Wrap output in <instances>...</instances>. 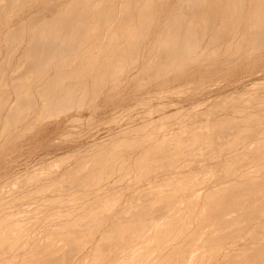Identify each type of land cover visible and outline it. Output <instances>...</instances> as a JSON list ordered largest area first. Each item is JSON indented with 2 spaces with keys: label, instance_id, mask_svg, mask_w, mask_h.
I'll use <instances>...</instances> for the list:
<instances>
[{
  "label": "rangeland",
  "instance_id": "obj_1",
  "mask_svg": "<svg viewBox=\"0 0 264 264\" xmlns=\"http://www.w3.org/2000/svg\"><path fill=\"white\" fill-rule=\"evenodd\" d=\"M83 1V2H82ZM106 1V2H105ZM146 1V3L144 2ZM153 1V2H152ZM0 0V264H45V261L47 260H44L42 263L39 262V260H42L46 255L48 254H51L52 252L54 253V255L57 253L59 255L57 256H60L62 254V256H64L65 258L69 257L68 260H71L72 261H68L67 264H70L71 262L73 264H76L79 260V262L77 264H111V261H112V264H115L116 262V254L114 257H112L114 255V252L116 250V252L121 248L120 244H123L127 239H131L134 240L135 242H133V246H131V248H137L136 249V256L138 255V257L140 256L141 258H145L149 256V259L146 260V258L144 260L146 261H142L140 264H145V262H147L148 260L151 262V261H154V263L152 264H160V263H163L165 264L164 262H166L167 260H169L170 256H165L163 253L164 252H167L169 250L170 247H173L172 249H180L181 247L179 246L180 244L183 245L185 244V240H187L185 246L182 247V249H187L185 247H188L189 250H191L192 248L194 249L195 248V252H193L194 258H196L194 260L193 258V261L190 263L192 264L193 262L198 263L197 264H205L209 263L211 264L213 262V264H216L215 261H219L221 260L220 257L221 255L224 253V255H222V257L226 258L227 255L228 256V260L227 258L224 260L222 257V260L219 261L221 263H217V264H224V263H227V261H229L227 264H263L264 263V249H262V247L264 246V241L262 239H260L261 237H264V236H260V235H264V205L263 204V201H264V196H262L264 194V186L263 184L261 183H264L263 181H261L260 183V180L262 178V176L264 177V169H263V165H264V123L262 124V122H264V0H237V2H239V4H241L243 2V4H241L240 6H238L237 4L234 6H237L236 8L240 9L238 11H236L237 9L232 6L233 4L230 5V2L231 3H236L232 0H208L206 1V5H204L205 3V0ZM155 1V2H154ZM165 1V2H164ZM191 1H192V4H191ZM201 2L203 4H197V2ZM215 1V2H213ZM217 1V2H216ZM263 1V2H262ZM87 2V3H86ZM104 2V3H103ZM127 2V3H126ZM138 2V3H137ZM140 2V3H139ZM143 2V3H142ZM190 2V3H189ZM212 2V3H211ZM227 2V3H226ZM257 2V3H256ZM132 3V4H131ZM134 3V5H133ZM145 3V5H144ZM159 3V4H158ZM189 3V5H188ZM194 3V4H193ZM210 3V5L212 4V7L210 6V10L211 8H214V10L212 9V11L209 10V6L208 4ZM229 3V4H228ZM126 4V6H125ZM128 4V5H127ZM131 4V5H130ZM154 4L156 6H154ZM197 4V6H195ZM220 4V5H218ZM229 7H227V5ZM259 4H262V5H259ZM87 7H86V6ZM137 5V6H136ZM188 5V6H187ZM201 5V6H200ZM244 5V6H243ZM102 8H101V7ZM107 6V8H106ZM133 7V8H130ZM135 6V7H134ZM141 6V7H140ZM192 7H195V8H191ZM200 6V7H199ZM206 6V9H204ZM217 6V7H215ZM226 6V7H225ZM231 6L234 8V10L231 8ZM243 6V7H242ZM255 6V7H254ZM86 7V8H85ZM90 7V8H89ZM100 7V8H99ZM115 7V8H114ZM123 7V8H122ZM154 7V9H153ZM196 7L198 9H196ZM204 7V8H203ZM257 7V8H256ZM259 7V8H258ZM262 7V9H261ZM81 8H84V9H81ZM105 8V9H104ZM178 10H177V9ZM182 8V9H181ZM191 8V9H190ZM225 8V11L228 13V17H227V14H225V11H223ZM229 8H231L232 10H230L231 12H233L234 15H237L236 17H234L233 15V18L232 20L234 19V21H232L231 19H229L230 17H232V13L230 12L229 13ZM87 9V10H86ZM129 9V10H128ZM138 9V10H137ZM153 9V11H152ZM190 9V10H188ZM216 9V10H215ZM218 9V10H217ZM223 9V10H222ZM259 9V10H258ZM261 9V10H260ZM83 10V11H82ZM98 11V13H96ZM101 10V11H100ZM146 10V11H145ZM188 10V11H187ZM195 10V11H194ZM199 10V12H198ZM242 10V12H241ZM90 11V12H89ZM103 11V12H102ZM114 11V12H113ZM117 11V12H116ZM122 11V12H121ZM150 11V12H148ZM173 11V12H172ZM177 11V12H176ZM183 11V12H182ZM204 11V12H203ZM208 11V12H207ZM216 11V12H215ZM234 11H236L234 13ZM253 11H256V12H253ZM101 12V13H100ZM146 12V13H145ZM152 12V13H151ZM155 12V14H153ZM183 14H182V13ZM192 12V13H190ZM215 12V14L213 15V13ZM223 12V13H222ZM85 13V14H84ZM88 13V15H87ZM94 13V14H93ZM103 13V14H102ZM110 13V14H109ZM116 13V14H114ZM181 13V14H180ZM188 13V14H187ZM197 15H196V14ZM199 13V14H198ZM242 13V14H241ZM259 13V14H258ZM261 13V15H260ZM70 14V15H69ZM78 14V15H77ZM97 14V16H96ZM114 14V15H113ZM126 14V17H124ZM146 14V15H145ZM152 14V15H151ZM194 16H193V15ZM201 14V15H200ZM209 17H208V15ZM251 14V15H250ZM82 15V16H81ZM94 15V16H93ZM107 15V16H106ZM130 15V16H129ZM133 15V16H132ZM148 15H149V19H148ZM175 15V16H174ZM186 15V17H185ZM188 15V16H187ZM192 15V16H190ZM223 15H226V18L224 19L225 16ZM253 15V16H252ZM68 16V17H66ZM101 16V17H100ZM115 16V17H114ZM128 16V18H127ZM142 16V17H141ZM146 16V17H144ZM181 16V17H179ZM208 18V22H207V19L204 20V18ZM239 16V17H238ZM77 17V18H76ZM80 17V18H79ZM89 17V18H88ZM100 17V19H99ZM144 17V18H143ZM177 17V20H176V25L174 27V24H172L173 22L172 21H175V18ZM201 17V18H200ZM214 17V18H213ZM254 17V18H253ZM256 17H259V18H256ZM262 19H261V18ZM66 18V19H65ZM68 18V19H67ZM71 18V19H70ZM86 18V20H85ZM88 18V19H87ZM109 18V19H108ZM131 18V19H130ZM151 18V19H150ZM154 18V19H153ZM159 18V19H158ZM180 18V19H179ZM200 18V19H199ZM217 18V19H215ZM221 18V19H220ZM239 20L237 23L235 21H237V19ZM40 19V20H39ZM66 21H65V20ZM78 19V21H77ZM90 19V20H89ZM128 19V20H127ZM179 19V20H178ZM184 19V20H183ZM188 19V20H187ZM199 19V21H198ZM212 19L213 22H212ZM236 19V20H235ZM253 19V20H252ZM43 20V22H42ZM72 20V21H71ZM81 20V21H80ZM97 20V21H95ZM132 20V21H131ZM144 20V21H143ZM181 20V22H180ZM187 20V21H186ZM226 20H228V24H226ZM241 20V21H240ZM53 21V22H52ZM55 21V22H54ZM58 21V22H57ZM88 21V22H86ZM94 21V22H93ZM113 21V22H112ZM151 21V22H150ZM168 21V23H166ZM193 21V22H192ZM211 21V22H210ZM223 21V22H222ZM231 21V22H230ZM252 21V22H251ZM253 21L257 22L258 26L256 25V23H254ZM62 22L64 24H62ZM67 22V23H66ZM74 24H72V23ZM85 22V23H84ZM102 22V23H101ZM106 22V23H104ZM110 22V23H109ZM146 24H144V23ZM172 22V23H171ZM180 22V23H179ZM186 22V23H185ZM205 22H207V25L208 27L205 25ZM233 24L231 25L230 23ZM235 22V23H234ZM240 22V23H239ZM261 22V23H260ZM76 23V24H75ZM80 25H79V24ZM88 23V24H87ZM96 23V24H95ZM109 23V24H108ZM130 23V24H129ZM189 23H190V27H189ZM193 25H192V24ZM203 23V24H202ZM212 23H216V24H212ZM55 24V26H54ZM62 24V25H61ZM67 24V25H66ZM71 24V25H70ZM123 24V25H122ZM132 24V25H131ZM143 24V25H142ZM148 24V25H147ZM154 26H152V25ZM165 24V25H164ZM173 27H172V25ZM178 24V26H177ZM195 24V26H194ZM202 24V25H200ZM210 24V26H209ZM230 24V26H234V30L232 28H229L228 29V25ZM254 24V25H253ZM262 26H261V25ZM41 25V26H40ZM52 25V27H50ZM59 25V26H58ZM66 25V26H65ZM92 27H91V26ZM107 25V26H106ZM141 27H140V26ZM185 25V26H184ZM200 25V27H199ZM227 25V26H226ZM256 25V26H255ZM40 26V27H39ZM72 26V28H70ZM112 26V27H111ZM124 26V27H123ZM138 26L140 28H138ZM143 26L145 28H143ZM149 26V27H148ZM167 26V27H166ZM171 26V27H170ZM205 26H206V29H205ZM238 26V27H237ZM56 27V29H55ZM62 27V28H61ZM64 27V28H63ZM171 28V31L169 30ZM176 31H180L179 34L178 31L176 32L174 29L177 28ZM187 27V28H186ZM218 27V28H217ZM245 27V28H244ZM254 27V29H253ZM257 27L256 31L255 28ZM261 27V28H259ZM10 28V30H9ZM40 28H43V29H40ZM50 31V29H52ZM62 31H60V29ZM77 28V29H76ZM113 28V29H112ZM147 28V29H146ZM151 28V29H150ZM172 28L174 30V33H176L175 35L173 34L172 35ZM190 28V29H189ZM202 28V29H201ZM211 28L212 31H211ZM8 32H7V30ZM41 31H40V30ZM58 29V31H57ZM65 29V30H64ZM79 29V30H78ZM189 31H188V30ZM228 30L225 32V30ZM232 29V31H231ZM260 29V30H259ZM39 30V31H38ZM42 30L44 31V35ZM71 32L70 30H72V34H70L69 32ZM112 30V31H111ZM115 30V31H114ZM121 30V31H120ZM139 30V31H138ZM149 30V31H148ZM187 30V31H186ZM190 30L192 31V33L190 32ZM194 30V31H193ZM198 30V31H197ZM217 30H221L220 32L223 33V34H220L218 36V33H215L217 34V36L212 33L214 31H217ZM255 30V31H254ZM145 31V32H144ZM168 31L170 33H168ZM206 31V32H205ZM49 32V33H48ZM53 32V33H52ZM116 34H115V33ZM122 32V33H121ZM126 32V34H125ZM132 32V33H131ZM172 32V33H171ZM183 32H190L188 34L191 35H187L186 33H183ZM203 32V34H202ZM260 32V33H259ZM48 33V34H47ZM56 33V34H55ZM68 33V34H67ZM75 33V34H74ZM80 33V34H79ZM110 33V35L108 34ZM135 33V35H134ZM137 33V34H136ZM193 33H198L200 35L201 38H197V36L199 35H194ZM238 33V34H237ZM245 33V34H244ZM10 34V35H9ZM50 34V35H49ZM53 34V36L51 37V35ZM74 34V35H73ZM134 36H133V35ZM146 34V35H145ZM165 34V35H164ZM167 34H170L171 37H176L178 39V44L176 45H179L180 49L178 48V46H175V47H172V44H173V41L177 40H173V38H171L170 36H168L169 38H171V42L170 43V39L167 38ZM187 36H186V35ZM214 34V35H213ZM226 34H229L227 35L226 37ZM237 34V35H236ZM260 34V38L257 37L258 35ZM263 34L262 38H261V35ZM40 36V40L43 42L44 45H42V42L39 40V36ZM55 35V36H54ZM57 35V36H56ZM68 35V37H67ZM78 35V38L75 37ZM88 35V36H87ZM95 35V36H94ZM114 35V37L112 36ZM122 35V36H121ZM127 35H130V36H127ZM179 35V36H178ZM183 35V36H182ZM193 37L196 36V37ZM203 35V36H202ZM215 37L216 38H211V36ZM38 36V37H37ZM43 36V37H42ZM60 36V37H59ZM70 36V37H69ZM73 36V37H71ZM82 36V37H81ZM109 36V37H108ZM136 36H140V37H136ZM146 36V37H145ZM156 36V37H155ZM166 36V37H165ZM189 36V37H188ZM256 36V38H255ZM12 37V38H10ZM50 37V39H49ZM54 37L56 39H54ZM59 37V38H58ZM64 37H66L64 39ZM84 37V38H83ZM86 37V38H85ZM133 37V39H132ZM204 37V38H203ZM229 37V38H228ZM10 38V39H9ZM33 38H35L36 40H34ZM45 38V39H44ZM52 38V39H51ZM74 38V39H73ZM107 38V39H106ZM109 38V40H108ZM115 38V39H114ZM135 38V39H134ZM166 39L167 42L163 39ZM184 38V39H183ZM188 38V39H187ZM189 38H193L194 41H192V39L189 40ZM196 38V39H195ZM209 38V40H208ZM220 38V39H219ZM239 38V39H238ZM258 38V39H257ZM76 39L79 41H76ZM81 39V40H80ZM112 39V40H111ZM139 39V40H138ZM169 39V40H168ZM183 41H182V40ZM203 39V40H202ZM233 41H232V40ZM238 39V40H237ZM252 39V41H251ZM67 41V47H66V41ZM214 40V41H213ZM44 41H47V42H44ZM50 41V42H49ZM153 41V42H152ZM196 41V42H195ZM202 41V42H201ZM231 41V42H230ZM38 42V43H37ZM76 42V43H74ZM108 42V43H106ZM132 42V43H131ZM137 42V43H136ZM156 42V43H155ZM162 42V43H161ZM164 42V43H163ZM166 42V43H165ZM182 42V43H181ZM185 42V43H184ZM190 42L192 44H194V49L191 47L193 46L192 44H190ZM217 42V43H216ZM257 42V43H256ZM40 43V45H39ZM46 43V44H45ZM52 43V44H51ZM58 46H56L55 45ZM65 43V44H64ZM71 43V45H70ZM160 43V44H159ZM169 43V44H167ZM176 43V42H175ZM175 43L173 44V46L175 45ZM181 43V44H180ZM184 43V45H183ZM190 45H188V44ZM231 43V44H230ZM240 43V45H239ZM259 43V44H258ZM261 43V45H260ZM49 44V45H48ZM74 46H73V45ZM103 44V45H102ZM128 44V45H126ZM132 44L135 46L133 47ZM141 44V45H140ZM161 44H163V46H160ZM168 45L166 47V49L171 45V49L172 50L171 52L174 53L173 55L178 54L177 56V59L175 60L176 56H173V55H170L169 54V51L168 49L166 50L164 47L166 45ZM221 44V45H220ZM236 44V45H235ZM256 44V45H255ZM42 47L38 49V46ZM48 45V46H47ZM51 45V46H50ZM191 48L190 51H193L197 48V51H193V53H188L186 52L187 50H189L188 46ZM199 47H198V46ZM226 45V46H225ZM37 46V47H36ZM62 46V47H61ZM84 46V47H83ZM86 46V47H85ZM139 46V47H138ZM152 46V47H151ZM160 46V48H159ZM197 46V47H196ZM216 46V47H215ZM221 46H222V49H221ZM229 48H228V47ZM255 46V47H254ZM261 48H260V47ZM46 47V49H44ZM49 47V48H48ZM57 47V49H56ZM71 47V48H70ZM98 47V48H97ZM162 47V48H161ZM184 47V48H183ZM239 47V48H238ZM62 48V49H61ZM86 48V49H85ZM129 48H130V51H129ZM134 48V49H133ZM173 48L177 49L175 50V52H173ZM183 48V49H182ZM185 48H187V50H185ZM225 48L227 50H225ZM255 48V50H254ZM36 49V50H35ZM38 49V51H37ZM41 49V50H40ZM56 51H54V50ZM64 49V50H63ZM67 49V50H66ZM69 49V50H68ZM71 49V50H70ZM82 49V50H81ZM103 49V50H102ZM137 49V50H136ZM149 49V51H148ZM164 49L167 51V55H164L166 54L164 51ZM221 49V50H219ZM251 49V50H250ZM258 49V50H256ZM35 50V51H34ZM40 50V51H39ZM46 50H48V52H45ZM59 50V51H58ZM67 52H66V51ZM79 50V51H78ZM105 50V51H104ZM110 50V52H108ZM112 50V51H111ZM128 50V51H127ZM135 50V51H133ZM154 50V52H153ZM158 50H161L158 52L157 54V51ZM163 50V51H162ZM205 50V51H204ZM218 50V51H217ZM225 50V51H224ZM253 50V51H252ZM260 50V51H259ZM52 51V53L50 52ZM54 51V52H53ZM83 51V52H82ZM189 51V52H190ZM203 51V52H202ZM236 51V52H235ZM240 51V52H239ZM247 51V53H246ZM250 51V52H249ZM41 52L40 54H37V53ZM61 52V53H60ZM76 54H75V53ZM121 52V53H120ZM126 54H125V53ZM161 52V53H160ZM239 52V53H238ZM34 53V55L32 54ZM56 53V54H55ZM59 56H58V54ZM129 53V54H128ZM131 53V54H130ZM133 53V55H132ZM143 53V54H142ZM160 53V54H159ZM183 53H186L187 55H189V61H187V63L185 62V60H188L187 56L185 57L186 54H184L183 56ZM203 53V54H202ZM236 53V54H235ZM246 53V54H245ZM13 54V55H12ZM37 54V55H36ZM48 54V55H47ZM51 54V56H49ZM74 54V55H73ZM125 54V55H124ZM135 54V55H134ZM155 54V56H154ZM191 54V56H190ZM249 54V55H248ZM32 55V56H31ZM39 55V56H38ZM47 55V56H46ZM87 55V56H86ZM96 55V56H95ZM99 55V56H98ZM145 55V56H144ZM148 55V56H147ZM150 55V56H149ZM163 55V56H162ZM169 55L172 56L171 60H175L174 62L169 60ZM205 55H207V57H205ZM234 55V56H233ZM70 58H69V57ZM83 56V57H82ZM86 56V57H85ZM115 56V57H114ZM120 56V58H119ZM132 56V57H131ZM160 56V57H159ZM168 57L167 58H164V57ZM200 56V57H199ZM221 56V57H218ZM44 57V59H43ZM51 57V58H50ZM64 57V58H63ZM99 57V58H98ZM117 57V58H116ZM145 57V58H144ZM153 57V58H152ZM185 57V58H183ZM192 57V58H191ZM194 57V58H193ZM4 58H7V59H4ZM42 58V59H40ZM47 58V60H46ZM53 58V59H52ZM112 58V59H110ZM115 58V59H114ZM127 58V59H125ZM138 58V59H137ZM208 58V59H207ZM11 59V60H9ZM39 59V60H38ZM66 59V60H65ZM87 59V60H86ZM122 59V60H121ZM158 59V60H157ZM194 59V60H193ZM240 59V60H238ZM3 60H6V62H4ZM38 62H37V61ZM42 60H45L47 62H43ZM50 60V62L48 61ZM96 60V61H94ZM108 60V61H107ZM121 60V61H120ZM134 60H136L134 62ZM167 60V62L165 61ZM236 60V62H235ZM78 61V62H77ZM91 61V62H90ZM105 61V62H104ZM138 61V62H137ZM152 61V62H151ZM172 63H170V62ZM190 61H193V63H191ZM204 61V62H203ZM233 61V62H232ZM3 62V63H2ZM93 62V63H92ZM94 62H95V65H94ZM116 62V63H115ZM123 62V63H122ZM125 62V64H124ZM134 62V63H133ZM157 62V63H156ZM183 64H181V63ZM188 62L189 64L191 65H188ZM196 62V63H195ZM222 62V63H221ZM42 63V65H41ZM46 63H50L49 66L48 64ZM64 63V65H63ZM105 63V64H104ZM118 63V65H117ZM163 63V65H162ZM39 64V66H38ZM45 66H44V65ZM80 67H79V65ZM83 64V66H82ZM89 66H88V65ZM123 64V65H122ZM132 64V65H131ZM157 64V65H156ZM186 64V65H185ZM37 65V66H36ZM48 65V67H47ZM61 65V66H60ZM86 65V66H85ZM107 65V66H106ZM117 65V66H115ZM150 65V66H149ZM156 65V66H155ZM182 65V66H180ZM209 65V67H208ZM58 66V67H57ZM64 66V67H63ZM74 66V68H73ZM77 66V67H76ZM119 66V68H118ZM137 66V67H136ZM162 66V67H161ZM170 68H169V67ZM176 66V67H175ZM214 66V67H213ZM48 68V69H45V68ZM63 69H62V68ZM110 67V68H109ZM114 67V68H113ZM116 67V68H115ZM145 67V68H144ZM161 67V68H160ZM167 69H164L166 68ZM175 67V68H174ZM181 67V68H179ZM184 67V68H183ZM39 68V69H38ZM41 68V69H40ZM52 68V69H50ZM77 68V69H76ZM93 68V69H92ZM101 68V71L103 73V75L101 76L100 74V69ZM148 68V69H146ZM173 68V69H172ZM178 70H177V69ZM38 69V71H37ZM43 69V70H42ZM65 69V70H64ZM76 69V70H75ZM115 69V70H114ZM147 71H146V70ZM55 70V71H54ZM58 70V71H57ZM99 70V71H98ZM105 70V71H104ZM111 70V71H110ZM118 70V71H117ZM122 73H121V71ZM175 70V71H174ZM245 70V71H244ZM247 70V71H246ZM27 71V73H26ZM29 71V72H28ZM32 71V73H31ZM37 73H35V72ZM43 71V73H42ZM63 73H62V72ZM114 71V72H113ZM167 73H165V72ZM177 71V72H176ZM241 71V72H240ZM251 71V73H250ZM5 72V73H4ZM48 72V74H46ZM50 72V73H49ZM65 72V73H64ZM75 72V73H74ZM86 72V73H85ZM95 72V73H93ZM98 74H97V73ZM138 72V73H137ZM4 75H3V74ZM45 73V74H44ZM58 73V74H57ZM63 75H62V74ZM70 73V74H69ZM85 73V74H84ZM143 73V74H142ZM169 73V74H168ZM257 73V74H256ZM11 76H10V75ZM39 76H38V75ZM61 74V75H60ZM67 74V75H66ZM69 74V76H68ZM73 74V75H72ZM80 74V75H79ZM100 74V75H99ZM115 74V75H114ZM238 74V75H237ZM6 75V76H5ZM34 75V76H33ZM65 75V77H64ZM108 75V76H107ZM158 76V79H157V76ZM232 75V76H231ZM243 75V76H242ZM253 75V76H252ZM14 76V78H13ZM28 76V77H27ZM36 76V79H33L35 81L32 80V78L34 77L35 78ZM41 76V77H40ZM43 76V77H42ZM46 76V77H45ZM55 76V77H54ZM61 76V77H60ZM69 78H68V77ZM92 76V77H91ZM108 78H107V77ZM152 76V77H151ZM156 76V77H155ZM52 77V78H51ZM94 77V79H93ZM100 77V78H99ZM104 77V78H103ZM106 77V78H105ZM110 77V78H109ZM155 77V78H154ZM161 77V78H160ZM200 77V78H199ZM261 77V78H260ZM4 78V79H3ZM9 78V79H7ZM31 78V79H30ZM41 78V80H39ZM53 80L52 84H51V79ZM74 78V80H73ZM77 78V79H76ZM113 78V79H112ZM134 78V79H133ZM153 78V79H152ZM204 78V79H203ZM26 79V80H25ZM28 79V80H27ZM79 79V81H78ZM83 79V80H82ZM97 81H96V80ZM99 79V80H98ZM102 79V80H101ZM157 79V80H156ZM12 80V81H11ZM32 80V81H30ZM49 80V81H48ZM55 80L57 82H55ZM58 80H61L58 82ZM115 80V81H114ZM131 80V81H129ZM146 80V81H145ZM150 80V81H148ZM199 80V81H198ZM202 80V81H201ZM8 83V84H6ZM64 81V82H62ZM83 81V82H82ZM106 81V83H104ZM209 81V82H208ZM238 81V82H237ZM29 82V83H28ZM37 82V84H36ZM43 82H44V86H43ZM48 84H47V83ZM69 82V83H68ZM76 82V83H75ZM80 82V84H79ZM94 82V83H93ZM102 82V83H101ZM128 82V83H127ZM198 84H197V83ZM206 83V84H201V83ZM56 83V84H55ZM100 83V84H99ZM149 83V84H148ZM193 83V84H191ZM195 83V85H194ZM244 83V84H243ZM252 83V84H251ZM34 84L36 86H34ZM39 84V85H38ZM47 86H46V85ZM50 84L52 86H50ZM54 84V85H53ZM61 86H60V85ZM69 84V85H68ZM71 84V85H70ZM97 86H96V85ZM103 84V85H102ZM112 84V85H111ZM120 84V85H119ZM141 84V86H140ZM148 84V85H146ZM160 84V85H159ZM250 84V85H249ZM42 85V86H40ZM63 85V86H62ZM76 85V86H75ZM79 85V86H78ZM107 85V86H106ZM116 85V87H115ZM183 85V86H182ZM192 85V86H190ZM8 86V87H7ZM13 86V87H12ZM72 86V87H71ZM84 86V88H83ZM109 86V87H108ZM112 86V87H111ZM249 86V87H248ZM17 88V90H14V88ZM48 87V88H47ZM56 87V88H55ZM75 87V88H74ZM77 87V88H76ZM96 87V88H95ZM125 87V88H124ZM140 87V88H138ZM180 87V88H179ZM185 87H186V90H185ZM198 87V88H197ZM226 87V89H225ZM236 87V88H235ZM251 87V88H250ZM6 88V89H5ZM15 88V89H16ZM37 88V89H36ZM46 88V89H45ZM58 88V89H57ZM61 88V89H60ZM64 88V89H63ZM102 88V89H101ZM117 88V89H116ZM10 89V90H9ZM12 89V90H11ZM39 89V90H38ZM43 89V90H41ZM51 89V91H50ZM54 89V90H53ZM67 89V90H66ZM72 89V90H71ZM96 89H99V90H96ZM110 89V90H108ZM168 89V90H167ZM173 89V90H172ZM175 89V90H174ZM199 89V90H198ZM224 89V90H223ZM48 90H49V93H48ZM63 90V91H62ZM70 90V91H69ZM95 90V91H94ZM114 90V91H113ZM172 90V91H171ZM180 90V91H179ZM223 90V91H222ZM230 90V91H229ZM237 90V91H235ZM9 91V92H8ZM15 91V93H14ZM17 91V92H16ZM52 91L53 94H52ZM59 91V92H58ZM100 91V92H99ZM154 91H155V94H154ZM159 91V92H158ZM166 91V92H165ZM188 91V92H187ZM13 92V93H12ZM22 92V93H21ZM37 92V93H36ZM42 92V93H41ZM45 92V93H44ZM57 94H56V93ZM61 92V93H60ZM71 92H72V95H71ZM81 92V93H80ZM151 92V93H149ZM165 94H164V93ZM225 92V93H224ZM230 92V93H229ZM11 95H10V94ZM24 93V94H23ZM26 93V94H25ZM41 93V94H40ZM55 93V94H54ZM85 96L83 95V94ZM96 93V94H95ZM148 93V95L146 94ZM157 93V94H156ZM160 93V94H158ZM162 93V94H161ZM174 93V94H173ZM5 97H4V95ZM14 94H15V97L17 98V100H15L16 98L14 97ZM19 94V95H18ZM31 94V95H30ZM43 94V97H41ZM54 95L53 97L51 95ZM77 94L79 96H77ZM82 94V95H81ZM98 94V95H97ZM154 94V95H153ZM183 94V95H182ZM196 94V95H195ZM9 95V96H8ZM60 97H59V96ZM64 95V97H63ZM67 95V96H66ZM193 95V96H192ZM195 95V97H194ZM219 95V96H218ZM31 96V98H30ZM62 96V97H61ZM154 96V97H153ZM217 96V97H216ZM40 97H41V100H40ZM72 98L74 99V101L72 99H69ZM75 97V98H74ZM97 97V98H96ZM134 97V98H133ZM157 97V98H156ZM214 97V98H213ZM23 98V100H22ZM46 98V100H45ZM86 98V99H85ZM95 98V99H94ZM187 98V99H186ZM20 99V101L18 100ZM25 99V100H24ZM44 99V100H43ZM49 99V100H48ZM58 99V100H57ZM68 99V100H67ZM80 99V100H79ZM134 99V100H133ZM142 99V100H141ZM146 99V100H145ZM164 99V100H163ZM172 99V100H171ZM215 99V100H214ZM15 100V101H14ZM29 102H28V101ZM62 100H65L63 103ZM69 100L70 102L73 101L72 103H69ZM79 100V101H78ZM86 100V102H85ZM150 100V101H149ZM159 100V101H157ZM203 100V102H202ZM19 101V102H17ZM28 103H26V102ZM59 101V102H58ZM77 101V102H76ZM93 101V102H92ZM96 101V102H95ZM133 101V102H132ZM146 101V102H145ZM152 101V102H151ZM157 101V102H155ZM161 101V102H160ZM207 101V102H206ZM213 101V102H212ZM257 101V102H256ZM58 102V103H56ZM79 102V103H78ZM140 104H139V103ZM201 102V103H200ZM13 103V104H11ZM18 105H17V104ZM25 103L27 105H25ZM33 103V104H32ZM75 103V104H74ZM82 103V104H81ZM173 103V104H172ZM175 103V104H174ZM197 103V104H196ZM200 103V104H199ZM255 103V104H254ZM262 103V104H261ZM53 104V105H52ZM55 104V105H54ZM66 104V105H65ZM126 104V105H125ZM199 104V105H198ZM203 104V105H202ZM209 104V106H207ZM251 104H253L251 106ZM259 106H258V105ZM17 105V106H16ZM24 105V106H23ZM30 105V106H29ZM32 105V106H31ZM65 105V106H63ZM144 105V106H143ZM16 106V107H14ZM49 106V107H48ZM70 106V107H69ZM73 106V107H72ZM75 106V107H74ZM132 106V107H131ZM136 106V107H135ZM138 106V107H137ZM140 106V107H139ZM146 106V107H145ZM169 106V107H168ZM171 106V107H170ZM175 106V107H174ZM186 106V107H185ZM191 106V107H190ZM201 106V107H200ZM205 106V107H204ZM255 106V107H254ZM53 109H52V108ZM55 107H58L56 109H54ZM135 107V108H134ZM156 107V108H155ZM163 109H162V108ZM15 108V110H14ZM17 108V109H16ZM20 108V109H19ZM27 111H26V109ZM39 108H40V111H39ZM42 108V109H41ZM72 108V109H71ZM81 108V109H80ZM134 108V109H133ZM154 108V109H152ZM186 108L187 112L190 110V113L191 114H188L186 112V110L184 109ZM198 108V109H197ZM8 109H11V110H8ZM70 109V110H69ZM76 109V110H75ZM126 109V110H125ZM128 109V110H127ZM141 109V110H140ZM179 109V110H177ZM206 109V110H205ZM2 110V111H1ZM19 110V111H18ZM24 110V112L22 111ZM44 110V111H43ZM54 110V111H53ZM58 110V111H57ZM132 110V112H130ZM183 113H182V111ZM185 110V111H184ZM202 112H200V111ZM33 113H32V112ZM61 111V112H60ZM162 111L164 113H162ZM165 111L166 114H165ZM181 111V113L179 112ZM210 111V112H209ZM214 111V112H213ZM244 111V112H243ZM11 112V113H10ZM44 112V114H43ZM49 112V113H48ZM58 112H60L58 114ZM113 112V113H112ZM119 112V113H118ZM123 114H122V113ZM158 112V113H157ZM195 112V113H194ZM206 112V113H205ZM241 112V113H240ZM25 113V114H24ZM47 113V114H46ZM53 113V115H52ZM62 113V114H61ZM64 113V114H63ZM121 113V114H120ZM126 113V114H125ZM135 113V114H134ZM151 113V114H150ZM171 113V114H170ZM187 113V114H186ZM212 113V114H211ZM249 113V114H248ZM9 114V116H8ZM24 114V115H22ZM43 114V115H41ZM49 114V115H48ZM57 114V115H56ZM120 114V115H119ZM133 114V115H132ZM165 116H163V115ZM176 114V117H174ZM183 114V116H182ZM193 114V115H192ZM242 114V115H241ZM248 116H247V115ZM15 116V119H14V116ZM22 115L23 116V119H22ZM51 115V116H50ZM117 115V116H116ZM161 115V116H160ZM172 115V116H171ZM207 115V116H205ZM13 116V117H12ZM20 119H19V117ZM41 116V117H40ZM49 118H47V117ZM122 116V117H120ZM154 116V121L151 120ZM160 116V117H159ZM169 116H171L169 118ZM188 116V117H187ZM194 118H193V117ZM213 116V117H212ZM217 116V117H215ZM223 116V117H222ZM257 116V117H256ZM26 117V118H25ZM51 117V118H50ZM77 117V118H75ZM112 117V118H111ZM134 117V118H133ZM174 117V118H173ZM199 117V118H198ZM207 117V118H206ZM209 117V118H208ZM243 117V118H242ZM248 117V118H247ZM263 117V118H262ZM35 118V119H34ZM38 118V119H37ZM70 118V119H69ZM73 118V119H72ZM76 120H75V119ZM145 118V119H144ZM157 118V119H156ZM168 118V119H167ZM201 118V119H200ZM261 118V119H259ZM13 119V120H12ZM28 119V120H27ZM42 119V120H41ZM72 119V120H71ZM78 119V120H77ZM124 119V120H123ZM150 119V120H148ZM164 119V120H163ZM175 119V120H174ZM194 119V120H193ZM236 119V120H235ZM247 119V120H246ZM249 119H252V120H249ZM7 120V121H6ZM12 120V121H11ZM18 120V121H17ZM31 120V122L29 121ZM39 120V121H38ZM104 120V121H102ZM145 120H147L146 122H144ZM170 120V121H168ZM174 120V121H173ZM186 120V121H185ZM193 120V121H192ZM198 120V121H197ZM200 120V121H199ZM22 121V122H21ZM29 121V122H28ZM68 121V122H67ZM75 121V122H74ZM79 121V122H77ZM99 121V122H98ZM125 121V122H124ZM150 121V122H148ZM168 121V122H167ZM214 121V123H213ZM259 121V122H257ZM261 121V122H260ZM8 122V123H7ZM19 122V123H18ZM110 122V123H108ZM137 122V123H136ZM163 122V123H162ZM165 122V123H164ZM193 122V123H192ZM240 122V123H239ZM248 122V123H247ZM257 122V123H256ZM2 123V124H1ZM18 123V125H16ZM27 123V124H26ZM30 123V124H28ZM100 123V124H99ZM103 123V124H102ZM159 123V124H158ZM168 123V124H167ZM191 123V124H190ZM252 123V124H251ZM13 124V125H12ZM40 124V125H39ZM107 124H110V125H107ZM122 124V125H121ZM128 124V125H127ZM176 124V125H175ZM183 124V125H182ZM193 124V125H192ZM203 124V125H202ZM228 124V125H227ZM5 125V126H4ZM10 125V127H9ZM34 125V126H33ZM82 125V126H81ZM132 126H136L135 128L134 127H131ZM174 125H175V128H174ZM218 125V126H217ZM262 125V126H261ZM3 126V127H2ZM94 126V127H93ZM124 126V127H123ZM201 128H200V127ZM225 126V127H224ZM235 126V127H234ZM261 126V127H260ZM12 127V128H11ZM21 127V128H20ZM147 127V128H146ZM179 127V128H178ZM189 127V128H188ZM210 127V128H209ZM233 127V128H232ZM246 127V128H245ZM9 128V129H8ZM31 130H29V129ZM97 128V129H96ZM116 128V129H115ZM125 128V130H124ZM137 128V129H136ZM142 131H141V129ZM155 128V129H153ZM156 128H158L156 130ZM195 128V129H194ZM244 128V129H243ZM97 131H96V130ZM130 129V130H128ZM134 129V130H133ZM167 129V130H166ZM188 129V131H187ZM190 129V130H189ZM200 129V130H199ZM212 129H213V132H212ZM216 129V130H215ZM219 129V130H218ZM237 129V130H236ZM28 130V131H27ZM144 130V132H143ZM155 130V131H153ZM177 130V131H176ZM203 130V131H202ZM80 131V132H79ZM90 131V132H89ZM100 131V132H99ZM110 131V132H109ZM124 131V132H123ZM128 131V132H127ZM130 131V132H129ZM137 131V132H136ZM159 131V132H158ZM175 131V132H174ZM180 131V133H179ZM207 131V132H206ZM210 131V132H209ZM238 131V132H237ZM1 132H5L4 134H2ZM25 132V133H24ZM65 132L67 134H65ZM121 132V133H120ZM140 132V134H139ZM166 132V134H165ZM188 132V133H187ZM193 132V133H192ZM230 132V133H229ZM250 132V133H249ZM64 133V134H63ZM79 133V134H78ZM90 133V134H89ZM95 133V134H94ZM98 133V134H97ZM109 133V134H108ZM127 133V134H126ZM129 133V134H128ZM134 135H133V134ZM160 133V134H159ZM168 133V134H167ZM206 133V134H205ZM240 133V134H239ZM122 134V135H121ZM126 134V135H125ZM130 134H132L131 136L133 138H131ZM137 134V135H136ZM153 134V135H151ZM159 136H156L158 135ZM214 134V135H213ZM62 135H64L62 137ZM78 135V136H77ZM90 135V136H89ZM139 135H140V138H139ZM165 135V136H164ZM191 135V136H190ZM198 135V136H196ZM208 135V136H207ZM216 135V136H215ZM256 135V136H255ZM262 135V136H261ZM72 136V137H71ZM82 136V137H81ZM86 136V137H85ZM101 136V137H100ZM154 136V137H153ZM180 136V137H178ZM189 136V137H188ZM240 136V137H239ZM22 137V138H21ZM71 137V138H70ZM81 137V138H80ZM144 137V138H143ZM205 137V138H204ZM262 137V138H261ZM137 138H139L137 140ZM146 138V139H145ZM181 138V139H180ZM201 138V139H200ZM225 138V139H224ZM228 138V139H227ZM232 138V139H231ZM61 139V140H60ZM83 139V140H82ZM101 139V140H100ZM174 139V140H173ZM206 139H208L206 141ZM214 139V140H213ZM234 139V140H233ZM88 140V141H87ZM99 140V141H98ZM150 140V141H149ZM168 140V141H167ZM179 140V141H178ZM223 140V141H222ZM255 140V141H254ZM86 141V142H85ZM94 141V142H92ZM127 141V142H126ZM130 141V142H129ZM134 141V142H133ZM138 141V142H137ZM152 141V142H151ZM172 141V142H171ZM204 141V142H203ZM229 141V143H228ZM234 141V142H233ZM252 143H251V142ZM129 142V143H128ZM148 142V143H147ZM192 142V143H191ZM197 142V143H196ZM215 142V143H214ZM218 142V143H217ZM263 142V143H262ZM61 143V144H60ZM80 143V144H79ZM94 143V144H93ZM166 143V145H165ZM180 143V145H179ZM182 143H185V144H182ZM205 143V144H203ZM210 143V145H209ZM232 143V144H231ZM247 143L249 145H247ZM258 145H257V144ZM92 144V145H91ZM138 144V145H137ZM169 144V145H168ZM187 144V145H186ZM190 144V145H188ZM195 144V145H194ZM199 144V145H198ZM224 144V145H223ZM10 145V146H9ZM83 145V147H82ZM85 145V146H84ZM91 145V146H90ZM128 148V149H126ZM134 145V147H133ZM140 145V146H139ZM163 145V146H162ZM193 145V146H192ZM215 145V146H214ZM223 146V149H222V146L219 147V146ZM229 145V146H228ZM231 145V146H230ZM244 145V146H243ZM254 145V146H253ZM257 145V146H256ZM129 146V147H128ZM136 146H139L136 147ZM155 146V147H154ZM173 146V147H171ZM179 146V147H178ZM261 146V147H260ZM80 147V148H79ZM133 147V149L131 148ZM141 147V148H140ZM170 147V148H168ZM187 147V148H186ZM206 147V148H205ZM231 147V148H230ZM237 147V148H235ZM245 147V148H244ZM8 148V149H7ZM83 148V149H82ZM131 148V149H130ZM164 148V149H163ZM179 148V149H178ZM193 148V149H192ZM204 148V149H203ZM253 148H255L253 150ZM263 148V149H262ZM66 149V150H65ZM137 149V150H136ZM141 149V150H140ZM151 149V150H149ZM181 149V150H180ZM222 149V150H221ZM234 149V150H233ZM63 150V151H62ZM74 150V151H73ZM78 150V151H77ZM81 150V151H80ZM131 152V153H129ZM156 150V151H155ZM174 150V152H173ZM180 150V151H179ZM188 150H191L188 151ZM203 150H206V151H203ZM229 150V151H228ZM232 150V151H231ZM238 150V151H237ZM86 151V152H85ZM89 151V152H88ZM154 151V152H153ZM194 154H193V152ZM198 153H197V152ZM203 151V152H202ZM216 151V152H215ZM144 152V153H143ZM161 154H160V153ZM163 152V153H162ZM172 152V153H171ZM177 154H176V153ZM190 152V153H189ZM200 152V153H199ZM211 152V153H210ZM215 152V153H214ZM233 153L231 155V153ZM254 152V153H253ZM136 153V154H135ZM150 153V154H149ZM155 153V154H154ZM167 153V154H165ZM174 153V154H173ZM179 153V154H178ZM186 153V154H185ZM192 153V154H191ZM198 156H196V154ZM206 153V154H204ZM230 153V154H229ZM253 153V154H252ZM263 153V155H262ZM39 154V155H38ZM158 154V155H156ZM160 154V155H159ZM165 154V155H164ZM182 154V156H181ZM184 154V155H183ZM191 154V155H190ZM202 154V155H201ZM226 154V155H225ZM250 154V155H249ZM30 155V156H29ZM83 155V156H82ZM133 155V156H132ZM137 155V156H136ZM143 155V157H142ZM149 155V156H148ZM153 155V156H152ZM175 155V156H174ZM200 155V156H199ZM248 155V156H247ZM257 155H258V158H257ZM81 156V157H80ZM157 158H156V157ZM207 156V157H205ZM225 156V157H224ZM233 156V157H232ZM238 156V157H237ZM245 156V157H244ZM131 157V158H129ZM147 157V158H146ZM149 157H150V160L153 159L154 161V166L152 165V160L150 161L149 160ZM153 157V158H152ZM165 157V158H163ZM174 159H173V158ZM181 157V159H180ZM185 157V158H184ZM198 157V158H197ZM228 157V159H227ZM236 157V158H235ZM241 157V158H240ZM76 158V159H75ZM78 158V159H77ZM136 158V159H134ZM143 158V159H142ZM158 161H156L155 159ZM160 158V160H159ZM162 158V159H161ZM171 158L172 160L174 161H171ZM139 159V160H138ZM183 159V160H182ZM194 159V161H193ZM197 159V160H196ZM211 159V160H210ZM224 159V160H223ZM241 159V160H239ZM246 159V160H245ZM254 159V161H253ZM168 160V161H167ZM189 160V161H188ZM204 160V161H203ZM239 160V161H238ZM77 161V163H76ZM79 161V162H78ZM81 161V162H80ZM147 162H150L149 165L145 164ZM159 163L156 164V162ZM178 161L176 164L175 162ZM181 161V162H180ZM189 163H188V162ZM201 161V162H200ZM209 161V162H208ZM222 161V162H221ZM246 161V162H245ZM256 161V162H255ZM87 162V164H86ZM90 164H89V163ZM145 162V163H144ZM152 162V163H151ZM168 162V163H167ZM214 162V163H213ZM262 162V163H261ZM75 163V164H74ZM136 163V164H135ZM188 165H187V164ZM196 163V164H195ZM224 163V164H223ZM235 163V164H234ZM255 163V164H254ZM18 164V165H17ZM174 166H173V165ZM191 164V165H190ZM193 164V166H192ZM202 164V165H201ZM238 164V165H237ZM260 164V165H259ZM262 164V166H261ZM29 165V166H28ZM35 167H33V166ZM79 165V166H77ZM136 165V166H135ZM142 165H144L142 167ZM147 165V166H146ZM153 166L151 168V166ZM198 165V166H197ZM201 165V166H200ZM219 165V166H218ZM256 165V166H255ZM68 166V167H67ZM72 169H71V167ZM114 166V167H113ZM116 166V167H115ZM150 166V167H149ZM170 166V167H169ZM200 166V167H199ZM205 166V167H204ZM211 166V167H210ZM33 167V168H32ZM109 167V168H108ZM113 167V168H111ZM146 170H145V168ZM158 167V168H157ZM174 167V168H173ZM182 167V168H181ZM214 167V168H213ZM220 167V168H219ZM17 168V169H16ZM82 168V169H81ZM140 168V169H139ZM144 169L141 170V169ZM151 168V169H149ZM163 171H162V169ZM165 168V170H164ZM169 168V169H168ZM178 168V169H177ZM227 168V170H226ZM237 170H241L243 171V173L241 171H237ZM247 168H250L247 170ZM254 168V169H253ZM29 169V170H27ZM65 169V170H64ZM70 169V170H69ZM138 169V170H137ZM155 169V170H154ZM171 169V170H170ZM182 169V170H181ZM185 169V170H184ZM236 171H235V170ZM245 171H244V170ZM258 172H257V170ZM260 170H262L261 173ZM37 170V171H36ZM82 170V171H80ZM112 170V172H111ZM136 170V171H135ZM152 170V171H151ZM157 170V172H156ZM160 170V171H159ZM256 171V175H253L255 174L254 172L252 171ZM23 171V172H22ZM26 171V172H25ZM131 171V172H130ZM140 173H137L139 172ZM142 171V172H141ZM149 173H148V172ZM166 171V172H165ZM198 171V172H197ZM202 171V172H201ZM209 171V172H208ZM212 173H211V172ZM215 171V172H214ZM219 171H222V172H219ZM230 171H233L234 173H231ZM246 171H247V174H246ZM249 171V172H248ZM10 172V173H9ZM38 172V173H36ZM48 174H47V173ZM52 172V173H51ZM62 172V173H60ZM128 174H127V173ZM147 172V174H146ZM170 172V173H169ZM172 172L174 173L173 175ZM177 172V173H176ZM179 172V173H178ZM191 172V173H190ZM199 172L201 173V175H199ZM225 172L226 174L229 176L230 174H233L232 176L230 175L229 177H227L228 179L227 180H223L222 179H226V176L225 175ZM229 172V173H227ZM237 172V173H236ZM245 172V173H244ZM253 173V174H249V173ZM6 173V174H5ZM33 173V174H32ZM35 173V174H34ZM43 173L44 174V177L43 176ZM162 173V174H160ZM166 173V174H165ZM176 173V174H175ZM181 173L183 174H188V175H183V177H181ZM195 173V174H194ZM206 173V175H205ZM211 173V175H210ZM215 173V174H214ZM240 173V175H239ZM260 173V174H259ZM155 174V176H154ZM170 177H168V175ZM192 176H191V175ZM210 175V176H217V177H210V176H207V175ZM214 174V175H212ZM222 174H224L225 176H223ZM239 176H238V175ZM243 174V175H242ZM259 174V175H258ZM36 176V177H33ZM39 175V176H38ZM49 175V176H48ZM51 175V176H50ZM139 177H138V176ZM149 175V176H148ZM151 175V176H150ZM157 175V176H156ZM166 175V176H165ZM177 175H180V176H176ZM194 175V176H193ZM196 175H199V176H196ZM203 175V177H201ZM252 176V178H249L250 176ZM259 176V179L257 178ZM261 175V176H260ZM8 176V177H7ZM83 176V177H82ZM125 176V178H124ZM131 178H130V177ZM136 176V177H135ZM159 176H161L159 178ZM163 176L165 178H163ZM188 176V177H187ZM191 176V177H190ZM223 176V178H222ZM235 176V177H234ZM243 176V177H242ZM248 178L246 180V177ZM256 176V177H255ZM7 177V178H6ZM142 177V178H141ZM180 177V178H178ZM185 177V178H184ZM190 177V178H189ZM205 177V178H204ZM221 177V178H219ZM239 179H238V178ZM58 178V179H57ZM137 178V179H136ZM148 178V179H147ZM168 178V180H167ZM173 178V179H172ZM175 178V179H174ZM177 178L179 180H184L185 181L181 182L179 180H177ZM183 178V179H181ZM192 178L194 181H192ZM197 180H196V179ZM206 178H208L209 180H206ZM234 178V179H233ZM43 179V180H42ZM62 181H61V180ZM109 179V181H108ZM130 179V180H129ZM133 179V180H132ZM155 179V180H154ZM176 180V181H173L174 184L172 186V183L171 181L172 180ZM187 179V180H186ZM189 179V180H188ZM191 179V180H190ZM200 179V180H199ZM203 179V180H201ZM216 179V181H215ZM221 179V180H220ZM33 180V181H32ZM64 180V181H63ZM112 180V181H111ZM125 180V181H124ZM132 180V181H131ZM159 180V181H158ZM165 180V181H164ZM213 180V181H212ZM236 180V181H235ZM239 180V181H238ZM240 180H243V181H240ZM248 180H251L248 181ZM257 182H256V181ZM264 180V179H262ZM13 181V182H12ZM51 181V182H50ZM56 181V182H55ZM67 183H66V182ZM71 181V182H70ZM135 181V182H134ZM138 181V183H136ZM153 181V182H152ZM162 181V182H160ZM169 181V182H167ZM187 181V182H186ZM188 181L190 182V184L188 183ZM192 181V183H191ZM203 181V183H202ZM234 181V182H233ZM247 181V182H246ZM254 181V182H252ZM259 181V182H258ZM16 182V183H15ZM45 182V183H44ZM110 182V183H109ZM126 182V183H125ZM150 182V183H149ZM167 183H170V184H166ZM182 183V185L184 184V186H181V184L179 185L178 184ZM186 182V184H185ZM196 182V184H195ZM197 182H199L197 184ZM200 182L201 184L203 185H200ZM205 182V183H204ZM219 182V183H218ZM221 182V183H220ZM232 186H230V184ZM233 182V184L231 183ZM236 182V184H234ZM238 182V183H237ZM244 182V183H243ZM245 182L247 183V188L246 185H245ZM249 182V183H248ZM53 183V184H52ZM62 183V184H61ZM72 183V184H71ZM107 183V184H106ZM113 185H112V184ZM119 185H118V184ZM132 183V184H131ZM135 183V184H134ZM144 183V184H143ZM158 183V184H157ZM162 183H164L162 185ZM176 183V184H175ZM194 183V185H193ZM216 184V186L213 185ZM223 183H225V186L226 188H223L222 185ZM239 183L243 184L242 185H239ZM257 185L255 187L254 184ZM257 183V184H256ZM260 183V188L258 187ZM16 184V185H15ZM71 184V185H70ZM89 184V186H88ZM112 186H111V185ZM114 184L116 186H114ZM147 184V185H146ZM168 185L169 187V190L167 188V186H164V185ZM191 184L194 186H191ZM205 184H209L210 186H208V188H206V185ZM229 184V185H227ZM248 184H251L254 185L252 186L253 189L257 190H253L252 188L250 189V185ZM11 185V186H10ZM35 185V186H34ZM65 185V186H63ZM88 187H87V186ZM92 185V186H91ZM132 185V186H131ZM135 185V186H134ZM139 187H138V186ZM150 185V187L148 189H146V187H148ZM154 185V186H153ZM158 185V186H157ZM162 185L163 187L161 188ZM170 185V186H169ZM175 185V186H174ZM176 185L177 188L180 186L182 187V189L179 187L178 189H176ZM191 186L190 188L187 186ZM197 185V186H196ZM199 185V186H198ZM218 185V186H217ZM234 185V186H233ZM245 185V187H244ZM21 186V187H20ZM63 186V187H62ZM67 186V187H66ZM108 186V187H107ZM120 186V187H119ZM127 186V187H126ZM154 188H153V187ZM155 186L157 189H155ZM197 188H196V187ZM205 186V187H203ZM212 186L214 187V192L212 188ZM220 186V187H219ZM224 186V187H225ZM228 186V187H227ZM238 186V187H237ZM43 187V188H41ZM47 187V188H46ZM91 187V188H90ZM116 187V188H115ZM118 187V188H117ZM130 189H129V188ZM143 191L142 190V188ZM166 187V188H165ZM175 188L174 190L175 191H171L173 190V188ZM195 188V189H192ZM201 188L203 190V188H205L203 191L199 188ZM216 187V188H215ZM219 187V188H217ZM222 187V188H221ZM245 189H244V188ZM260 189L263 194H261V191H259L258 189ZM11 188V189H10ZM17 188V189H16ZM40 188V190H39ZM89 188V189H88ZM104 188H106L107 190H105ZM110 188V190H109ZM127 188H128V191H127ZM135 188V189H134ZM141 188V190L139 191V189ZM151 188V190L149 191L150 194L151 192L154 190L157 191V193L154 191L151 195L149 194L148 190ZM172 188V189H170ZM211 188V189H210ZM233 190H232V189ZM240 188V189H239ZM15 189V190H14ZM38 189V190H37ZM47 191H46V190ZM62 189V190H61ZM88 189V190H87ZM93 189V190H91ZM162 189V190H161ZM188 189V191H187ZM196 189L198 191H196ZM209 189V190H208ZM218 189V190H216ZM229 189H230V194H229ZM239 189V190H238ZM244 189V190H242ZM11 190V191H10ZM17 190V191H16ZM37 190V191H36ZM45 190V191H44ZM88 192V193H86ZM97 190V191H95ZM118 190V191H117ZM120 190V191H119ZM163 191L162 192H160ZM179 192L177 193V191ZM183 190V191H182ZM185 190V191H184ZM195 190V191H194ZM212 192H211V191ZM222 190H224L225 192H223ZM238 190V191H237ZM248 190V191H247ZM253 190V191H252ZM14 191V192H13ZM40 191V192H39ZM53 191V192H52ZM65 191V192H63ZM91 191V192H89ZM102 191V192H101ZM141 191H142V197H139L141 195ZM159 191V192H158ZM164 191L168 194L166 195L164 193ZM168 191H171L168 193ZM182 191V192H181ZM190 191V193H188ZM194 191V193L192 192ZM205 193H201V192H204ZM221 191V192H219ZM233 193H232V192ZM238 193H237V192ZM239 191H243L242 194L241 192ZM43 194H42V193ZM60 192V193H59ZM94 192V196H93V193ZM99 194H98V193ZM125 192H128V193H125ZM174 192V193H173ZM186 192V193H185ZM191 192L193 194H191ZM200 192V193H199ZM210 192L212 194H210ZM252 193L254 196L252 197V194H249ZM255 192V194L253 193ZM258 193V197L256 196V194ZM260 192V193H259ZM46 193V195H45ZM54 193V194H53ZM97 193V195H96ZM104 193V194H103ZM158 194L156 196H153V194ZM161 193V194H160ZM177 193V194H175ZM196 193H199V194H196ZM208 193L210 195V198L211 199L209 201V199L207 200V198L209 197L208 196ZM229 195H228V194ZM236 193V195H235ZM15 194V195H13ZM20 194V195H19ZM27 194V195H26ZM35 196H34V195ZM38 194V195H37ZM42 194V195H41ZM50 194V195H49ZM55 194H57V196L55 197ZM62 194V195H61ZM86 194V195H85ZM88 194V196H87ZM91 194V195H90ZM114 194V195H113ZM127 194V195H126ZM140 194V195H139ZM163 194V195H162ZM171 194V195H169ZM182 194L184 195L183 197H180L182 196ZM188 198H187V196ZM202 194V195H201ZM205 194V195H203ZM215 194V196H214ZM220 194V195H218ZM222 194L225 196L223 198ZM226 194V195H225ZM233 194L236 196H233ZM238 194V195H237ZM249 194V195H248ZM260 194V195H259ZM81 197H80V196ZM85 195V196H84ZM116 195V196H115ZM123 195H124V198H123ZM138 195V196H137ZM160 195V196H159ZM165 195V197H163ZM177 195V197H176ZM193 197H192V196ZM214 197H212V196ZM217 195V196H216ZM244 197V198H242ZM251 195V196H250ZM28 196V198H27ZM62 196V197H61ZM77 196V197H76ZM91 198V201H93L92 199H94L95 201H93V205L91 206L92 203H89L91 202L90 201V198ZM119 199H118V197ZM146 196V197H145ZM162 196V197H161ZM168 196V197H167ZM174 196L176 198H174ZM186 196V197H185ZM201 196V197H200ZM204 196H206L204 199ZM208 196V197H207ZM230 196V198H229ZM233 196V197H231ZM240 196V197H239ZM256 196V197H255ZM261 196V197H259ZM3 197V198H1ZM41 197V198H40ZM45 197V198H44ZM55 197V198H54ZM74 197V198H73ZM85 197V198H84ZM94 197V198H93ZM105 197V198H104ZM114 197V198H113ZM129 197V198H127ZM132 197V198H131ZM150 197V198H148ZM158 197V198H157ZM167 197V199H166ZM172 197V198H171ZM191 197V200H189ZM197 197V199H196ZM200 197V198H199ZM203 197V198H202ZM212 197V198H211ZM215 197L217 199H219L217 201V199H215ZM220 197L222 198V200L220 199ZM247 197V198H246ZM249 197V198H248ZM251 198H257L256 200H253V199H250ZM7 198V199H6ZM12 198V199H11ZM32 200H31V199ZM49 198V200H48ZM51 198V199H50ZM109 198V199H108ZM121 198V199H120ZM149 200H148V199ZM160 198V199H159ZM171 198V199H170ZM181 200H180V199ZM185 198V199H184ZM187 198V200H186ZM194 198V199H193ZM199 198V199H198ZM225 198L227 199V202H225ZM234 198V200L232 199ZM238 198L239 201H236ZM260 198V199H259ZM12 201H9V200ZM22 199V200H21ZM25 199V200H24ZM28 199V200H27ZM46 199V200H45ZM75 199V200H74ZM79 199V200H77ZM99 199V200H98ZM103 199L102 203H101V200ZM107 199V200H106ZM113 199V200H112ZM117 199V200H116ZM131 199V200H130ZM145 199V200H144ZM152 199V200H151ZM159 199V200H158ZM178 199V200H177ZM193 199V200H192ZM223 199H224V202H223ZM241 199V200H240ZM249 199V200H248ZM262 201H259L261 203L258 202V200H261ZM4 202H3V201ZM40 200V201H39ZM42 200L45 202H42ZM63 200V201H62ZM69 200V201H68ZM71 200V201H70ZM72 200H73V203H72ZM81 200V201H80ZM84 200V201H83ZM137 200V202H136ZM146 200H148V203L146 202ZM157 200V201H156ZM166 200V201H164ZM187 202H186V201ZM190 202H189V201ZM200 200V201H199ZM206 200V201H205ZM221 200V202L224 203V207H222V203L219 202ZM231 202H234L235 204H232L230 203ZM233 200V201H232ZM247 200V201H245ZM19 201V202H18ZM24 201V202H22ZM29 201V202H27ZM31 201V202H30ZM49 201H53L52 203ZM66 201V202H64ZM75 201V202H74ZM77 201V202H76ZM80 201V202H79ZM90 204L88 206H86V203L84 204L83 202ZM89 201V202H87ZM97 201L99 202L100 201V204L97 203ZM105 201V202H104ZM114 204L113 207L112 206V203ZM114 201V202H113ZM115 201H117V203H120V204H117ZM127 201V202H126ZM133 201V203H132ZM138 203V205L136 207H134L136 204ZM140 203H139V202ZM144 201V202H143ZM150 201V202H149ZM176 201L177 203L179 204L178 201H182V203H180L179 205L181 206L183 203L185 207H183V205L181 206L182 209H186V206L188 207L187 209H190L188 210L187 212V209L184 210L181 212L180 210L182 209H179L180 206H178V204H176ZM196 204L193 205L192 203ZM197 201H199L200 204L204 205H199V203L197 204ZM201 201L203 203H201ZM240 201H243L245 204L246 203H251L253 206V208H256L255 210L252 208L251 209V204H247V206L243 205L244 203L243 202H240ZM255 203H254V202ZM14 202V203H13ZM18 202V203H17ZM39 202L40 205H39ZM61 204V202H64L65 205H63V203L60 205L59 203ZM69 202V203H68ZM71 202V203H70ZM109 202V203H107ZM121 202L122 204L124 203V208L121 206ZM130 202V203H128ZM143 202V203H142ZM151 202H152V205H151ZM166 202H169L166 203ZM172 202V203H171ZM214 204H213V203ZM239 202V203H238ZM11 203V204H10ZM17 203V204H16ZM49 203V204H48ZM55 203H58V204H55ZM67 203V204H66ZM75 203V204H74ZM76 203L78 204L76 206ZM80 203H82L80 205ZM97 205H96V204ZM105 203V204H104ZM150 203V204H149ZM156 203V204H154ZM191 205H190V204ZM212 203V205H210ZM220 203L221 207H217V205ZM231 204L228 205V207H226L227 205L226 204ZM238 203V204H237ZM243 203V204H241ZM5 204V205H4ZM45 204H48L49 206L45 205ZM51 204V205H50ZM72 204V205H70ZM98 204L99 206L101 205V207H98ZM108 204L109 207H111L109 209V207L105 208V206ZM126 204H130L132 205L130 207V205H128V207L130 208H127V205ZM140 204V205H139ZM160 204H164L163 206L160 205ZM167 204V205H165ZM217 204V205H215ZM2 205V206H1ZM7 205V206H6ZM9 205V206H8ZM11 205V207H10ZM13 205V206H12ZM31 205V207H30ZM35 205V207H34ZM39 205V206H38ZM55 205V206H54ZM84 205L86 207V209H84V211L86 210V212L82 211L83 210V207L82 206ZM95 205H96V208H100V209H96L95 208ZM111 205V206H110ZM118 205V206H117ZM145 205V206H144ZM154 205V206H153ZM156 205V206H155ZM158 205V206H157ZM160 205V206H159ZM177 205V207H173ZM190 205V206H189ZM205 205H209L210 207H208L209 209L213 210L214 208V212H212L211 210H208L207 206ZM226 205V206H225ZM236 207H235V206ZM240 205H242V207H240ZM25 206H28V207H25ZM44 206V207H43ZM76 206V207H75ZM126 206V207H125ZM192 206L194 207L192 209ZM200 208H199V207ZM234 206V207H233ZM244 206V207H243ZM259 206V207H258ZM260 206H262L260 208ZM6 207V209L4 208ZM13 207V208H12ZM17 207V209H16ZM35 209H33V208ZM42 207V208H41ZM67 209L66 211H64L65 208ZM82 207V208H81ZM90 207H91V210H90ZM94 207V209H93ZM118 207V209H117ZM122 207V208H121ZM138 207V208H137ZM166 207H170L169 209L166 208ZM171 207L173 209H171ZM201 207H202V210H201ZM243 210H241L240 208ZM245 207L246 210L244 209ZM23 208V209H22ZM32 208V209H31ZM52 212L51 211V209ZM58 210H61V211H58V210H55L57 212H60L59 215L57 212L54 211V209H57ZM60 208V209H59ZM64 208V209H63ZM71 208V209H70ZM81 208V210H80ZM104 208V209H103ZM114 208V209H113ZM121 208V209H120ZM137 208V209H136ZM156 208V209H155ZM164 208V209H162ZM166 208V209H165ZM196 208V209H195ZM207 208V209H206ZM217 208V209H216ZM220 208V209H218ZM227 211V212H222V209ZM227 208H233L232 211L228 210ZM235 208V209H234ZM240 209L239 211H237V209ZM259 208V209H257ZM48 209V211H46ZM96 209V210H95ZM110 211H108V210ZM122 209H124L122 211ZM126 209L128 211H126ZM131 209H134V210H131ZM148 209V211H147ZM179 209V210H178ZM201 210V213L199 210ZM250 211H249V210ZM8 210V212H7ZM27 210V211H26ZM29 210V211H28ZM44 210V211H43ZM70 210L73 212L71 213ZM78 210V211H77ZM90 210V211H88ZM93 210L95 212H93ZM99 210V211H98ZM106 210V211H104ZM115 213H113V215H111V211H113ZM161 210H162V213H161ZM169 210V212H168ZM171 210V211H170ZM207 212H206V211ZM216 210H219L220 214L216 211ZM238 212H236V211ZM251 210L253 212H251ZM15 211V212H14ZM38 211V212H36ZM47 212L46 214L43 212ZM63 211V212H62ZM75 211V212H74ZM79 213L77 215V213ZM81 211V213H80ZM87 211L90 213V215H88L89 213H87ZM117 211L120 213L122 212L121 214L123 215V217H121L120 219V215L119 213H117ZM125 211V212H124ZM133 211V213H132ZM142 211V212H141ZM174 211V213H172ZM177 211V212H176ZM192 211V212H190ZM195 211H198L196 215ZM206 213H205V212ZM211 211V213H210ZM216 211V212H215ZM243 211H246V212H243ZM254 211H258L257 212V215L255 214L256 212ZM4 212V213H3ZM28 212V213H27ZM83 212L84 215H82V217H86V220L88 219V222L84 219V218H80L81 215ZM94 214H93V213ZM101 212V213H100ZM103 212V213H102ZM108 212V213H107ZM128 212H130V215L132 216H129V219H128ZM169 214H168V213ZM194 212V213H193ZM231 212V213H229ZM254 213L251 215V213ZM3 213V214H2ZM14 213V214H13ZM20 213V214H19ZM22 213V214H21ZM53 213V214H52ZM63 213V216L62 214ZM76 213V214H75ZM87 213V214H86ZM95 213H100L99 215L101 217H98L99 215L98 214H95ZM107 213V215H106ZM110 214V216H108ZM124 213H126V217L124 215ZM148 213V214H146ZM157 213V214H156ZM160 213V214H159ZM164 213H166L165 215H163ZM183 213V216L184 218H190L191 219H186L184 220V218L182 219V215L180 216H176V215H179V214H182ZM185 213V214H184ZM205 215H204V214ZM215 213H218L220 215V217L222 218L220 220V217H218L219 215L215 214ZM224 213V214H223ZM16 214V215H15ZM32 214V215H31ZM37 214V215H36ZM44 217H42L43 215ZM50 214L51 216V219L53 220H50V216L48 215ZM61 214V215H60ZM70 215L72 218L74 215V219L72 218H69L68 216H65V215ZM74 214V215H72ZM104 214L105 216V220H103V215ZM117 214V215H116ZM146 214V215H144ZM153 214V215H152ZM168 214V215H167ZM171 214V218L169 217ZM174 214L175 218L173 217ZM186 214H188L186 216ZM217 215L216 217L219 218V221L216 220L218 218H214V221L212 220V216L213 215ZM227 214V215H225ZM229 214V215H228ZM239 215V216H236V215ZM247 214V216H246ZM259 214V215H258ZM35 215V216H34ZM48 215V216H46ZM53 215V216H52ZM58 215V216H57ZM88 215V216H86ZM95 215V216H94ZM117 217H116V216ZM119 215V216H118ZM121 215V216H122ZM143 215L144 217L148 216L147 218L145 217L144 220L142 219L143 218ZM159 215V216H158ZM168 218H167V216ZM190 215H194L193 217L190 216ZM202 215V216H201ZM224 215V216H223ZM233 215V217H232ZM243 215V216H242ZM250 215V217H249ZM253 215H256L255 217L256 218H259V219H255V217ZM263 215V217H262ZM8 216V217H7ZM38 216V217H37ZM61 216V217H60ZM65 216V217H64ZM91 216V218L89 217ZM116 218L115 220L117 222H124V223H121L119 224L118 226L119 227H115L114 225L116 224V222H114V220H112L114 217ZM136 216V217H135ZM137 216H139V218H137ZM142 216V217H141ZM203 216L204 218L206 216H208L207 218L205 219H209V217L211 219H209L210 221H206L205 219H203ZM228 216V217H227ZM244 216L246 219H244ZM17 217V218H16ZM19 217V218H18ZM22 217V219H21ZM26 217V218H25ZM30 219H29V218ZM32 217V218H31ZM47 217V218H45ZM80 218V219H84L82 220L83 224L80 222V219L77 220V218ZM89 217V218H88ZM94 217L96 220H94ZM113 217V218H112ZM125 217V221L122 219ZM131 217H134V218H131ZM140 217H141V220H140ZM155 217H158V218H155ZM161 217V218H160ZM178 217V218H177ZM195 217V218H194ZM197 217V218H196ZM200 217V218H199ZM202 217V218H201ZM215 217V216H213ZM224 217H226V219H224ZM3 218V219H2ZM9 218V219H7ZM36 218V219H35ZM38 218V219H37ZM41 218V219H40ZM57 218H60V220L63 222L64 220L66 222H63L61 223L60 220H59V224L63 225L62 227L65 228V230H67L64 235L63 233L61 234L60 231L64 232L65 230H63V228L61 230H59L61 227H58L59 224H58V220ZM64 218V220H63ZM101 219L103 221V224L101 220H98V219ZM112 218V219H111ZM117 218H119L117 220ZM152 218V219H151ZM155 218V219H153ZM164 218H166L164 220ZM180 218V219H179ZM230 220H229V219ZM240 218V219H239ZM250 218L252 220L251 221ZM15 219V223L13 222ZM17 219V221H16ZM22 220L23 222L26 223V225L20 221ZM35 219V221H34ZM40 219V220H39ZM51 221V223H47L49 220ZM69 219V222L68 220ZM73 222V220L75 222ZM93 220V222L97 221V222H101V223H98V226H97V222L96 223H93L91 222V220ZM160 221V223L157 222ZM162 219V221L160 220ZM170 219V221L168 220ZM172 219H176L175 220V223H174V220L172 221ZM200 220H203V221H199ZM224 219L227 220V225L234 227V231H233V228L230 229L229 226H227L225 223L226 222H222V220ZM233 219V220H232ZM238 219V220H236ZM7 220V221H6ZM25 220V221H24ZM108 222H107V221ZM112 222V224H110V221ZM123 220V221H122ZM129 220H132L135 222V224L133 225V223H131ZM140 222H139V221ZM147 222H150V226L148 225L147 222H144L146 221ZM149 220H153V221H149ZM156 220V221H155ZM182 220V221H180ZM191 220V221H190ZM194 220V222H193ZM216 220V221H215ZM231 220L232 222L234 221V224L231 223ZM242 220V221H241ZM245 220V221H243ZM9 221V222H8ZM31 221V222H30ZM46 224H45V222ZM49 221V222H50ZM87 222V224L84 222ZM130 223V225L133 227V229L130 227V225L128 226V224H126L125 222ZM139 222V225L138 223L136 222ZM172 221V222H171ZM186 221V222H185ZM199 221V222H198ZM218 221V223H216ZM237 221V222H236ZM241 223H239V222ZM247 221V223H246ZM250 221L255 224L253 225L252 223H250ZM18 222V223H17ZM25 227L24 228V231L22 230L23 228L21 227L22 225H20V228H19V224L20 223ZM29 222V223H28ZM77 222V223H76ZM91 222V223H90ZM107 222V223H106ZM157 222V223H156ZM164 222V224L166 222H168L167 224H165V226H163L164 224L162 223ZM180 222V224L178 223ZM189 222L186 226V223ZM192 224H191V223ZM196 224L198 223L197 227H196V224L193 225V223ZM202 223V224H199V223ZM212 222H215V227H214V224L212 226ZM220 222V223H219ZM243 222V223H242ZM249 222V223H248ZM11 223V224H10ZM38 223V224H36ZM40 223V224H39ZM58 226H56L57 224ZM71 223V224H69ZM80 223L81 225L79 226ZM109 223V225H108ZM115 223V224H114ZM170 223H171V226H170ZM173 223H174V226H173ZM184 223V224H183ZM207 226H206V224ZM211 223V225L209 224ZM222 223V224H221ZM231 223V225H230ZM236 223V224H235ZM262 223V224H261ZM15 224V225H14ZM18 224V225H17ZM50 224V225H49ZM67 227H64L65 225ZM71 226H69V225ZM74 224V225H72ZM78 224V225H76ZM90 227H89V225ZM92 224L94 225V227L92 226ZM101 226H100V225ZM102 224L104 225V227L102 226ZM126 224L128 227H126ZM144 226H149L150 228V231H149V228L147 229L146 227V230L144 229V232L147 231V234H146V237H144V239L146 241H144V248L143 246L140 247L139 245H137L138 243L137 242H140L141 241V237H140V232H142L140 229L141 226L144 227ZM159 224L158 227L157 225ZM182 224V225H181ZM191 224V225H190ZM205 224V225H204ZM209 224V225H208ZM239 224V225H238ZM246 227H245V225ZM249 224H252L250 225L249 227ZM256 224H260L259 225V228L256 226ZM11 225H14L13 228L11 227ZM17 225V227H16ZM36 225V226H35ZM49 225V226H48ZM60 225V226H61ZM77 226L76 229L74 227V229H76L78 232H83L85 234H88V235H83V233H78L80 236H78L77 234V231L73 230V226ZM86 225V226H84ZM110 225H112L115 230L114 231H118L117 229H119V232L116 233L113 231V228H109ZM135 225L137 226V228L135 227ZM163 228H161L162 226ZM166 225H169V226H166ZM177 225V226H176ZM180 225V226H179ZM186 227H185V226ZM190 225V227H189ZM201 225V226H199ZM234 225V226H233ZM236 225L239 227V229H241V225H242V229L241 230H238V233H235L237 232L236 231ZM30 226V228H29ZM33 226V227H32ZM47 226V227H46ZM56 228H55V227ZM69 226V227H68ZM79 226V227H78ZM82 226V227H81ZM87 226H88V230H87ZM96 226V227H95ZM103 229H101L100 227ZM107 228H106V227ZM111 226V227H112ZM117 226V224H116ZM154 226V227H152ZM178 227V229L174 228V227ZM183 226V227H182ZM193 226V227H192ZM195 226V227H194ZM205 226V227H203ZM209 226H212V227H209ZM220 226V227H219ZM224 226V227H223ZM244 226V227H243ZM251 226H252V229H251ZM253 226L254 228L258 231L260 228V226L262 227L261 231H257L254 229L253 230ZM10 227V228H9ZM14 227L16 228V230H11V229H14ZM43 227V228H42ZM58 227V228H57ZM71 227V228H70ZM86 227V228H85ZM99 227V228H98ZM121 227V229H120ZM123 227V229H122ZM154 228L157 229L155 232H157L155 235L153 234L154 231L151 229ZM157 227V228H156ZM160 227V228H159ZM167 227H170V228H167ZM184 227L186 229H184ZM188 227L190 228V230L187 231ZM192 227V228H191ZM202 229H201V228ZM209 227V228H208ZM223 227V229L221 228ZM227 227H229V234L230 233H234L238 236V234L240 233H243L241 234L242 235V238L240 237V235L236 238L235 235H233L232 233V236L231 237V234L227 235L226 233H228L227 231ZM249 227V229H248ZM3 228V229H2ZM17 228H18V231H17ZM49 228V229H48ZM55 228V229H53ZM85 228V229H83ZM89 228H92L93 231L95 232V230L98 232H92L89 230ZM96 228V229H94ZM126 228H128L127 230V233H126ZM139 228V229H138ZM167 228V229H166ZM182 230H181V229ZM196 228H198V230H196ZM199 228L202 230H199ZM207 230H206V229ZM218 228V229H215ZM244 228H245V232L246 234L249 233V236H245V232H244ZM258 228V229H257ZM6 229V230H5ZM10 229V231L8 230ZM26 229V230H25ZM36 229V231H35ZM71 229V230H70ZM110 229V230H109ZM125 229V230H124ZM132 229V230H131ZM138 229V232L137 230ZM160 229L162 231H160ZM165 231H164V230ZM171 229L175 230V231H171ZM194 229V230H193ZM212 229V230H211ZM214 229V230H213ZM220 229H221V232H220ZM250 231L252 233H256L255 236L254 234H250V232H247L246 231ZM22 230V231H21ZM39 230V231H38ZM42 230V231H41ZM45 230V232H44ZM51 232H49V231ZM58 230V231H57ZM83 230V231H82ZM87 230V232H85ZM106 231V230H109L110 231V235L108 234L109 231H106L108 232L106 234V232H103L102 231ZM112 230V231H111ZM123 230V233H121V231ZM136 230V231H135ZM169 230V231H168ZM178 230V231H176ZM208 231L206 233V231ZM224 230V231H223ZM13 231V232H12ZM22 233H21V232ZM26 231V232H25ZM30 231V232H29ZM34 231V233H33ZM69 231H72V232H69ZM90 231V232H89ZM125 231V232H124ZM134 231V233H133ZM140 231V232H139ZM153 231V232H152ZM164 231V235L168 236L166 240V236L163 235V232ZM184 231V233H183ZM187 231V232H185ZM200 231V233H199ZM210 231V232H209ZM213 231V232H212ZM218 232V234H216ZM223 231V232H222ZM226 231V233H225ZM254 231V232H253ZM256 231V232H255ZM12 232V233H11ZM17 232V233H16ZM32 232V233H31ZM59 232H60V235H59ZM68 232V234H67ZM75 232V233H73ZM130 232V233H129ZM133 234H132V233ZM150 232V233H149ZM152 232V233H151ZM169 232V233H168ZM171 232H174L173 235H168V234H172ZM189 232V233H188ZM192 232V233H191ZM195 232V233H194ZM261 234H260V233ZM25 233V234H24ZM58 233L59 236H56ZM74 236L71 237L73 234ZM91 233V236L89 237ZM100 233H101V236L103 238H105V240L107 241V244L106 242H103L104 240L101 238L100 236ZM115 235H119L120 239H121V242H120V239L118 240L117 238L115 239L114 238V234ZM125 233V234H124ZM136 233V235H135ZM139 233V234H137ZM161 233V234H160ZM178 233V235L180 236H176ZM188 233V234H187ZM197 233V234H196ZM212 233V234H211ZM215 233V234H214ZM223 233V235H222ZM4 234V235H3ZM6 234V235H5ZM21 234V235H19ZM23 234V235H22ZM43 234V235H42ZM54 234V235H53ZM72 234V235H71ZM77 234V235H76ZM95 234V235H94ZM99 234V237L100 238H97V235ZM106 234V235H105ZM127 234H132V236H128V237H131V238H127ZM153 236H151V235ZM182 234V236H181ZM186 236H185V235ZM193 234H195L196 237H192L194 236ZM203 234V236L205 237L206 235V238H203V236L201 235ZM208 234V235H207ZM225 234V236H224ZM41 235V236H40ZM65 237H63V236ZM66 235H68L69 237H66ZM94 238H93V236ZM104 235L106 237H104ZM110 237H113V239L115 240H112V238ZM113 235V236H112ZM123 237H122V236ZM135 235V236H134ZM149 236V239L147 238ZM157 235V236H156ZM159 235V236H158ZM189 235V237L187 236ZM211 235V236H210ZM218 236V237H215ZM224 236L223 238L221 237ZM257 235V236H256ZM258 235L260 237H258ZM34 236V237H33ZM48 236V238H47ZM56 236V237H54ZM60 236H62L60 238ZM76 236V237H75ZM78 236V237H77ZM87 236V237H86ZM125 236V237H124ZM185 236V238H184ZM191 236V237H190ZM201 236H202V240H201ZM209 236L213 239L214 237V240H217L221 238V244H223V242L225 243L227 239V241L230 242H226L227 244H223L221 245L220 242L218 241H214L212 242L211 241V238L209 239ZM230 236V237H229ZM10 237V238H9ZM47 239H46V238ZM52 237V238H51ZM84 237V238H82ZM116 237V236H115ZM118 237V238H119ZM136 237V239H135ZM156 237V239H155ZM159 237H163L165 240H161L159 239ZM175 237V238H174ZM178 237V238H176ZM200 237V239H199ZM220 237V238H219ZM243 237H246L243 238ZM247 237L248 239H250V237H254L252 238L253 240H247ZM259 238L261 240V243L260 242H257L256 244V241ZM7 238V239H6ZM22 238V239H21ZM31 238V239H30ZM44 238V239H43ZM50 238V239H49ZM64 238V239H63ZM68 238V239H67ZM72 238V239H71ZM77 240H76V239ZM78 238H79V241H78ZM97 238V239H96ZM139 238V239H138ZM147 238V239H146ZM172 238V239H171ZM182 240H181V239ZM190 238H193V241H190ZM196 238V239H195ZM198 238V239H197ZM209 241H208V239ZM240 238V239H239ZM5 239V240H4ZM14 239V240H13ZM28 239V240H27ZM50 241H49V240ZM54 239H56V241H54ZM62 239V241L60 240ZM82 239V240H81ZM89 239H92L90 240V242L92 241L93 242V245L92 246V242L91 244L89 243L88 240ZM94 239V241H93ZM100 239L99 241V244L101 242V245H98V240ZM102 239V240H101ZM109 242H108V240ZM110 239L112 241L111 245H110ZM124 239V242L122 241ZM143 239V238H142ZM171 239V240H169ZM177 240V241H174V240ZM185 239V240H183ZM195 239V241H194ZM203 239H206L205 241ZM229 239V240H228ZM233 239V241L231 240ZM242 240L240 241L239 243H237L236 245V240ZM4 240V241H3ZM31 240V241H30ZM33 240V241H32ZM49 244H47L48 242ZM53 240V241H51ZM60 240V241H59ZM96 240H97V243H96ZM149 243H148V241ZM154 241L152 243V241ZM161 240V241H160ZM181 240V241H180ZM224 240V241H223ZM247 240V241H246ZM258 240V241H260ZM11 241V242H10ZM14 241V242H13ZM34 241H37V242H34ZM44 245H43V243ZM84 241V243L82 242ZM88 241V242H87ZM118 245L117 247L115 246L116 244H114V242ZM131 241L129 240V243H131ZM137 241V242H136ZM162 242L164 247L161 245L162 243L160 244H157L156 246V243L157 242ZM168 241V243H167ZM169 241H171L170 243V247H169ZM174 241V242H173ZM184 241V243H182ZM198 241H199V244H198ZM201 241V242H200ZM223 241V242H222ZM234 243H232V242ZM253 243H252V242ZM2 242V243H1ZM9 242V243H8ZM23 242V243H22ZM29 242V243H28ZM45 242H47L45 245ZM58 244H56V243ZM62 242H65V243H62ZM70 242V243H69ZM79 242V243H78ZM151 242V243H150ZM191 242V244H190ZM208 244L209 246V249L206 247V244ZM208 242H211V245L210 243ZM217 242V243H216ZM242 242V244H241ZM245 242H248V243H245ZM15 243V244H14ZM22 243V244H21ZM31 243V244H30ZM52 243L54 244L52 245ZM61 243V244H60ZM69 245H68V244ZM87 243V244H86ZM103 243H105L106 245H104ZM147 243L149 245H147ZM175 243H177L176 246H179V247H175ZM180 243V244H179ZM195 245H193V244ZM196 243L198 245H196ZM215 245H214V244ZM232 243V245H231ZM17 244V245H16ZM26 244V245H25ZM34 244V245H33ZM42 244V245H41ZM51 244V245H50ZM60 244V245H59ZM76 247L77 246H80V247H74L75 245ZM78 244V245H77ZM128 244V243H127ZM130 244V245H132ZM135 244V245H134ZM140 244V243H139ZM168 244V245H167ZM173 244V245H172ZM202 244V245H200ZM222 246V249H218V247L220 245ZM234 244V245H233ZM238 244L241 246V245H247L246 247L242 246L241 248L238 246ZM254 245H257L260 249V252L258 251V247H253L252 246ZM263 245L261 248L259 245ZM23 245V246H22ZM25 245V246H24ZM33 245V247H31ZM42 249L41 248V246ZM63 247H62V246ZM72 245V246H71ZM84 247H83V246ZM86 245V246H85ZM108 245H110L109 247H112L113 246V249L112 248H108ZM120 245V246H119ZM129 245V244H128ZM152 245H155V246H152ZM158 245L160 246L159 249H156V247H158ZM188 245V246H186ZM191 245L193 247H191ZM200 245V250L199 248H197V246ZM219 245V246H217ZM227 245V246H226ZM229 245V246H228ZM232 248H230L231 246ZM249 245V246H248ZM3 246V247H2ZM36 246V247H35ZM44 246H47V247H44ZM59 246V247H58ZM61 246V247H60ZM69 246V247H67ZM89 246L91 247V249L89 248ZM98 246V248H97ZM100 246V247H99ZM107 246V247H106ZM118 246H119V249H118ZM125 246H126V242H125ZM123 246V247H125ZM137 246V247H136ZM147 246V248H145ZM150 248H149V247ZM167 246V248H166ZM203 246V248H201ZM216 246V247H215ZM220 246V247H221ZM17 250L14 249V248ZM27 247V248H26ZM29 247V248H28ZM40 247V248H39ZM56 247V248H55ZM72 247H74V249H72ZM85 247L88 249H90V256H89V250L85 249ZM155 249H154V248ZM161 247H163V249H161ZM225 247V248H224ZM235 247H239L238 249L235 248ZM248 247V249H246ZM256 248L254 250H252V248ZM3 248V249H2ZM22 248V249H21ZM33 248V250H32ZM46 248V249H45ZM55 251H54V249ZM61 248V249H60ZM79 248V249H78ZM83 250H82V249ZM104 248L103 250H100ZM114 248H116L114 250ZM139 248V249H138ZM142 248H143V251H142ZM152 248V251H150ZM165 248V249H164ZM191 248V249H190ZM206 248V249H205ZM215 248V249H214ZM229 248V249H228ZM236 249V251H238V253L234 250ZM243 248V249H242ZM13 249H14V252H13ZM19 249V250H18ZM28 249V250H27ZM38 249V250H36ZM66 249H71V250H66ZM77 249H78V252H77ZM93 249V251H92ZM95 249V250H94ZM107 249V250H106ZM111 249L113 251V253L111 252ZM145 249L149 250L151 252V255L149 253V251L147 250V252H144ZM161 249V251H160ZM167 249V250H166ZM187 249V250H188ZM245 249V250H244ZM250 249V250H249ZM27 250V251H26ZM36 250V251H35ZM43 250V251H41ZM58 250V251H57ZM64 252H63V251ZM82 250V251H81ZM100 253H99V251ZM110 250V251H109ZM139 250V251H137ZM157 250V251H156ZM164 250V251H163ZM166 250V251H165ZM186 250V251H187ZM198 250V251H197ZM203 250V251H201ZM204 250H206L204 252ZM213 250V252H212ZM217 250V251H215ZM222 250V251H220ZM232 250V251H230ZM241 250V251H240ZM243 250V253H244V256L240 257V255H242L240 252H242ZM247 250H249L247 252ZM263 250V251H261ZM6 251V252H5ZM13 253H12V252ZM19 251V252H18ZM25 251V252H24ZM30 251V252H29ZM31 251H33L31 253ZM45 251V252H44ZM57 251V253H56ZM85 251V252H84ZM102 251V252H101ZM141 251V252H140ZM197 251V252H196ZM201 251V253L199 252ZM210 251V252H209ZM234 252L235 256L238 254L239 256H236L235 260L232 259V255L233 253H229V252ZM246 251V256H245V252ZM254 253H252V252ZM256 251V252H255ZM9 252V253H8ZM16 252V253H15ZM22 252V253H21ZM40 252V253H39ZM44 252V253H43ZM83 255V258H82V255L80 254H77V256L75 255L76 253H79ZM88 252V254H87ZM103 252H105V254L111 252L113 255H111V253L109 254L110 255V258H108L109 256L106 254V257H104V259L100 258L103 256ZM139 252V253H138ZM153 252V254H152ZM161 252L160 254H163L161 255L162 256V260L159 259L161 256L160 254H157ZM163 252V253H162ZM204 255H203V253ZM212 252V253H211ZM251 252V253H249ZM259 252V256L262 254V256H258L257 258L259 260L256 261V259L253 258V255L256 253L258 254ZM262 252V253H261ZM20 253V254H19ZM24 253V255H23ZM94 253V254H93ZM138 253V254H137ZM143 253V254H141ZM144 253L146 254H149V255H145V256H142L144 255ZM201 256H198L199 254ZM209 253V254H208ZM216 253V254H215ZM218 253V254H217ZM240 253V254H239ZM248 254H251V255H247ZM261 253V254H260ZM2 254V255H1ZM26 254V256H25ZM36 254V255H35ZM86 254V255H84ZM97 254L98 257H97ZM104 254V256H105ZM157 254L159 257L157 258ZM198 254V255H197ZM206 254V255H205ZM9 255V257H8ZM11 255V256H10ZM17 255V257H15ZM28 255V256H27ZM33 255V257L31 256ZM41 255V256H40ZM55 255V257H56ZM92 255V256H91ZM96 255V256H95ZM101 255V256H100ZM216 255V256H215ZM220 255V257H219ZM15 258H14V257ZM19 256V257H18ZM23 256V257H21ZM39 257V258H34V257ZM75 256V257H74ZM89 256V257H88ZM95 256V257H93ZM153 256V257H151ZM167 257V258H164V257ZM204 256V257H203ZM205 256H208V258ZM214 256V257H213ZM218 256V257H217ZM232 256V257H231ZM247 256H250V257H247ZM257 256V255H256ZM4 257H6L4 259ZM24 257H27L28 259L26 260V258L24 259ZM30 257L34 258L33 260L36 262H33L32 258L31 260L29 259ZM42 257V258H41ZM71 257H74V258H71ZM78 257V258H77ZM82 259H81V258ZM87 257V258H86ZM150 257H151V260H150ZM156 259H155V258ZM199 257V260L197 259ZM202 257V258H201ZM211 257V258H210ZM239 257L241 258V260L239 259ZM246 257V258H244ZM21 258V259H20ZM71 258V259H70ZM75 258L77 259L75 261ZM80 258V259H79ZM91 258V259H90ZM95 258V260H94ZM107 258V259H106ZM153 258V259H152ZM203 258L205 259V261L203 260ZM214 258V259H213ZM216 258V259H215ZM230 258V259H229ZM234 258V257H233ZM249 258V260L247 259ZM20 259V260H19ZM74 259V260H73ZM79 259V260H78ZM111 259H115L114 261L113 260H110ZM218 259V260H217ZM232 259V261H231ZM238 259V261H240V263H238V261L236 260ZM244 259V260H243ZM246 259V262H244ZM255 261H254V260ZM262 259V260H261ZM16 260V262H15ZM25 260V261H24ZM90 260V261H89ZM108 260V261H107ZM159 260L160 263H159ZM164 260V261H163ZM166 260V261H165ZM212 260V261H210ZM214 260V261H213ZM249 262H248V261ZM6 262V263H3V262ZM24 261V262H23ZM75 261V262H74ZM83 261V262H82ZM85 261V262H84ZM87 261V262H86ZM95 261V262H94ZM101 261V262H100ZM103 261V262H102ZM163 261V262H162ZM200 261V262H199ZM209 261V262H208ZM222 261L224 263H222ZM260 261V262H259ZM20 262V263H19ZM27 262V263H26ZM70 262V263H69ZM89 262V263H88ZM93 262V263H92ZM108 262V263H107ZM150 262H147L146 264H151ZM168 262V261H167ZM215 262V263H214ZM236 262V263H235ZM248 262V263H247ZM251 262V263H250ZM259 262V263H257ZM71 263V264H72ZM128 263L127 261L125 262V264ZM193 263V264H194ZM195 263V264H196ZM124 264V263H123Z\"/></svg>",
  "mask_w": 264,
  "mask_h": 264
},
{
  "label": "bare ground",
  "instance_id": "obj_2",
  "mask_svg": "<svg viewBox=\"0 0 264 264\" xmlns=\"http://www.w3.org/2000/svg\"><path fill=\"white\" fill-rule=\"evenodd\" d=\"M102 1H103V0H102ZM129 1H130V0H129ZM136 1H137V0H136ZM140 1H141V0H140ZM151 1H152V0H151ZM188 1H189V0H188ZM206 1H207V0H205V3L203 2L204 5L207 4ZM218 1H220V0H218ZM232 1H234V0H232ZM242 1H244V0H242ZM82 2H83V1H82ZM105 2H106V1H105ZM144 2L146 3V1H144ZM152 2H153V1H152ZM154 2H155V1H154ZM164 2H165V1H164ZM183 2H184V0H183ZM195 2H197V1H195ZM201 2H202V0H201ZM201 2L199 1V2H197V4H199V3H200V4H203V3H201ZM208 2H209V0H208ZM213 2H215V1H213ZM216 2H217V1H216ZM228 2H229V0H228ZM235 2H236V3H231V2H230V5L233 4L232 6H234V4H235V5H236V4H237V5L239 4V2H237V0H236ZM262 2H263V1H262ZM86 3H87V2H86ZM103 3H104V2H103ZM126 3H127V2H126ZM137 3H138V2H137ZM139 3H140V2H139ZM142 3H143V2H142ZM145 3H144V5H145ZM189 3H190V2H189ZM189 3H188V5H189ZM211 3H212V2H211ZM226 3H227V2H226ZM256 3H257V2H256ZM131 4H132V3H131ZM131 4H130V5H131ZM158 4H159V3H158ZM191 4H192V1H191ZM193 4H194V3H193ZM197 4H196L195 6H197ZM228 4H229V3H228ZM241 4H243V2H242ZM241 4H239L238 6H240ZM127 5H128V4H127ZM133 5H134V3H133ZM156 5H157V4H156ZM156 5L154 4V6H156ZM188 5H187V6H188ZM209 5H210V3L208 4V6H209ZM218 5H220V4H218ZM226 5H227V4H226ZM259 5H262V4H259ZM85 6H86V5H85ZM125 6H126V4H125ZM136 6H137V5H136ZM189 6H190V5H189ZM200 6H201V5H200ZM200 6H199V7H200ZM210 6L212 7V4H211ZM210 6H209V10H210ZM232 6H231V8L234 10V8H233ZM243 6H244V5H243ZM243 6H242V7H243ZM86 7H87V6H86ZM86 7H85V8H86ZM100 7H101V6H100ZM100 7H99V8H100ZM134 7H135V6H134ZM140 7H141V6H140ZM199 7H198V8H199ZM215 7H217V6H215ZM225 7H226V6H225ZM227 7H229V6L227 5ZM234 7L236 8L237 6H234ZM254 7H255V6H254ZM262 7H264V6H262ZM262 7H261V9H262ZM89 8H90V7H89ZM101 8H102V7H101ZM106 8H107V6H106ZM114 8H115V7H114ZM122 8H123V7H122ZM130 8H133V7L130 6ZM191 8H195V7H192V6H191ZM191 8H190V9H191ZM198 8L196 7V9H198ZM203 8H204V7H203ZM231 8H229V10H228L229 13L231 12L230 10H232ZM256 8H257V7H256ZM258 8H259V7H258ZM81 9H84V8H81ZM104 9H105V8H104ZM153 9H154V7H153ZM153 9H152V11H153ZM176 9H177V8H176ZM181 9H182V8H181ZM190 9H188V10H190ZM199 9H200V8H199ZM204 9H206V6H205ZM212 9L214 10V8H211L210 11H212ZM236 9H237V8H236ZM240 9H241V8H240ZM240 9L238 8L236 11H238V10H240ZM261 9H260V10H261ZM86 10H87V9H86ZM128 10H129V9H128ZM137 10H138V9H137ZM177 10H178V9H177ZM188 10H187V11H188ZM215 10H216V9H215ZM217 10H218V9H217ZM222 10H223V9H222ZM258 10H259V9H258ZM82 11H83V10H82ZM98 11H99V10H97L96 13H98ZM100 11H101V10H100ZM145 11H146V10H145ZM194 11H195V10H194ZM223 11H225V8H224ZM236 11H234V13H235ZM89 12H90V11H89ZM102 12H103V11H102ZM113 12H114V11H113ZM116 12H117V11H116ZM121 12H122V11H121ZM148 12H150V11H148ZM172 12H173V11H172ZM176 12H177V11H176ZM182 12H183V11H182ZM182 12H181V13H182ZM198 12H199V10H198ZM203 12H204V11H203ZM207 12H208V11H207ZM215 12H216V11H215ZM215 12L213 13V15L215 14ZM238 12H240V11H238ZM241 12H242V10H241ZM253 12H256V11H253ZM100 13H101V12H100ZM145 13H146V12H145ZM151 13H152V12H151ZM181 13H180V14H181ZM190 13H192V12H190ZM222 13H223V12H222ZM231 13H232V17H230L229 19L232 20L234 14H233V12H231ZM236 13H237V12H236ZM84 14H85V13H84ZM93 14H94V13H93ZM98 14H99V13H98ZM102 14H103V13H102ZM109 14H110V13H109ZM114 14H116V13H114ZM114 14H113V15H114ZM153 14H155V12H154ZM182 14H183V13H182ZM187 14H188V13H187ZM195 14H196V13H195ZM195 14H194V15H195ZM198 14H199V13H198ZM225 14H227V17L229 16L228 13H227L226 11H225ZM241 14H242V13H241ZM258 14H259V13H258ZM69 15H70V14H69ZM77 15H78V14H77ZM87 15H88V13H87ZM145 15H146V14H145ZM151 15H152V14H151ZM192 15H193V14H192ZM192 15H190V16H192ZM194 15H193V16H194ZM196 15H197V14H196ZM196 15H195V16H196ZM200 15H201V14H200ZM207 15H208V14H207ZM237 15H238V14H237ZM237 15H234V17H236ZM250 15H251V14H250ZM260 15H261V13H260ZM81 16H82V15H81ZM93 16H94V15H93ZM96 16H97V14H96ZM106 16H107V15H106ZM129 16H130V15H129ZM132 16H133V15H132ZM174 16H175V15H174ZM187 16H188V15H187ZM223 16H225V17H224V19H225V18H226V15H223ZM252 16H253V15H252ZM263 16H264V15H263ZM66 17H68V16H66ZM100 17H101V16H100ZM100 17H99V19H100ZM114 17H115V16H114ZM124 17H126V14H125ZM141 17H142V16H141ZM144 17H146V16H144ZM144 17H143V18H144ZM179 17H181V16H179ZM185 17H186V15H185ZM208 17H209V15H208ZM238 17H239V16H238ZM76 18H77V17H76ZM79 18H80V17H79ZM88 18H89V17H88ZM88 18H87V19H88ZM127 18H128V16H127ZM200 18H201V17H200ZM200 18H199V19H200ZM213 18H214V17H213ZM253 18H254V17H253ZM256 18H259V17H256ZM260 18H261V17H260ZM263 18H264V17H263ZM65 19H66V18H65ZM65 19H64V20H65ZM67 19H68V18H67ZM70 19H71V18H70ZM108 19H109V18H108ZM130 19H131V18H130ZM148 19H149V15H148ZM150 19H151V18H150ZM153 19H154V18H153ZM158 19H159V18H158ZM173 19H175V21H172L173 23H172V22H171V23L174 24V27H175V25H176L175 23H176L177 17H175V18H173ZM179 19H180V18H179ZM179 19H178V20H179ZM199 19H198V21H199ZM205 19H207V22H208V18H206V16H205L204 20H205ZM215 19H217V18H215ZM220 19H221V18H220ZM236 19H237V18H236ZM236 19H235V20H236ZM261 19H262V18H261ZM39 20H40V19H39ZM85 20H86V18H85ZM89 20H90V19H89ZM100 20H101V19H100ZM127 20H128V19H127ZM183 20H184V19H183ZM187 20H188V19H187ZM187 20H186V21H187ZM213 20H214V19H212V22H213ZM252 20H253V19H252ZM65 21H66V20H65ZM71 21H72V20H71ZM77 21H78V19H77ZM80 21H81V20H80ZM95 21H97V20H95ZM131 21H132V20H131ZM143 21H144V20H143ZM205 21H206V20H205ZM227 21H228V20H226V24H228ZM232 21H234V19H233ZM238 21H239V20L237 19V21H235V22L237 23ZM240 21H241V20H240ZM263 21H264V20H263ZM42 22H43V20H42ZM52 22H53V21H52ZM54 22H55V21H54ZM57 22H58V21H57ZM86 22H88V21H86ZM93 22H94V21H93ZM97 22H98V21H97ZM112 22H113V21H112ZM150 22H151V21H150ZM174 22H175V23H174ZM180 22H181V20H180ZM180 22H179V23H180ZM192 22H193V21H192ZM207 22H205V25L208 27ZM210 22H211V21H210ZM214 22H215V20H214ZM222 22H223V21H222ZM230 22H231V21H230ZM230 22H229V23H230ZM235 22H234V23H235ZM251 22H252V21H251ZM253 22L256 23V25L258 24V23L255 22V21H253ZM64 23H65V22H64ZM64 23L62 22V24H64ZM66 23H67V22H66ZM71 23H72V22H71ZM84 23H85V22H84ZM101 23H102V22H101ZM104 23H106V22H104ZM109 23H110V22H109ZM109 23H108V24H109ZM143 23H144V22H143ZM146 23H147V22H146ZM146 23H144V24H146ZM166 23H168V21H167ZM181 23H182V22H181ZM185 23H186V22H185ZM239 23H240V22H239ZM260 23H261V22H260ZM62 24H61V25H62ZM72 24H73V23H72ZM75 24H76V23H75ZM78 24H79V23H78ZM87 24H88V23H87ZM95 24H96V23H95ZM129 24H130V23H129ZM172 24H171V25H172ZM191 24H192V23H191ZM202 24H203V23H202ZM202 24H200V25H202ZM212 24H216V23H212ZM230 24H231V23H230ZM230 24L228 25V29H230V28H232V27L234 28L235 24H234L233 26H230ZM232 24H233V22H232ZM232 24H231V25H232ZM263 24H264V23H263ZM66 25H67V24H66ZM66 25H65V26H66ZM70 25H71V24H70ZM73 25H74V24H73ZM79 25H80V24H79ZM122 25H123V24H122ZM131 25H132V24H131ZM142 25H143V24H142ZM147 25H148V24H147ZM151 25H152V24H151ZM164 25H165V24H164ZM192 25H193V24H192ZM200 25H199V27H200ZM253 25H254V24H253ZM256 25H255V26H256ZM260 25H261V24H260ZM40 26H41V25H40ZM40 26H39V27H40ZM54 26H55V24H54ZM58 26H59V25H58ZM90 26H91V25H90ZM106 26H107V25H106ZM139 26H140V25H139ZM139 26H138V28L141 27V26H140V27H139ZM152 26H154V25H152ZM177 26H178V24H177ZM184 26H185V25H184ZM194 26H195V24H194ZM206 26H205V29H206ZM209 26H210V24H209ZM226 26H227V25H226ZM229 26H230V28H229ZM257 26H258V25H257ZM261 26H262V25H261ZM263 26H264V25H263ZM50 27H52V25H51ZM91 27H92V26H91ZM111 27H112V26H111ZM123 27H124V26H123ZM148 27H149V26H148ZM166 27H167V26H166ZM170 27H171V26H170ZM170 27H169V28H170ZM172 27H173V25H172ZM189 27H190V23H189ZM237 27H238V26H237ZM61 28H62V27H61ZM63 28H64V27H63ZM70 28H72V26H71ZM143 28H145V27L143 26ZM186 28H187V27H186ZM190 28H191V27H190ZM190 28H189V29H190ZM208 28H209V27H208ZM217 28H218V27H217ZM233 28H232V29H233ZM244 28H245V27H244ZM259 28H261V27H259ZM40 29H43V28H40ZM40 29H39V30H40ZM55 29H56V27H55ZM59 29H60V28H59ZM72 29H73V28H72ZM76 29H77V28H76ZM112 29H113V28H112ZM146 29H147V28H146ZM150 29H151V28H150ZM176 29H178V27L175 28L174 30L176 31ZM201 29H202V28H201ZM212 29H213V28H211V31H212ZM232 29H231V31H232ZM234 29H235V28H234ZM234 29H233V30H234ZM253 29H254V27H253ZM256 29H257V27L255 28V30H256ZM6 30H7V29H6ZM9 30H10V28H9ZM39 30H38V31H39ZM51 30H53V28L50 29V31H51ZM62 30H63V29H62ZM62 30L60 29V31H62ZM64 30H65V29H64ZM73 30H74V29H73ZM78 30H79V29H78ZM169 30L171 31V28H170ZM174 30H173V28H172V32H173V33L171 32L172 35H173V34H174V35L176 34V33H174ZM187 30H188V29H187ZM187 30H186V31H187ZM213 30H214V29H213ZM224 30H225V29H224ZM255 30H254V31H255ZM259 30H260V29H259ZM261 30H262V28H261ZM263 30H264V29H263ZM40 31H41V30H40ZM57 31H58V29H57ZM67 31H68V30H67ZM70 31L72 32V30H70ZM111 31H112V30H111ZM114 31H115V30H114ZM120 31H121V30H120ZM138 31H139V30H138ZM148 31H149V30H148ZM177 31H178V30H177ZM177 31H176V32H177ZM188 31H189V30H188ZM193 31H194V30H193ZM197 31H198V30H197ZM218 31H219V30L214 31V32H212V33H214V34H215V33H218ZM220 31H221V30H220ZM220 31H219V33H218V36H219L220 34H223V33H221ZM226 31H228V30H225V32H226ZM256 31H258V30H256ZM7 32H8V30H7ZM42 32H43L42 35H44V31H43V30H42ZM58 32H59V31H58ZM68 32H69V31H68ZM71 32H69V33L72 34ZM144 32H145V31H144ZM179 32H180V31H178L177 34H179ZM190 32L192 33L191 30H190ZM190 32H183V33H186L187 35H190V34H191ZM205 32H206V31H205ZM48 33H49V32H48ZM48 33H47V34H48ZM52 33H53V32H52ZM114 33H115V32H114ZM121 33H122V32H121ZM131 33H132V32H131ZM168 33H170V32L168 31ZM188 33H190V34H188ZM226 33H227V32H226ZM259 33H260V32H259ZM55 34H56V33H55ZM67 34H68V33H67ZM74 34H75V33H74ZM74 34H73V35H74ZM79 34H80V33H79ZM108 34L110 35V33H108ZM115 34H116V33H115ZM125 34H126V32H125ZM136 34H137V33H136ZM177 34H176V35H177ZM186 34H185V35H186ZM193 34L196 35V36L199 35L198 33H196V34L193 33ZM202 34H203V32H202ZM214 34H213V35H214ZM237 34H238V33H237ZM237 34H236V35H237ZM244 34H245V33H244ZM263 34H264V33H263ZM263 34L261 35V38H262ZM9 35H10V34H9ZM49 35H50V34H49ZM132 35H133V34H132ZM134 35H135V33H134ZM134 35H133V36H134ZM145 35H146V34H145ZM164 35H165V34H164ZM179 35H180V34H179ZM179 35H178V36H179ZM187 35H186V36H187ZM215 35L217 36V34H215ZM227 35H229V34H226V37H227ZM38 36H39V35H38ZM38 36H37V37H38ZM52 36H53V34L51 35V37H52ZM54 36H55V35H54ZM56 36H57V35H56ZM87 36H88V35H87ZM94 36H95V35H94ZM112 36L114 37V35H112ZM121 36H122V35H121ZM127 36H130V35H127ZM168 36L171 37L170 34H167V38H169ZM182 36H183V35H182ZM196 36H194V37H196ZM202 36H203V35H202ZM210 36H211V35H210ZM216 36H215V37L213 36V37L216 38ZM220 36H221V35H220ZM259 36H260V34H259L257 37H259ZM42 37H43V36H42ZM59 37H60V36H59ZM59 37H58V38H59ZM67 37H68V35H67ZM69 37H70V36H69ZM71 37H73V36H71ZM75 37L78 38V35L75 36ZM81 37H82V36H81ZM108 37H109V36H108ZM136 37H140V36H136ZM145 37H146V36H145ZM155 37H156V36H155ZM165 37H166V36H165ZM180 37H181V35H180ZM188 37H189V36H188ZM190 37H191V35H190ZM192 37H193V35H192ZM194 37H193V38H194ZM198 37L201 38L200 35L197 36V38H198ZM213 37L211 36V38H213ZM10 38H12V37H10ZM10 38H9V39H10ZM65 38H66V37H64V39H65ZM83 38H84V37H83ZM85 38H86V37H85ZM171 38H173V40L177 39L176 37H171ZM171 38H169L170 40L168 39V40L170 41V43H172V42H171ZM174 38H175V39H174ZM193 38H189V40L192 39V41H194ZM199 38H198V39H199ZM203 38H204V37H203ZM228 38H229V37H228ZM255 38H256V36H255ZM259 38H260V37H259ZM33 39L36 40L35 38H33ZM44 39H45V38H44ZM49 39H50V37H49ZM51 39H52V38H51ZM54 39H56V38L54 37ZM73 39H74V38H73ZM106 39H107V38H106ZM114 39H115V38H114ZM132 39H133V37H132ZM134 39H135V38H134ZM183 39H184V38H183ZM187 39H188V38H187ZM195 39H196V38H195ZM219 39H220V38H219ZM238 39H239V38H238ZM238 39H237V40H238ZM257 39H258V38H257ZM262 39H263V38H262ZM39 40H40V36H39ZM80 40H81V39H80ZM108 40H109V38H108ZM111 40H112V39H111ZM138 40H139V39H138ZM163 40H165V41L167 42V40H166L165 38H164ZM181 40H182V39H181ZM202 40H203V39H202ZM208 40H209V38H208ZM231 40H232V39H231ZM36 41H37V40H36ZM40 41H41V40H40ZM65 41H66V40H65ZM76 41H78V40L76 39ZM177 41H178V39L175 40V41H173V44H174L175 42H176V43H175L174 46H173V44H172V47H175V46H178V48L180 47L179 45H176V44H178ZM182 41H183V40H182ZM213 41H214V40H213ZM232 41H233V40H232ZM251 41H252V39H251ZM263 41H264V40H263ZM41 42H42V41H41ZM44 42H47V41H44ZM49 42H50V41H49ZM78 42H79V41H78ZM152 42H153V41H152ZM166 42H165V43H166ZM195 42H196V41H195ZM201 42H202V41H201ZM230 42H231V41H230ZM252 42H253V41H252ZM37 43H38V42H37ZM47 43H48V42H47ZM74 43H76V42H74ZM106 43H108V42H106ZM131 43H132V42H131ZM136 43H137V42H136ZM155 43H156V42H155ZM161 43H162V42H161ZM163 43H164V42H163ZM181 43H182V42H181ZM181 43H180V44H181ZM184 43H185V42H184ZM184 43H183V45H184ZM216 43H217V42H216ZM256 43H257V42H256ZM45 44H46V43H45ZM51 44H52V43H51ZM64 44H65V43H64ZM159 44H160V43H159ZM167 44H169V43H167ZM187 44H188V43H187ZM190 44H192V43L190 42ZM190 44H188V45H190ZM230 44H231V43H230ZM258 44H259V43H258ZM39 45H40V43H39ZM42 45H44L43 42H42ZM48 45H49V44H48ZM48 45H47V46H48ZM55 45H56V43H55ZM65 45H66V47H67V41H66V44H65ZM70 45H71V43H70ZM72 45H73V44H72ZM102 45H103V44H102ZM126 45H128V44H126ZM140 45H141V44H140ZM165 45H166V44H165ZM188 45H187V46H188ZM192 45H193V46H191V45H190V46L193 48V47H194V44H192ZM220 45H221V44H220ZM235 45H236V44H235ZM239 45H240V43H239ZM255 45H256V44H255ZM260 45H261V43H260ZM37 46H38V45H37ZM37 46H36V47H37ZM40 46H41V45H40ZM40 46H38V49H39ZM50 46H51V45H50ZM56 46H57V45H56ZM73 46H74V45H73ZM132 46L135 47L133 44H132ZM160 46H163V44H161ZM160 46H159V48H160ZM167 46H168V45H166L164 48L166 49ZM197 46H198V45H197ZM197 46H196V47H197ZM225 46H226V45H225ZM42 47H43V46H42ZM42 47H40V48H42ZM57 47H58V46H57ZM57 47H56V49H57ZM61 47H62V46H61ZM83 47H84V46H83ZM85 47H86V46H85ZM138 47H139V46H138ZM151 47H152V46H151ZM181 47H182V46H181ZM181 47H180V48H181ZM198 47H199V46H198ZM215 47H216V46H215ZM227 47H228V46H227ZM254 47H255V46H254ZM259 47H260V46H259ZM48 48H49V47H48ZM67 48H68V47H67ZM70 48H71V47H70ZM97 48H98V47H97ZM161 48H162V47H161ZM168 48L171 49V45H170ZM168 48H167V49H168ZM175 48H176V47H175ZM175 48H173V52H175V50L178 49V48H177V49H175ZM180 48H179V49H180ZM183 48H184V47H183ZM183 48H182V49H183ZM188 48H189V50H187V48H185V50H187L186 52H188V53H193V54H194L193 51H195V50L197 51V48H196L195 50H193V51H190L191 48H190L189 46H188ZM228 48H229V47H228ZM238 48H239V47H238ZM260 48H261V47H260ZM38 49H37V51H38ZM44 49H46V47H45ZM61 49H62V48H61ZM85 49H86V48H85ZM133 49H134V48H133ZM165 49H164V51H163V50H162V51L165 52V51L167 50V49H166V50H165ZM170 49H168V51H169ZM179 49H178V50H179ZM193 49H194V48H193ZM221 49H222V46H221ZM221 49H219V50H221ZM35 50H36V49H35ZM35 50H34V51H35ZM40 50H41V49H40ZM40 50H39V51H40ZM53 50H54V49H53ZM63 50H64V49H63ZM66 50H67V49H66ZM66 50H65V51H66ZM68 50H69V49H68ZM70 50H71V49H70ZM81 50H82V49H81ZM102 50H103V49H102ZM136 50H137V49H136ZM225 50H227V49L225 48ZM225 50H224V51H225ZM250 50H251V49H250ZM254 50H255V48H254ZM256 50H258V49H256ZM44 51H45V50H44ZM54 51H55V50H54ZM54 51H53V52H54ZM58 51H59V50H58ZM78 51H79V50H78ZM104 51H105V50H104ZM111 51H112V50H111ZM127 51H128V50H127ZM129 51H130V48H129ZM133 51H135V50H133ZM148 51H149V49H148ZM159 51H161V50H158V51H157V54H158ZM171 51H172V50L169 51V54H170ZM189 51H190V52H189ZM204 51H205V50H204ZM217 51H218V50H217ZM252 51H253V50H252ZM259 51H260V50H259ZM45 52H48V50H46ZM50 52L52 53V51H50ZM55 52H56V51H55ZM66 52H67V51H66ZM82 52H83V51H82ZM108 52H110V50H109ZM153 52H154V50H153ZM202 52H203V51H202ZM235 52H236V51H235ZM239 52H240V51H239ZM239 52H238V53H239ZM249 52H250V51H249ZM36 53H37V52H36ZM40 53H41V52H40ZM40 53L38 52L37 54H40ZM48 53H49V52H48ZM60 53H61V52H60ZM60 53H59V54H60ZM74 53H75V52H74ZM120 53H121V52H120ZM124 53H125V52H124ZM160 53H161V52H160ZM160 53H159V54H160ZM165 53H166V54H164V55H167V51H166ZM179 53H180V52H179ZM179 53H178V54H179ZM246 53H247V51H246ZM246 53H245V54H246ZM32 54L34 55V53H32ZM37 54H36V55H37ZM41 54H42V53H41ZM55 54H56V53H55ZM57 54H58V53H57ZM59 54H58V56H59ZM75 54H76V53H75ZM125 54H126V53H125ZM125 54H124V55H125ZM128 54H129V53H128ZM130 54H131V53H130ZM142 54H143V53H142ZM173 54H174V53L171 52L170 55H173ZM178 54H177V56H178ZM184 54H186V53H183V56H184ZM202 54H203V53H202ZM235 54H236V53H235ZM12 55H13V54H12ZM47 55H48V54H47ZM47 55H46V56H47ZM73 55H74V54H73ZM132 55H133V53H132ZM134 55H135V54H134ZM170 55H169V60L173 59V58H171L172 56H170ZM248 55H249V54H248ZM31 56H32V55H31ZM38 56H39V55H38ZM49 56H51V54H50ZM60 56H61V54H60ZM86 56H87V55H86ZM86 56H85V57H86ZM95 56H96V55H95ZM98 56H99V55H98ZM144 56H145V55H144ZM147 56H148V55H147ZM149 56H150V55H149ZM154 56H155V54H154ZM162 56H163V55H162ZM173 56H176V54L173 55ZM177 56H176L175 60L177 59ZM186 56L188 57V58H187L188 60H185V62L187 63V61H189L190 58H189V55L186 54L185 57H186ZM190 56H191V54H190ZM233 56H234V55H233ZM51 57H52V56H51ZM51 57H50V58H51ZM68 57H69V56H68ZM82 57H83V56H82ZM114 57H115V56H114ZM131 57H132V56H131ZM159 57H160V56H159ZM185 57H183V58H185ZM199 57H200V56H199ZM205 57H207V55H205ZM217 57H218V56H217ZM219 57H221V56H219ZM219 57H218V58H219ZM63 58H64V57H63ZM69 58H70V57H69ZM98 58H99V57H98ZM116 58H117V57H116ZM119 58H120V56H119ZM144 58H145V57H144ZM152 58H153V57H152ZM164 58H167V59H168V57H166V56H165ZM170 58H171V59H170ZM191 58H192V57H191ZM193 58H194V57H193ZM4 59H7V58H4ZM40 59H42V58H40ZM43 59H44V57H43ZM52 59H53V58H52ZM110 59H112V58H110ZM114 59H115V58H114ZM125 59H127V58H125ZM137 59H138V58H137ZM185 59H186V58H185ZM207 59H208V58H207ZM9 60H11V59H9ZM38 60H39V59H38ZM46 60H47V58H46ZM65 60H66V59H65ZM86 60H87V59H86ZM112 60H113V59H112ZM121 60H122V59H121ZM121 60H120V61H121ZM157 60H158V59H157ZM175 60H174V61H175ZM190 60H191V59H190ZM193 60H194V59H193ZM238 60H240V59H238ZM3 61L6 62V60H3ZM36 61H37V60H36ZM42 61L44 62L45 60H42ZM48 61L50 62V60H48ZM94 61H96V60H94ZM107 61H108V60H107ZM135 61H136V60H134V62H135ZM165 61L167 62V60H165ZM171 61H173V60H171ZM174 61H173V62H174ZM37 62H38V61H37ZM45 62H47V61H45ZM77 62H78V61H77ZM90 62H91V61H90ZM96 62H97V61H96ZM104 62H105V61H104ZM134 62H133V63H134ZM137 62H138V61H137ZM151 62H152V61H151ZM169 62H170V61H169ZM190 62L193 63V61H190ZM203 62H204V61H203ZM232 62H233V61H232ZM235 62H236V60H235ZM2 63H3V62H2ZM92 63H93V62H92ZM115 63H116V62H115ZM122 63H123V62H122ZM156 63H157V62H156ZM170 63H172V62H170ZM180 63H181V62H180ZM195 63H196V62H195ZM221 63H222V62H221ZM46 64H48V63H46ZM49 64H50V63H49ZM49 64H48V65H49ZM104 64H105V63H104ZM124 64H125V62H124ZM181 64H183V63H181ZM193 64H194V63H193ZM41 65H42V63H41ZM43 65H44V64H43ZM48 65H47V67H48ZM63 65H64V63H63ZM78 65H79V64H78ZM87 65H88V64H87ZM94 65H95V62H94ZM117 65H118V63H117ZM117 65H115V66H117ZM122 65H123V64H122ZM131 65H132V64H131ZM156 65H157V64H156ZM156 65H155V66H156ZM162 65H163V63H162ZM185 65H186V64H185ZM188 65H190L189 62H188ZM36 66H37V65H36ZM38 66H39V64H38ZM44 66H45V65H44ZM49 66H50V65H49ZM60 66H61V65H60ZM82 66H83V64H82ZM85 66H86V65H85ZM88 66H89V65H88ZM106 66H107V65H106ZM149 66H150V65H149ZM180 66H182V65H180ZM190 66H191V65H190ZM47 67H46L45 69H48ZM50 67H51V66H50ZM57 67H58V66H57ZM63 67H64V66H63ZM76 67H77V66H76ZM79 67H80V65H79ZM136 67H137V66H136ZM161 67H162V66H161ZM161 67H160V68H161ZM168 67H169V66H168ZM175 67H176V66H175ZM175 67H174V68H175ZM208 67H209V65H208ZM213 67H214V66H213ZM61 68H62V67H61ZM73 68H74V66H73ZM109 68H110V67H109ZM113 68H114V67H113ZM115 68H116V67H115ZM118 68H119V66H118ZM144 68H145V67H144ZM169 68H170V67H169ZM179 68H181V67H179ZM179 68H178V69H179ZM183 68H184V67H183ZM38 69H39V68H38ZM38 69H37V71H38ZM40 69H41V68H40ZM50 69H52V68H50ZM62 69H63V68H62ZM76 69H77V68H76ZM76 69H75V70H76ZM92 69H93V68H92ZM146 69H148V68H146ZM146 69H145V70H146ZM164 69H167V67L164 68ZM172 69H173V68H172ZM176 69H177V68H176ZM178 69H177V70H178ZM181 69H182V68H181ZM42 70H43V69H42ZM64 70H65V69H64ZM99 70L101 71V68H100ZM99 70H98V71H99ZM114 70H115V69H114ZM54 71H55V70H54ZM57 71H58V70H57ZM104 71H105V70H104ZM110 71H111V70H110ZM117 71H118V70H117ZM120 71H121V70H120ZM146 71H147V70H146ZM174 71H175V70H174ZM244 71H245V70H244ZM246 71H247V70H246ZM28 72H29V71H28ZM34 72H35V71H34ZM38 72H39V71H38ZM61 72H62V71H61ZM113 72H114V71H113ZM164 72H165V71H164ZM176 72H177V71H176ZM240 72H241V71H240ZM4 73H5V72H4ZM26 73H27V71H26ZM31 73H32V71H31ZM35 73H37V72H35ZM42 73H43V71H42ZM49 73H50V72H49ZM62 73H63V72H62ZM62 73H61V74H62ZM64 73H65V72H64ZM74 73H75V72H74ZM85 73H86V72H85ZM85 73H84V74H85ZM93 73H95V72H93ZM96 73H97V72H96ZM101 73H102V71L100 72V74H101ZM121 73H122V71H121ZM137 73H138V72H137ZM165 73H166V72H165ZM250 73H251V71H250ZM2 74H3V73H2ZM44 74H45V73H44ZM46 74H48V72H47ZM57 74H58V73H57ZM61 74H60V75H61ZM69 74H70V73H69ZM69 74H68V76H69ZM97 74H98V73H97ZM100 74H99V75H100ZM142 74H143V73H142ZM166 74H167V73H166ZM168 74H169V73H168ZM256 74H257V73H256ZM0 75H1V74H0ZM3 75H4V74H3ZM9 75H10V74H9ZM37 75H38V74H37ZM62 75H63V74H62ZM66 75H67V74H66ZM72 75H73V74H72ZM79 75H80V74H79ZM102 75H103V73L101 74V76H102ZM114 75H115V74H114ZM237 75H238V74H237ZM5 76H6V75H5ZM10 76H11V75H10ZM33 76H34V75H33ZM38 76H39V75H38ZM68 76H67V77H68ZM107 76H108V75H107ZM107 76H106V77H107ZM156 76H157V75H156ZM156 76H155V77H156ZM231 76H232V75H231ZM242 76H243V75H242ZM252 76H253V75H252ZM27 77H28V76H27ZM40 77H41V76H40ZM42 77H43V76H42ZM45 77H46V76H45ZM54 77H55V76H54ZM60 77H61V76H60ZM64 77H65V75H64ZM91 77H92V76H91ZM106 77H105V78H106ZM151 77H152V76H151ZM155 77H154V78H155ZM13 78H14V76H13ZM51 78H52V77H51ZM51 78H50V79H51ZM68 78H69V77H68ZM99 78H100V77H99ZM103 78H104V77H103ZM107 78H108V77H107ZM109 78H110V77H109ZM160 78H161V77H160ZM199 78H200V77H199ZM260 78H261V77H260ZM3 79H4V78H3ZM7 79H9V78H7ZM30 79H31V78H30ZM33 79H36V76H35V78L33 77L32 80H33ZM76 79H77V78H76ZM93 79H94V77H93ZM112 79H113V78H112ZM133 79H134V78H133ZM152 79H153V78H152ZM157 79H158V76H157ZM157 79H156V80H157ZM203 79H204V78H203ZM25 80H26V79H25ZM27 80H28V79H27ZM32 80H30V81H32ZM39 80H41V78H40ZM73 80H74V78H73ZM82 80H83V79H82ZM95 80H96V79H95ZM98 80H99V79H98ZM101 80H102V79H101ZM11 81H12V80H11ZM33 81H35V80H33ZM48 81H49V80H48ZM59 81H61V80H58V82H59ZM78 81H79V79H78ZM96 81H97V80H96ZM114 81H115V80H114ZM129 81H131V80H129ZM145 81H146V80H145ZM148 81H150V80H148ZM198 81H199V80H198ZM201 81H202V80H201ZM4 82H5V81H4ZM52 82H53V80L51 79V84H52ZM55 82H57V81L55 80ZM62 82H64V81H62ZM82 82H83V81H82ZM208 82H209V81H208ZM237 82H238V81H237ZM5 83H6V82H5ZM28 83H29V82H28ZM46 83H47V82H46ZM68 83H69V82H68ZM75 83H76V82H75ZM93 83H94V82H93ZM101 83H102V82H101ZM104 83H106V81H105ZM127 83H128V82H127ZM196 83H197V82H196ZM206 83H207V82H206ZM206 83L204 82V83H201V84L204 85V84H206ZM6 84H8V83H6ZM36 84H37V82H36ZM47 84H48V83H47ZM51 84H50V86H52ZM55 84H56V83H55ZM79 84H80V82H79ZM99 84H100V83H99ZM106 84H107V83H106ZM148 84H149V83H148ZM148 84H146V85H148ZM191 84H193V83H191ZM197 84H198V83H197ZM243 84H244V83H243ZM251 84H252V83H251ZM38 85H39V84H38ZM45 85H46V84H45ZM53 85H54V84H53ZM59 85H60V84H59ZM68 85H69V84H68ZM70 85H71V84H70ZM95 85H96V84H95ZM102 85H103V84H102ZM111 85H112V84H111ZM119 85H120V84H119ZM159 85H160V84H159ZM194 85H195V83H194ZM249 85H250V84H249ZM8 86H9V84H8ZM8 86H7V87H8ZM34 86H36V85L34 84ZM40 86H42V85H40ZM43 86H44V82H43ZM46 86H47V85H46ZM60 86H61V85H60ZM62 86H63V85H62ZM75 86H76V85H75ZM78 86H79V85H78ZM96 86H97V85H96ZM106 86H107V85H106ZM140 86H141V84H140ZM182 86H183V85H182ZM190 86H192V85H190ZM12 87H13V86H12ZM71 87H72V86H71ZM108 87H109V86H108ZM111 87H112V86H111ZM115 87H116V85H115ZM248 87H249V86H248ZM15 88H16V87H15ZM15 88H14V90H17V88H16V89H15ZM47 88H48V87H47ZM55 88H56V87H55ZM74 88H75V87H74ZM76 88H77V87H76ZM83 88H84V86H83ZM95 88H96V87H95ZM124 88H125V87H124ZM138 88H140V87H138ZM179 88H180V87H179ZM197 88H198V87H197ZM235 88H236V87H235ZM250 88H251V87H250ZM5 89H6V88H5ZM36 89H37V88H36ZM45 89H46V88H45ZM57 89H58V88H57ZM60 89H61V88H60ZM63 89H64V88H63ZM101 89H102V88H101ZM116 89H117V88H116ZM225 89H226V87H225ZM9 90H10V89H9ZM11 90H12V89H11ZM38 90H39V89H38ZM41 90H43V89H41ZM53 90H54V89H53ZM66 90H67V89H66ZM71 90H72V89H71ZM96 90H99V89H96ZM108 90H110V89H108ZM167 90H168V89H167ZM172 90H173V89H172ZM172 90H171V91H172ZM174 90H175V89H174ZM185 90H186V87H185ZM198 90H199V89H198ZM223 90H224V89H223ZM223 90H222V91H223ZM50 91H51V89H50ZM62 91H63V90H62ZM69 91H70V90H69ZM94 91H95V90H94ZM113 91H114V90H113ZM179 91H180V90H179ZM229 91H230V90H229ZM235 91H237V90H235ZM8 92H9V91H8ZM16 92H17V91H16ZM53 92H54V91H52V94H53ZM58 92H59V91H58ZM99 92H100V91H99ZM158 92H159V91H158ZM165 92H166V91H165ZM187 92H188V91H187ZM12 93H13V92H12ZM12 93H11V94H12ZM14 93H15V91H14ZM21 93H22V92H21ZM36 93H37V92H36ZM41 93H42V92H41ZM41 93H40V94H41ZM44 93H45V92H44ZM48 93H49V90H48ZM55 93H56V92H55ZM55 93H54V94H55ZM60 93H61V92H60ZM80 93H81V92H80ZM149 93H151V92H149ZM163 93H164V92H163ZM224 93H225V92H224ZM229 93H230V92H229ZM0 94H1V93H0ZM9 94H10V93H9ZM11 94H10V95H11ZM23 94H24V93H23ZM25 94H26V93H25ZM56 94H57V93H56ZM82 94H83V93H82ZM82 94H81V95H82ZM86 94H87V93H86ZM86 94H85V95H86ZM95 94H96V93H95ZM146 94L148 95V93H146ZM154 94H155V91H154ZM154 94H153V95H154ZM156 94H157V93H156ZM158 94H160V93H158ZM161 94H162V93H161ZM164 94H165V93H164ZM173 94H174V93H173ZM3 95H4V94H3ZM18 95H19V94H18ZM30 95H31V94H30ZM50 95H51V94H50ZM71 95H72V92H71ZM79 95H80V94H79ZM79 95L77 94V96H79ZM83 95H84V94H83ZM85 95H84V96H85ZM87 95H88V94H87ZM97 95H98V94H97ZM182 95H183V94H182ZM195 95H196V94H195ZM195 95H194V97H195ZM8 96H9V95H8ZM51 96L53 97L54 95H51ZM58 96H59V95H58ZM66 96H67V95H66ZM192 96H193V95H192ZM218 96H219V95H218ZM4 97H5V95H4ZM14 97H15V94H14ZM41 97H43V94H42ZM41 97H40V100H41ZM59 97H60V96H59ZM61 97H62V96H61ZM63 97H64V95H63ZM153 97H154V96H153ZM216 97H217V96H216ZM15 98H16V97H15ZM30 98H31V96H30ZM74 98H75V97H74ZM96 98H97V97H96ZM133 98H134V97H133ZM156 98H157V97H156ZM213 98H214V97H213ZM69 99H72V98L69 97ZM85 99H86V98H85ZM94 99H95V98H94ZM186 99H187V98H186ZM15 100H17V98H16ZM15 100H14V101H15ZM18 100L20 101V99H18ZM22 100H23V98H22ZM24 100H25V99H24ZM43 100H44V99H43ZM45 100H46V98H45ZM48 100H49V99H48ZM57 100H58V99H57ZM67 100H68V99H67ZM72 100L74 101V99H72ZM79 100H80V99H79ZM79 100H78V101H79ZM133 100H134V99H133ZM141 100H142V99H141ZM145 100H146V99H145ZM163 100H164V99H163ZM171 100H172V99H171ZM214 100H215V99H214ZM19 101H17V102H19ZM27 101H28V100H27ZM29 101H30V100H29ZM29 101H28V102H29ZM62 101H63V103H65V102H64L65 100H62ZM73 101L70 102V100H69V103H72ZM149 101H150V100H149ZM157 101H159V100H157ZM157 101H155V102H157ZM25 102H26V101H25ZM28 102H26V103H28ZM58 102H59V101H58ZM58 102H56V103H58ZM76 102H77V101H76ZM85 102H86V100H85ZM92 102H93V101H92ZM95 102H96V101H95ZM132 102H133V101H132ZM145 102H146V101H145ZM151 102H152V101H151ZM160 102H161V101H160ZM202 102H203V100H202ZM206 102H207V101H206ZM212 102H213V101H212ZM256 102H257V101H256ZM20 103H21V101H20ZM26 103H25V105H27ZM78 103H79V102H78ZM138 103H139V102H138ZM200 103H201V102H200ZM200 103H199V104H200ZM203 103H204V102H203ZM11 104H13V103H11ZM16 104H17V103H16ZM32 104H33V103H32ZM74 104H75V103H74ZM81 104H82V103H81ZM139 104H140V103H139ZM172 104H173V103H172ZM174 104H175V103H174ZM196 104H197V103H196ZM199 104H198V105H199ZM254 104H255V103H254ZM261 104H262V103H261ZM17 105H18V104H17ZM17 105H16V106H17ZM52 105H53V104H52ZM54 105H55V104H54ZM65 105H66V104H65ZM65 105H63V106H65ZM125 105H126V104H125ZM202 105H203V104H202ZM252 105H253V104H251V106H252ZM257 105H258V104H257ZM16 106H14V107H16ZM23 106H24V105H23ZM29 106H30V105H29ZM31 106H32V105H31ZM143 106H144V105H143ZM207 106H209V104H208ZM258 106H259V105H258ZM0 107H1V106H0ZM48 107H49V106H48ZM69 107H70V106H69ZM72 107H73V106H72ZM74 107H75V106H74ZM131 107H132V106H131ZM135 107H136V106H135ZM135 107H134V108H135ZM137 107H138V106H137ZM139 107H140V106H139ZM145 107H146V106H145ZM168 107H169V106H168ZM170 107H171V106H170ZM174 107H175V106H174ZM185 107H186V106H185ZM190 107H191V106H190ZM200 107H201V106H200ZM204 107H205V106H204ZM254 107H255V106H254ZM51 108H52V107H51ZM56 108H58V107H55L54 109H56ZM134 108H133V109H134ZM155 108H156V107H155ZM161 108H162V107H161ZM263 108H264V107H263ZM16 109H17V108H16ZM19 109H20V108H19ZM25 109H26V108H25ZM41 109H42V108H41ZM52 109H53V108H52ZM71 109H72V108H71ZM80 109H81V108H80ZM152 109H154V108H152ZM162 109H163V108H162ZM184 109L186 110V108H184ZM197 109H198V108H197ZM8 110H11V109H8ZM14 110H15V108H14ZM69 110H70V109H69ZM75 110H76V109H75ZM125 110H126V109H125ZM127 110H128V109H127ZM140 110H141V109H140ZM177 110H179V109H177ZM185 110H184V111H185ZM205 110H206V109H205ZM1 111H2V110H1ZM18 111H19V110H18ZM22 111L24 112V110H22ZM26 111H27V109H26ZM39 111H40V108H39ZM43 111H44V110H43ZM53 111H54V110H53ZM57 111H58V110H57ZM181 111H182V110H181ZM181 111H179V112L181 113ZM199 111H200V110H199ZM31 112H32V111H31ZM60 112H61V111H60ZM60 112H58V114H59ZM130 112H132V110H131ZM166 112H167V111H165V114H166ZM186 112H187V110H186ZM188 112H189V113H188ZM188 112H187L188 114H191V113H190V110H189ZM200 112H201V111H200ZM209 112H210V111H209ZM213 112H214V111H213ZM243 112H244V111H243ZM10 113H11V112H10ZM32 113H33V112H32ZM48 113H49V112H48ZM112 113H113V112H112ZM118 113H119V112H118ZM121 113H122V112H121ZM121 113H120V114H121ZM157 113H158V112H157ZM162 113H164V112L162 111ZM182 113H183V111H182ZM187 113H186V114H187ZM194 113H195V112H194ZM201 113H202V112H201ZM205 113H206V112H205ZM240 113H241V112H240ZM24 114H25V113H24ZM24 114H22V115H24ZM43 114H44V112H43ZM43 114H41V115H43ZM46 114H47V113H46ZM61 114H62V113H61ZM63 114H64V113H63ZM120 114H119V115H120ZM122 114H123V113H122ZM125 114H126V113H125ZM134 114H135V113H134ZM150 114H151V113H150ZM170 114H171V113H170ZM211 114H212V113H211ZM248 114H249V113H248ZM22 115H21V116H22ZM48 115H49V114H48ZM52 115H53V113H52ZM56 115H57V114H56ZM132 115H133V114H132ZM162 115H163V114H162ZM192 115H193V114H192ZM241 115H242V114H241ZM246 115H247V114H246ZM8 116H9V114H8ZM13 116H14V115H13ZM13 116H12V117H13ZM19 116H20V115H19ZM19 116H18V117H19ZM21 116H20V117H21ZM24 116H25V115H24ZM50 116H51V115H50ZM116 116H117V115H116ZM160 116H161V115H160ZM160 116H159V117H160ZM163 116H165V115H163ZM171 116H172V115H171ZM171 116H169V118H170ZM182 116H183V114H182ZM205 116H207V115H205ZM247 116H248V115H247ZM20 117H19V119H20ZM40 117H41V116H40ZM46 117H47V116H46ZM48 117H49V116H48ZM48 117H47V118H48ZM120 117H122V116H120ZM152 117H153V118H152L151 120L154 121L155 118H154V116H152ZM174 117H176V114H175ZM174 117H173V118H174ZM187 117H188V116H187ZM192 117H193V116H192ZM212 117H213V116H212ZM215 117H217V116H215ZM222 117H223V116H222ZM256 117H257V116H256ZM25 118H26V117H25ZM50 118H51V117H50ZM75 118H77V117H75ZM75 118H74V119H75ZM111 118H112V117H111ZM133 118H134V117H133ZM193 118H194V117H193ZM198 118H199V117H198ZM206 118H207V117H206ZM208 118H209V117H208ZM217 118H218V117H217ZM242 118H243V117H242ZM247 118H248V117H247ZM262 118H263V117H262ZM0 119H1V118H0ZM14 119H15V116H14ZM22 119H23V116H22ZM34 119H35V118H34ZM37 119H38V118H37ZM48 119H49V118H48ZM69 119H70V118H69ZM72 119H73V118H72ZM72 119H71V120H72ZM144 119H145V118H144ZM156 119H157V118H156ZM167 119H168V118H167ZM200 119H201V118H200ZM259 119H261V118H259ZM12 120H13V119H12ZM12 120H11V121H12ZM27 120H28V119H27ZM41 120H42V119H41ZM75 120H76V119H75ZM77 120H78V119H77ZM123 120H124V119H123ZM148 120H150V119H148ZM163 120H164V119H163ZM174 120H175V119H174ZM174 120H173V121H174ZM193 120H194V119H193ZM193 120H192V121H193ZM235 120H236V119H235ZM246 120H247V119H246ZM249 120H252V119H249ZM263 120H264V119H263ZM6 121H7V120H6ZM17 121H18V120H17ZM29 121L31 122V120H29ZM29 121H28V122H29ZM38 121H39V120H38ZM102 121H104V120H102ZM146 121H147V120H145L144 122H146ZM168 121H170V120H168ZM168 121H167V122H168ZM185 121H186V120H185ZM197 121H198V120H197ZM199 121H200V120H199ZM21 122H22V121H21ZM67 122H68V121H67ZM74 122H75V121H74ZM77 122H79V121H77ZM98 122H99V121H98ZM124 122H125V121H124ZM148 122H150V121H148ZM257 122H259V121H257ZM257 122H256V123H257ZM260 122H261V121H260ZM7 123H8V122H7ZM18 123H19V122H18ZM18 123H17L16 125H18ZM108 123H110V122H108ZM136 123H137V122H136ZM162 123H163V122H162ZM164 123H165V122H164ZM192 123H193V122H192ZM213 123H214V121H213ZM239 123H240V122H239ZM247 123H248V122H247ZM263 123H264V122H262V124H263ZM1 124H2V123H1ZM26 124H27V123H26ZM28 124H30V123H28ZM99 124H100V123H99ZM102 124H103V123H102ZM158 124H159V123H158ZM167 124H168V123H167ZM190 124H191V123H190ZM251 124H252V123H251ZM12 125H13V124H12ZM39 125H40V124H39ZM107 125H110V124H107ZM121 125H122V124H121ZM127 125H128V124H127ZM175 125H176V124H175ZM175 125H174V128H175ZM182 125H183V124H182ZM192 125H193V124H192ZM202 125H203V124H202ZM227 125H228V124H227ZM0 126H1V125H0ZM4 126H5V125H4ZM33 126H34V125H33ZM81 126H82V125H81ZM217 126H218V125H217ZM261 126H262V125H261ZM261 126H260V127H261ZM2 127H3V126H2ZM9 127H10V125H9ZM93 127H94V126H93ZM123 127H124V126H123ZM131 127H134V126L131 125ZM135 127H136V126H135ZM135 127H134V128H135ZM199 127H200V126H199ZM224 127H225V126H224ZM234 127H235V126H234ZM11 128H12V127H11ZM20 128H21V127H20ZM146 128H147V127H146ZM178 128H179V127H178ZM188 128H189V127H188ZM200 128H201V127H200ZM209 128H210V127H209ZM232 128H233V127H232ZM245 128H246V127H245ZM8 129H9V128H8ZM28 129H29V128H28ZM96 129H97V128H96ZM96 129H95V130H96ZM115 129H116V128H115ZM136 129H137V128H136ZM140 129H141V128H140ZM153 129H155V128H153ZM157 129H158V128H156V130H157ZM194 129H195V128H194ZM243 129H244V128H243ZM29 130H30V129H29ZM31 130H32V129H31ZM31 130H30V131H31ZM124 130H125V128H124ZM128 130H130V129H128ZM133 130H134V129H133ZM166 130H167V129H166ZM189 130H190V129H189ZM199 130H200V129H199ZM215 130H216V129H215ZM218 130H219V129H218ZM236 130H237V129H236ZM263 130H264V129H263ZM27 131H28V130H27ZM96 131H97V130H96ZM141 131H142V129H141ZM153 131H155V130H153ZM176 131H177V130H176ZM187 131H188V129H187ZM202 131H203V130H202ZM79 132H80V131H79ZM89 132H90V131H89ZM99 132H100V131H99ZM109 132H110V131H109ZM123 132H124V131H123ZM127 132H128V131H127ZM129 132H130V131H129ZM136 132H137V131H136ZM143 132H144V130H143ZM158 132H159V131H158ZM174 132H175V131H174ZM206 132H207V131H206ZM209 132H210V131H209ZM212 132H213V129H212ZM237 132H238V131H237ZM1 133L4 134L5 132H4V133L1 132ZM24 133H25V132H24ZM120 133H121V132H120ZM179 133H180V131H179ZM187 133H188V132H187ZM192 133H193V132H192ZM229 133H230V132H229ZM249 133H250V132H249ZM63 134H64V133H63ZM65 134H67V133L65 132ZM78 134H79V133H78ZM89 134H90V133H89ZM94 134H95V133H94ZM97 134H98V133H97ZM108 134H109V133H108ZM126 134H127V133H126ZM126 134H125V135H126ZM128 134H129V133H128ZM132 134H133V133H132ZM132 134H130V136H131ZM134 134H135V133H134ZM134 134H133V135H134ZM139 134H140V132H139ZM159 134H160V133H159ZM159 134L156 135V136H159ZM165 134H166V132H165ZM167 134H168V133H167ZM205 134H206V133H205ZM239 134H240V133H239ZM121 135H122V134H121ZM136 135H137V134H136ZM140 135H141V134H140ZM140 135H139V138H140ZM151 135H153V134H151ZM213 135H214V134H213ZM63 136H64V135H62V137H63ZM77 136H78V135H77ZM89 136H90V135H89ZM164 136H165V135H164ZM190 136H191V135H190ZM196 136H198V135H196ZM207 136H208V135H207ZM215 136H216V135H215ZM255 136H256V135H255ZM261 136H262V135H261ZM0 137H1V136H0ZM71 137H72V136H71ZM71 137H70V138H71ZM81 137H82V136H81ZM81 137H80V138H81ZM85 137H86V136H85ZM100 137H101V136H100ZM153 137H154V136H153ZM178 137H180V136H178ZM188 137H189V136H188ZM239 137H240V136H239ZM21 138H22V137H21ZM131 138H133V137L131 136ZM139 138H137V140H138ZM143 138H144V137H143ZM204 138H205V137H204ZM261 138H262V137H261ZM145 139H146V138H145ZM180 139H181V138H180ZM200 139H201V138H200ZM224 139H225V138H224ZM227 139H228V138H227ZM231 139H232V138H231ZM60 140H61V139H60ZM82 140H83V139H82ZM100 140H101V139H100ZM139 140H140V139H139ZM173 140H174V139H173ZM207 140H208V139H206V141H207ZM213 140H214V139H213ZM233 140H234V139H233ZM87 141H88V140H87ZM98 141H99V140H98ZM149 141H150V140H149ZM167 141H168V140H167ZM178 141H179V140H178ZM222 141H223V140H222ZM254 141H255V140H254ZM85 142H86V141H85ZM92 142H94V141H92ZM126 142H127V141H126ZM129 142H130V141H129ZM129 142H128V143H129ZM133 142H134V141H133ZM137 142H138V141H137ZM151 142H152V141H151ZM171 142H172V141H171ZM203 142H204V141H203ZM233 142H234V141H233ZM250 142H251V141H250ZM147 143H148V142H147ZM191 143H192V142H191ZM196 143H197V142H196ZM214 143H215V142H214ZM217 143H218V142H217ZM228 143H229V141H228ZM251 143H252V142H251ZM262 143H263V142H262ZM60 144H61V143H60ZM79 144H80V143H79ZM93 144H94V143H93ZM182 144H185V143H182ZM203 144H205V143H203ZM231 144H232V143H231ZM256 144H257V143H256ZM263 144H264V143H263ZM91 145H92V144H91ZM91 145H90V146H91ZM137 145H138V144H137ZM165 145H166V143H165ZM168 145H169V144H168ZM179 145H180V143H179ZM186 145H187V144H186ZM188 145H190V144H188ZM194 145H195V144H194ZM198 145H199V144H198ZM209 145H210V143H209ZM223 145H224V144H223ZM247 145H249V144L247 143ZM257 145H258V144H257ZM257 145H256V146H257ZM9 146H10V145H9ZM84 146H85V145H84ZM139 146H140V145H139ZM139 146H136V147L139 148ZM162 146H163V145H162ZM166 146H167V145H166ZM192 146H193V145H192ZM214 146H215V145H214ZM217 146H219V145H217ZM221 146H222V145H221ZM221 146H219V147H221ZM228 146H229V145H228ZM230 146H231V145H230ZM243 146H244V145H243ZM253 146H254V145H253ZM82 147H83V145H82ZM124 147H125V145H124ZM126 147H127V146H126ZM126 147H125V148H126ZM128 147H129V146H128ZM133 147H134V145H133ZM133 147H131V148L133 149ZM154 147H155V146H154ZM171 147H173V146H171ZM178 147H179V146H178ZM260 147H261V146H260ZM79 148H80V147H79ZM83 148H84V147H83ZM83 148H82V149H83ZM131 148H130V149H131ZM140 148H141V147H140ZM168 148H170V147H168ZM186 148H187V147H186ZM205 148H206V147H205ZM230 148H231V147H230ZM235 148H237V147H235ZM244 148H245V147H244ZM7 149H8V148H7ZM126 149H128V148H126ZM163 149H164V148H163ZM178 149H179V148H178ZM192 149H193V148H192ZM203 149H204V148H203ZM222 149H223V146H222ZM222 149H221V150H222ZM254 149H255V148H253V150H254ZM262 149H263V148H262ZM65 150H66V149H65ZM136 150H137V149H136ZM140 150H141V149H140ZM149 150H151V149H149ZM180 150H181V149H180ZM180 150H179V151H180ZM233 150H234V149H233ZM62 151H63V150H62ZM73 151H74V150H73ZM77 151H78V150H77ZM80 151H81V150H80ZM127 151H128V150H127ZM155 151H156V150H155ZM188 151L191 152V150H188ZM203 151H206V150H203ZM203 151H202V152H203ZM228 151H229V150H228ZM231 151H232V150H231ZM237 151H238V150H237ZM85 152H86V151H85ZM88 152H89V151H88ZM128 152H129V151H128ZM153 152H154V151H153ZM173 152H174V150H173ZM190 152H189V153H190ZM192 152H193V151H192ZM196 152H197V151H196ZM215 152H216V151H215ZM215 152H214V153H215ZM129 153H131V152H129ZM143 153H144V152H143ZM159 153H160V152H159ZM162 153H163V152H162ZM171 153H172V152H171ZM175 153H176V152H175ZM197 153H198V152H197ZM199 153H200V152H199ZM210 153H211V152H210ZM230 153H231V152H230ZM230 153H229V154H230ZM253 153H254V152H253ZM253 153H252V154H253ZM135 154H136V153H135ZM149 154H150V153H149ZM154 154H155V153H154ZM160 154H161V153H160ZM160 154H159V155H160ZM165 154H167V153H165ZM165 154H164V155H165ZM173 154H174V153H173ZM176 154H177V153H176ZM178 154H179V153H178ZM185 154H186V153H185ZM191 154H192V153H191ZM191 154H190V155H191ZM193 154H194V152H193ZM195 154H196V153H195ZM204 154H206V153H204ZM232 154H233V153H231V155H232ZM38 155H39V154H38ZM156 155H158V154H156ZM183 155H184V154H183ZM201 155H202V154H201ZM206 155H207V154H206ZM225 155H226V154H225ZM249 155H250V154H249ZM262 155H263V153H262ZM29 156H30V155H29ZM82 156H83V155H82ZM132 156H133V155H132ZM136 156H137V155H136ZM148 156H149V155H148ZM152 156H153V155H152ZM174 156H175V155H174ZM181 156H182V154H181ZM196 156H198V155L196 154ZM199 156H200V155H199ZM247 156H248V155H247ZM80 157H81V156H80ZM142 157H143V155H142ZM155 157H156V156H155ZM205 157H207V156H205ZM224 157H225V156H224ZM232 157H233V156H232ZM237 157H238V156H237ZM244 157H245V156H244ZM263 157H264V156H263ZM129 158H131V157H129ZM146 158H147V157H146ZM152 158H153V157H152ZM156 158H157V157H156ZM163 158H165V157H163ZM172 158H173V157H172ZM172 158H171V161H174V160H172ZM184 158H185V157H184ZM197 158H198V157H197ZM235 158H236V157H235ZM240 158H241V157H240ZM257 158H258V155H257ZM75 159H76V158H75ZM77 159H78V158H77ZM134 159H136V158H134ZM142 159H143V158H142ZM154 159H155V158H154ZM161 159H162V158H161ZM173 159H174V158H173ZM180 159H181V157H180ZM227 159H228V157H227ZM138 160H139V159H138ZM149 160H150V157H149ZM151 160H152V162L154 161L153 159H151ZM151 160H150V161H151ZM155 160H156V159H155ZM159 160H160V158H159ZM182 160H183V159H182ZM196 160H197V159H196ZM210 160H211V159H210ZM223 160H224V159H223ZM228 160H229V159H228ZM239 160H241V159H239ZM239 160H238V161H239ZM245 160H246V159H245ZM156 161H157V160H156ZM156 161H155V162H156ZM160 161H161V160H160ZM167 161H168V160H167ZM188 161H189V160H188ZM188 161H187V162H188ZM193 161H194V159H193ZM203 161H204V160H203ZM253 161H254V159H253ZM78 162H79V161H78ZM80 162H81V161H80ZM152 162H151V163H152ZM157 162H158V161H157ZM157 162H156V164L159 165V163H157ZM177 162H178V161H176L175 164H176ZM180 162H181V161H180ZM194 162H195V161H194ZM200 162H201V161H200ZM208 162H209V161H208ZM221 162H222V161H221ZM245 162H246V161H245ZM255 162H256V161H255ZM76 163H77V161H76ZM88 163H89V162H88ZM144 163H145V162H144ZM147 163H148V164H147ZM149 163H150V162H147V161H146L145 164L149 165ZM167 163H168V162H167ZM188 163H189V162H188ZM213 163H214V162H213ZM261 163H262V162H261ZM74 164H75V163H74ZM77 164H78V163H77ZM86 164H87V162H86ZM89 164H90V163H89ZM135 164H136V163H135ZM153 164H154V162L152 163V165H153ZM186 164H187V163H186ZM195 164H196V163H195ZM223 164H224V163H223ZM234 164H235V163H234ZM254 164H255V163H254ZM17 165H18V164H17ZM147 165H146V166H147ZM172 165H173V164H172ZM187 165H188V164H187ZM190 165H191V164H190ZM201 165H202V164H201ZM201 165H200V166H201ZM237 165H238V164H237ZM259 165H260V164H259ZM28 166H29V165H28ZM32 166H33V165H32ZM77 166H79V165H77ZM135 166H136V165H135ZM143 166H144V165H142V167H143ZM150 166H151V165H150ZM150 166H149V167H150ZM153 166H154V165H153ZM153 166H151V168H152ZM159 166H160V165H159ZM173 166H174V165H173ZM192 166H193V164H192ZM197 166H198V165H197ZM200 166H199V167H200ZM218 166H219V165H218ZM255 166H256V165H255ZM261 166H262V164H261ZM263 166H264V165H263ZM33 167H35V166H33ZM33 167H32V168H33ZM67 167H68V166H67ZM70 167H71V166H70ZM113 167H114V166H113ZM113 167H111V168H113ZM115 167H116V166H115ZM154 167H155V166H154ZM154 167H153V168H154ZM169 167H170V166H169ZM204 167H205V166H204ZM210 167H211V166H210ZM108 168H109V167H108ZM144 168H145V167H144ZM151 168H149V169H151ZM157 168H158V167H157ZM173 168H174V167H173ZM181 168H182V167H181ZM213 168H214V167H213ZM219 168H220V167H219ZM16 169H17V168H16ZM71 169H72V167H71ZM81 169H82V168H81ZM139 169H140V168H139ZM161 169H162V168H161ZM168 169H169V168H168ZM177 169H178V168H177ZM235 169H236V168H235ZM235 169H234V170H235ZM248 169H250V168H247V170H248ZM253 169H254V168H253ZM263 169H264V167H263ZM27 170H29V169H27ZM64 170H65V169H64ZM69 170H70V169H69ZM72 170H73V169H72ZM137 170H138V169H137ZM141 170L144 171L143 168H142ZM145 170H146V168H145ZM154 170H155V169H154ZM164 170H165V168H164ZM170 170H171V169H170ZM181 170H182V169H181ZM184 170H185V169H184ZM226 170H227V168H226ZM236 170H237V169H236ZM236 170H235V171H236ZM243 170H244V169H243ZM256 170H257V169H256ZM36 171H37V170H36ZM80 171H82V170H80ZM135 171H136V170H135ZM151 171H152V170H151ZM159 171H160V170H159ZM162 171H163V169H162ZM237 171H241V172L243 173L242 169H241V170H237ZM244 171H245V170H244ZM250 171H252V170H250ZM259 171L261 172L262 170L259 169ZM22 172H23V171H22ZM25 172H26V171H25ZM111 172H112V170H111ZM130 172H131V171H130ZM141 172H142V171H141ZM147 172H148V171H147ZM147 172H146V174H147ZM156 172H157V170H156ZM165 172H166V171H165ZM197 172H198V171H197ZM201 172H202V171H201ZM208 172H209V171H208ZM210 172H211V171H210ZM214 172H215V171H214ZM219 172H222V171H219ZM230 172H231V173H234L233 171H230ZM248 172H249V171H248ZM252 172H254V171H252ZM255 172H256V171H255ZM255 172H254V173H255ZM257 172H258V170H257ZM257 172H256V173H257ZM9 173H10V172H9ZM36 173H38V172H36ZM46 173H47V172H46ZM51 173H52V172H51ZM60 173H62V172H60ZM126 173H127V172H126ZM128 173H129V172H128ZM128 173H127V174H128ZM137 173H140V171L137 172ZM148 173H149V172H148ZM169 173H170V172H169ZM176 173H177V172H176ZM176 173H175V174H176ZM178 173H179V172H178ZM190 173H191V172H190ZM211 173H212V172H211ZM211 173H210V175H211ZM227 173H229V172H227ZM236 173H237V172H236ZM244 173H245V172H244ZM256 173L253 174V173L250 172L249 174L256 175ZM261 173H262V172H261ZM5 174H6V173H5ZM32 174H33V173H32ZM34 174H35V173H34ZM44 174H45V173H43V176H42V177H44ZM47 174H48V173H47ZM160 174H162V173H160ZM165 174H166V173H165ZM173 174H174V173L172 172L171 175H173ZM182 174H183V173H181V175H182ZM194 174H195V173H194ZM214 174H215V173H214ZM214 174H212V175H214ZM229 174H230V173H229ZM246 174H247V171H246ZM259 174H260V173H259ZM259 174H258V175H259ZM262 174H263V173H262ZM45 175H46V174H45ZM167 175H168V174H167ZM171 175H170V176H171ZM183 175H185V174H183ZM183 175H182L181 177H183ZM186 175H188V174H186ZM186 175H185V176H186ZM190 175H191V174H190ZM199 175H201L200 172H199ZM199 175H196V176H199ZM205 175H206V173H205ZM210 175L208 174L207 176H210ZM222 175L225 176V175H227V174H226V172H225V175H224V174H222ZM230 175L232 176L233 174H230ZM230 175H229V176H230ZM237 175H238V174H237ZM239 175H240V173H239ZM239 175H238V176H239ZM242 175H243V174H242ZM253 175H252V176H253ZM258 175H257V176H258ZM38 176H39V175H38ZM48 176H49V175H48ZM50 176H51V175H50ZM137 176H138V175H137ZM148 176H149V175H148ZM150 176H151V175H150ZM154 176H155V174H154ZM156 176H157V175H156ZM165 176H166V175H165ZM170 176L168 175V177H170ZM175 176H176V175H175ZM177 176H180V175H177ZM177 176H176V177H177ZM188 176H189V175H188ZM188 176H187V177H188ZM191 176H192V175H191ZM191 176H190V177H191ZM193 176H194V175H193ZM214 176H215V175H214ZM214 176H213V177H214ZM223 176H222V178H223ZM229 176L227 175V176H226V179H222L221 177H219V178H221L222 181H223V180H227V179H228L227 177H229ZM249 176H250V175H249ZM252 176H250L249 178H252ZM260 176H261V175H260ZM7 177H8V176H7ZM7 177H6V178H7ZM33 177H36V176L33 175ZM82 177H83V176H82ZM129 177H130V176H129ZM131 177H132V176H131ZM131 177H130V178H131ZM135 177H136V176H135ZM138 177H139V176H138ZM160 177H161V176H159V178H160ZM190 177H189V178H190ZM199 177H200V176H199ZM201 177H203V175H202ZM211 177H212V176H210V177H208V178L211 179ZM213 177H212V178H213ZM215 177H217V176H215ZM215 177H214V178H215ZM232 177H233V176H232ZM234 177H235V176H234ZM242 177H243V176H242ZM245 177H246V176H245ZM255 177H256V176H255ZM124 178H125V176H124ZM141 178H142V177H141ZM163 178H165V177L163 176ZM178 178H180V177H178ZM178 178H177V180H179ZM184 178H185V177H184ZM204 178H205V177H204ZM208 178H206V180H209ZM217 178H218V177H217ZM237 178H238V177H237ZM239 178H240V177H239ZM239 178H238V179H239ZM253 178H254V177H253ZM253 178H252V179H253ZM257 178L259 179V176H258ZM57 179H58V178H57ZM125 179H126V178H125ZM136 179H137V178H136ZM147 179H148V178H147ZM172 179H173V178H172ZM172 179H170V180H172ZM174 179H175V178H174ZM181 179H183V178H181ZM195 179H196V178H195ZM221 179H220V180H221ZM233 179H234V178H233ZM247 179H248V178L246 177V180H247ZM262 179H264L263 176H262V178H261V180H260V183H261V181L264 182V180H262ZM42 180H43V179H42ZM60 180H61V179H60ZM129 180H130V179H129ZM132 180H133V179H132ZM132 180H131V181H132ZM154 180H155V179H154ZM167 180H168V178H167ZM186 180H187V179H186ZM188 180H189V179H188ZM190 180H191V179H190ZM196 180H197V179H196ZM199 180H200V179H199ZM201 180H203V179H201ZM228 180H229V179H228ZM253 180H254V179H253ZM32 181H33V180H32ZM61 181H62V180H61ZM63 181H64V180H63ZM108 181H109V179H108ZM111 181H112V180H111ZM124 181H125V180H124ZM158 181H159V180H158ZM164 181H165V180H164ZM173 181H176V180H172V181H171L172 186H173V184H174ZM179 181H181V180H179ZM182 181L184 182L185 179L182 180ZM182 181H181V182H182ZM192 181H194L193 178H192ZM192 181H191V183H192ZM212 181H213V180H212ZM215 181H216V179H215ZM235 181H236V180H235ZM238 181H239V180H238ZM240 181H243V180H240ZM248 181L251 182V180H248ZM255 181H256V180H255ZM12 182H13V181H12ZM50 182H51V181H50ZM55 182H56V181H55ZM65 182H66V181H65ZM67 182H68V181H67ZM67 182H66V183H67ZM70 182H71V181H70ZM134 182H135V181H134ZM152 182H153V181H152ZM160 182H162V181H160ZM167 182H169V181H167ZM167 182H166V184H170V183H167ZM186 182H187V181H186ZM186 182H185V184H186ZM216 182H217V181H216ZM223 182H224V181H223ZM233 182H234V181H233ZM233 182H231V183L233 184ZM246 182H247V181H246ZM246 182H245V185L247 184ZM252 182H254V181H252ZM256 182H257V181H256ZM258 182H259V181H258ZM15 183H16V182H15ZM44 183H45V182H44ZM109 183H110V182H109ZM125 183H126V182H125ZM136 183H138V181H137ZM149 183H150V182H149ZM176 183H177V181H176ZM176 183H175V184H176ZM188 183L190 184L189 181H188ZM198 183H199V182H197V184H198ZM202 183H203V181H202ZM204 183H205V182H204ZM218 183H219V182H218ZM220 183H221V182H220ZM237 183H238V182H237ZM243 183H244V182H243ZM248 183H249V182H248ZM260 183H259V185H258L259 188H260ZM52 184H53V183H52ZM61 184H62V183H61ZM71 184H72V183H71ZM71 184H70V185H71ZM106 184H107V183H106ZM111 184H112V183H111ZM111 184H110V185H111ZM117 184H118V183H117ZM119 184H120V183H119ZM119 184H118V185H119ZM131 184H132V183H131ZM134 184H135V183H134ZM143 184H144V183H143ZM157 184H158V183H157ZM163 184H164V183H162V185H163ZM166 184H165L164 186H167V188H168V190H169V187H168V185H166ZM178 184H179V182H178ZM180 184H181V186H184V187H185L184 184H183V185H182V183H180ZM180 184H179V185H180ZM195 184H196V182H195ZM229 184H230V182H229ZM229 184H227V185H229ZM234 184H236V182H235ZM252 184H254V183H252ZM256 184H257V183H256ZM261 184H263V186H264V183H261ZM15 185H16V184H15ZM112 185H113V184H112ZM112 185H111V186H112ZM146 185H147V184H146ZM162 185H160L161 188L163 187ZM193 185H194V183H193ZM193 185L191 184V186H193ZM200 185H203V184H201V182H200ZM205 185H206V188H208V186H210L209 184H205ZM207 185H208V186H207ZM213 185H214V183H213ZM222 185L225 186V183H223ZM239 185H242V186H243V184H241V183H239ZM245 185H244V187H245ZM248 185L251 186V184H248ZM254 185H255V184H254ZM254 185H252V186H254ZM10 186H11V185H10ZM34 186H35V185H34ZM63 186H65V185H63ZM63 186H62V187H63ZM86 186H87V185H86ZM88 186H89V184H88ZM88 186H87V187H88ZM91 186H92V185H91ZM114 186H116V185L114 184ZM131 186H132V185H131ZM134 186H135V185H134ZM137 186H138V185H137ZM153 186H154V185H153ZM153 186H152V187H153ZM157 186H158V185H157ZM169 186H170V185H169ZM174 186H175V185H174ZM177 186H178V185H176V189H178V188L180 187V186H179V187L177 188ZM186 186H187V185H186ZM191 186L189 185V186H187V188H188V187L190 188ZM196 186H197V185H196ZM196 186H195V187H196ZM198 186H199V185H198ZM214 186H216V184H215ZM217 186H218V185H217ZM224 186H222V187H223V188H226V186H225V187H224ZM230 186H232V185L230 184ZM233 186H234V185H233ZM252 186L250 187V189L252 188ZM256 186H257V185H255V187H256ZM20 187H21V186H20ZM66 187H67V186H66ZM107 187H108V186H107ZM119 187H120V186H119ZM126 187H127V186H126ZM138 187H139V186H138ZM149 187H150V185H149L148 187H146V189H148ZM193 187H194V186H193ZM193 187H192V189H195V188H193ZM203 187H205V186H203ZM219 187H220V186H219ZM219 187H217V188H219ZM222 187H221V188H222ZM227 187H228V186H227ZM237 187H238V186H237ZM244 187H243V188H244ZM246 187H247V185H246ZM246 187H245V188H246ZM258 187H257V189H258ZM41 188H43V187H41ZM46 188H47V187H46ZM90 188H91V187H90ZM115 188H116V187H115ZM117 188H118V187H117ZM128 188H129V187H128ZM128 188H127V191H128ZM141 188H142V187H141ZM141 188L139 189V191L141 190ZM153 188H154V187H153ZM157 188H159V187H157ZM157 188H156V186H155V189H157ZM165 188H166V187H165ZM172 188H173V187H172ZM172 188H170V189H172ZM180 188L182 189V187H180ZM185 188H186V187H185ZM196 188H197V187H196ZM198 188H199V187H198ZM201 188H202V187H201ZM201 188H199V190H200ZM212 188H213V189H211V188H210V189L214 191L215 189H214L213 186H212ZM215 188H216V187H215ZM245 188H244V189H245ZM247 188H248V187H247ZM10 189H11V188H10ZM16 189H17V188H16ZM88 189H89V188H88ZM88 189H87V190H88ZM104 189L107 190L106 188H104ZM129 189H130V188H129ZM134 189H135V188H134ZM174 189H175V188H173V190H171V191H175ZM204 189H205V188H203V190H204ZM226 189H227V188H226ZM231 189H232V188H231ZM239 189H240V188H239ZM239 189H238V190H239ZM244 189H242V190H244ZM248 189H249V188H248ZM252 189H253V188H252ZM0 190H1V189H0ZM14 190H15V189H14ZM37 190H38V189H37ZM37 190H36V191H37ZM39 190H40V188H39ZM45 190H46V189H45ZM45 190H44V191H45ZM47 190H48V189H47ZM47 190H46V191H47ZM61 190H62V189H61ZM91 190H93V189H91ZM109 190H110V188H109ZM142 190H143V188H142ZM150 190H151V188L148 190V192H149ZM161 190H162V189H161ZM161 190H160V192L163 193V191H161ZM201 190H202V189H201ZM203 190H202V191H203ZM208 190H209V189H208ZM211 190H210V191H211ZM216 190H218V189H216ZM227 190H228V189H227ZM232 190H233V189H232ZM238 190H237V191H238ZM253 190H255V189H253ZM253 190H252V191H253ZM258 190L261 191L260 189H258ZM10 191H11V190H10ZM16 191H17V190H16ZM40 191H41V190H40ZM40 191H39V192H40ZM84 191H85V190H84ZM95 191H97V190H95ZM117 191H118V190H117ZM119 191H120V190H119ZM143 191H145V190H143ZM154 191L157 193V191L153 189V191L151 192V194H152ZM171 191H168V193L171 192ZM176 191H177V190H176ZM179 191H180V190H179ZM179 191H177V193H178ZM182 191H183V190H182ZM182 191H181V192H182ZM184 191H185V190H184ZM187 191H188V189H187ZM194 191H195V190H194ZM194 191H192V192L194 193ZM196 191H198V190L196 189ZM222 191L225 192L224 190H222ZM237 191H236V192H237ZM247 191H248V190H247ZM255 191H257V190H255ZM263 191H264V189H263ZM13 192H14V191H13ZM52 192H53V191H52ZM63 192H65V191H63ZM85 192H86V191H85ZM89 192H91V191H89ZM101 192H102V191H101ZM145 192H146V191H145ZM158 192H159V191H158ZM192 192H191V194H193ZM211 192H212V191H211ZM211 192H210V194H212ZM214 192H216V191H214ZM219 192H221V191H219ZM231 192H232V191H231ZM239 192L242 193L243 191H239ZM41 193H42V192H41ZM59 193H60V192H59ZM86 193H88V192H86ZM92 193H93V196H94V192H92ZM97 193H98V192H97ZM97 193H96V195H97ZM125 193H128V192H125ZM143 193H144V192H143ZM143 193H142V191H141V195L139 194V195H140L139 197H142V194H143ZM146 193H147V192H146ZM164 193H165L166 195H168L165 191H164ZM173 193H174V192H173ZM177 193H175V194H177ZM185 193H186V192H185ZM188 193H190V191H189ZM199 193H200V192H199ZM199 193H196V194H199ZM201 193H205V191H204V192H201ZM216 193H217V192H216ZM221 193H222V192H221ZM225 193H226V192H225ZM232 193H233V192H232ZM237 193H238V192H237ZM253 193L255 194V192H253ZM256 193H257V192H256ZM259 193H260V192H259ZM42 194H43V193H42ZM42 194H41V195H42ZM53 194H54V193H53ZM98 194H99V193H98ZM103 194H104V193H103ZM149 194H150V192H149ZM151 194H150V195H151ZM158 194H159V193H158ZM158 194H155V193H154L153 196H156V195H158ZM160 194H161V193H160ZM179 194H180V192H179ZM205 194H206V193H205ZM205 194H203V195H205ZM227 194H228V193H227ZM229 194H230V189H229ZM229 194H228V195H229ZM242 194H244V193H242ZM249 194H252V193L249 192ZM249 194H248V195H249ZM261 194H263L262 191H261ZM13 195H15V194H13ZM19 195H20V194H19ZM26 195H27V194H26ZM33 195H34V194H33ZM37 195H38V194H37ZM45 195H46V193H45ZM49 195H50V194H49ZM61 195H62V194H61ZM85 195H86V194H85ZM85 195H84V196H85ZM90 195H91V194H90ZM113 195H114V194H113ZM126 195H127V194H126ZM162 195H163V194H162ZM169 195H171V194H169ZM177 195H178V194H177ZM177 195H176V197H177ZM184 195H185V194H184ZM184 195L182 194V196H180V197H183ZM201 195H202V194H201ZM218 195H220V194H218ZM225 195H226V194H225ZM235 195H236V193H235ZM235 195L233 194V196H235ZM237 195H238V194H237ZM259 195H260V194H259ZM34 196H35V195H34ZM56 196H57V194H55V197H56ZM79 196H80V195H79ZM87 196H88V194H87ZM115 196H116V195H115ZM137 196H138V195H137ZM159 196H160V195H159ZM178 196H179V195H178ZM186 196H187V194H186ZM186 196H185V197H186ZM188 196H189V195H188ZM188 196H187V198H188ZM191 196H192V195H191ZM208 196H209V197H208ZM208 196H207V197H208L207 200L210 198L209 193H208ZM211 196H212V195H211ZM214 196H215V194H214ZM216 196H217V195H216ZM220 196H221V195H220ZM222 196H223V198L225 197L223 194H222ZM233 196H231V197H233ZM240 196H241V195H240ZM240 196H239V197H240ZM250 196H251V195H250ZM253 196H254V195L252 194V197H253ZM256 196L258 197V193L256 194ZM256 196H255V197H256ZM262 196H264V194H263ZM55 197H54V198H55ZM57 197H58V196H57ZM61 197H62V196H61ZM76 197H77V196H76ZM80 197H81V196H80ZM117 197H118V196H117ZM143 197H144V196H143ZM143 197H142V198H143ZM145 197H146V196H145ZM161 197H162V196H161ZM163 197H165V195H164ZM167 197H168V196H167ZM167 197H166V199H167ZM176 197L174 196V198H176ZM192 197H193V196H192ZM200 197H201V196H200ZM200 197H199V198H200ZM205 197H206V196H204V199H206ZM212 197H213V196H212ZM212 197H211V198H212ZM235 197H236V196H235ZM241 197H242V196H241ZM259 197H261V196H259ZM1 198H3V197H1ZM27 198H28V196H27ZM40 198H41V197H40ZM44 198H45V197H44ZM73 198H74V197H73ZM84 198H85V197H84ZM89 198H90V196H89ZM93 198H94V197H93ZM104 198H105V197H104ZM113 198H114V197H113ZM123 198H124V195H123ZM127 198H129V197H127ZM131 198H132V197H131ZM148 198H150V197H148ZM148 198H147V199H148ZM157 198H158V197H157ZM171 198H172V197H171ZM171 198H170V199H171ZM187 198H186V200H187ZM199 198H198V199H199ZM202 198H203V197H202ZM213 198H214V197H213ZM217 198H218V197H217ZM217 198L215 197V199H217ZM229 198H230V196H229ZM242 198H244V197H242ZM246 198H247V197H246ZM248 198H249V197H248ZM6 199H7V198H6ZM11 199H12V198H11ZM30 199H31V198H30ZM50 199H51V198H50ZM94 199H95V198H94ZM94 199H92V200L95 201ZM108 199H109V198H108ZM118 199H119V197H118ZM120 199H121V198H120ZM124 199H125V198H124ZM159 199H160V198H159ZM159 199H158V200H159ZM179 199H180V198H179ZM181 199H182V198H181ZM181 199H180V200H181ZM184 199H185V198H184ZM193 199H194V198H193ZM193 199H192V200H193ZM196 199H197V197H196ZM220 199L222 200L221 197H220ZM232 199L234 200V198H232ZM236 199H237L236 201H239L238 198H236ZM250 199L256 200L257 198L255 199V198H251V197H250ZM259 199H260V198H259ZM8 200H9V199H8ZM21 200H22V199H21ZM24 200H25V199H24ZM27 200H28V199H27ZM31 200H32V199H31ZM45 200H46V199H45ZM48 200H49V198H48ZM74 200H75V199H74ZM77 200H79V199H77ZM98 200H99V199H98ZM106 200H107V199H106ZM112 200H113V199H112ZM116 200H117V199H116ZM130 200H131V199H130ZM144 200H145V199H144ZM148 200H149V199H148ZM148 200H146L147 203H148ZM151 200H152V199H151ZM177 200H178V199H177ZM186 200H185V201H186ZM189 200H191V197H190ZM189 200H188V201H189ZM210 200H211V199H209V201H210ZM218 200H219V199H217V201H218ZM221 200H220L219 202H221ZM233 200H232V201H233ZM240 200H241V199H240ZM248 200H249V199H248ZM2 201H3V200H2ZM9 201H11V200H9ZM39 201H40V200H39ZM62 201H63V200H62ZM68 201H69V200H68ZM70 201H71V200H70ZM80 201H81V200H80ZM80 201H79V202H80ZM83 201H84V200H83ZM83 201H82V202H83ZM90 201H91V198H90ZM93 201H91V202L87 201V202L92 203V204H91V206H92L93 203H94ZM102 201H103V199L101 200V203H102ZM156 201H157V200H156ZM164 201H166V200H164ZM199 201H200V200H199ZM199 201H197V204L199 203ZM205 201H206V200H205ZM229 201H230V203L235 204V203H234L235 201H234V202H231V200H229ZM245 201H247V200H245ZM259 201H262V199H261V200H258V202H259ZM3 202H4V201H3ZM18 202H19V201H18ZM18 202H17V203H18ZM22 202H24V201H22ZM27 202H29V201H27ZM30 202H31V201H30ZM42 202H44V201L42 200ZM50 202L52 203L53 201H49V203H50ZM64 202H66V201H64ZM64 202H61V204L63 203V205H65ZM74 202H75V201H74ZM76 202H77V201H76ZM104 202H105V201H104ZM113 202H114V201H113ZM115 202L117 203V201H115ZM126 202H127V201H126ZM134 202H135V201H134ZM136 202H137V200H136ZM136 202H135V204H136ZM138 202H139V201H138ZM140 202H141V201H140ZM140 202H139V203H140ZM143 202H144V201H143ZM143 202H142V203H143ZM149 202H150V201H149ZM178 202H179V204L182 203V201H178ZM186 202H187V201H186ZM186 202H185V203H186ZM189 202H190V201H189ZM223 202H224V199H223ZM223 202H221V203H222V207H224L223 205H224L225 202L228 203L226 198H225V202H224V203H223ZM240 202H243V201H240ZM253 202H254V201H253ZM11 203H12V201H11ZM11 203H10V204H11ZM13 203H14V202H13ZM17 203H16V204H17ZM40 203H41V202H39V205H40ZM44 203H45V202H44ZM49 203H48V204H49ZM58 203H59V202H58ZM58 203H55V204H58ZM68 203H69V202H68ZM70 203H71V202H70ZM72 203H73V200H72ZM83 203H84V202H83ZM85 203H86V201H85ZM85 203H84V204H85ZM97 203L100 204V201H99V202L97 201ZM107 203H109V202H107ZM111 203H112V201H111ZM128 203H130V202H128ZM132 203H133V201H132ZM166 203L169 204V202H166ZM171 203H172V202H171ZM185 203L182 204L183 207H185V206H184ZM191 203H192V201H191ZM201 203H203V202L201 201ZM212 203H213V202H212ZM212 203H211L210 205H212ZM214 203H215V202H214ZM214 203H213V204H214ZM230 203H229V204H226L227 206H226V205H225V206H226V207H228V205L231 206ZM238 203H239V202H238ZM238 203H237V204H238ZM243 203H244V202H243ZM243 203H241V204H243ZM251 203H252V202H251ZM251 203L248 202V203H246V204L244 203L243 205H244V206H245V205L247 206V204L249 205V204H251ZM254 203H255V202H254ZM259 203H261V202H259ZM48 204H45V205L49 206ZM59 204H60V203H59ZM59 204H58V206H59ZM61 204H60V205H61ZM66 204H67V203H66ZM74 204H75V203H74ZM81 204H82V203H80V205H81ZM95 204H96V203H95ZM99 204H98V207H101V205L99 206ZM104 204H105V203H104ZM117 204H120V203H117ZM133 204H134V203H133ZM149 204H150V203H149ZM154 204H156V203H154ZM176 204H178L177 201H176ZM179 204H178V206H180ZM189 204H190V203H189ZM192 204L196 206V204H194V203H192ZM263 204H264V201H263ZM4 205H5V204H4ZM39 205H38V206H39ZM50 205H51V204H50ZM70 205H72V204H70ZM77 205H78V204L76 203V206H77ZM88 205H90V204H88ZM88 205H87V203H86V206H88ZM96 205H97V204H96ZM96 205H95V208H96ZM102 205H103V203H102ZM122 205L124 206V203L122 204V202H121V206H122ZM126 205H127V208H130V207L132 206V205H130V204H126ZM128 205H130V207H128ZM137 205H138V203H137L134 207H136ZM139 205H140V204H139ZM151 205H152V202H151ZM160 205L163 206L164 204H160ZM160 205H159V206H160ZM165 205H167V204H165ZM169 205H170V204H169ZM182 205H181V206H182ZM190 205H191V204H190ZM190 205H189V206H190ZM199 205H202V204L199 203ZM203 205H204V203H203ZM203 205H202V206H203ZM215 205H217V204H215ZM1 206H2V205H1ZM6 206H7V205H6ZM8 206H9V205H8ZM12 206H13V205H12ZM51 206H52V205H51ZM51 206H49V207H51ZM54 206H55V205H54ZM76 206H75V207H76ZM82 206H84V205H82ZM110 206H111V205H110ZM113 206H114V204L112 203V206H111V207H113ZM117 206H118V205H117ZM123 206H122V207H123ZM144 206H145V205H144ZM153 206H154V205H153ZM155 206H156V205H155ZM157 206H158V205H157ZM167 206H168V205H167ZM181 206H180L179 209H182ZM205 206H207V208L210 207L209 205H205ZM218 206L221 207L220 203L217 205V207H218ZM234 206H235V205H234ZM234 206H233V207H234ZM244 206H243V207H244ZM249 206H251V209H252L254 205L251 204V205H249ZM262 206H264V205H262ZM262 206H260V208H261ZM10 207H11V205H10ZM25 207H28V206H25ZM30 207H31V205H30ZM34 207H35V205H34ZM43 207H44V206H43ZM52 207H53V206H52ZM59 207H60V206H59ZM106 207H107V208L109 207L108 204L105 206V208H106ZM111 207H109V209H110ZM114 207H115V206H114ZM122 207H121V208H122ZM125 207H126V206H125ZM173 207H177V205H176V206L173 205ZM190 207H191V206H190ZM190 207H189V209H190ZM198 207H199V206H198ZM231 207H232V206H231ZM235 207H236V206H235ZM240 207H242V205H240ZM240 207H239V208H240ZM254 207H255V206H254ZM258 207H259V206H258ZM4 208L6 209V207H4ZM12 208H13V207H12ZM32 208H33V207H32ZM32 208H31V209H32ZM41 208H42V207H41ZM64 208H65V207H64ZM64 208H63V209H64ZM81 208H82V207H81ZM81 208H80V210H81ZM121 208H120V209H121ZM123 208H124V207H123ZM137 208H138V207H137ZM137 208H136V209H137ZM166 208H168V207H166ZM166 208H165V209H166ZM169 208H170V207H169ZM169 208H168V209H169ZM177 208H178V207H177ZM187 208H188V207L186 206V209H187ZM193 208H194V207L192 206V209H193ZM199 208H200V207H199ZM207 208H206V209H207ZM246 208H247V207H245L244 209L246 210ZM16 209H17V207H16ZM22 209H23V208H22ZM33 209H35V208H33ZM50 209H51V208H50ZM59 209H60V208H59ZM67 209H68V208H67ZM67 209L65 208L64 211H66ZM70 209H71V208H70ZM84 209H86L85 206L83 207V210H82V211H84ZM93 209H94V207H93ZM96 209H100V208H96ZM96 209H95V210H96ZM103 209H104V208H103ZM113 209H114V208H113ZM117 209H118V207H117ZM155 209H156V208H155ZM162 209H164V208H162ZM171 209H173V208L171 207ZM179 209H178V210H179ZM183 209H184V208H183ZM183 209L180 210V211L182 212ZM186 209H184V210H186ZM189 209H187V212H188ZM195 209H196V208H195ZM214 209H215V208H214ZM214 209H213V210H214ZM216 209H217V208H216ZM218 209H220V208H218ZM221 209H222V212L225 211V210H223V208H221ZM227 209L230 210V211H232L233 208H232V209H231V208H230V209L227 208ZM234 209H235V208H234ZM236 209H237V208H236ZM240 209H241V208H240ZM240 209H237V211H239ZM253 209L255 210L256 208H253ZM257 209H259V208H257ZM263 209H264V208H263ZM52 210H53V209H51L50 212H52ZM55 210H58V208H57V209H54V211H55ZM86 210H87V209H86ZM86 210H85L84 212H86ZM90 210H91V207H90ZM90 210H88V211H90ZM100 210H101V209H100ZM107 210H108V209H107ZM123 210H124V209H122V211H123ZM128 210H129V209H128ZM128 210L126 209V211H128ZM131 210H134V209H131ZM193 210H194V209H193ZM197 210H199V209H197ZM201 210H202V207H201ZM201 210H199L200 213H201ZM208 210H211V209L208 208ZM208 210H207V211H208ZM213 210H211V211L214 212ZM241 210H243V208H242ZM241 210H240V211H241ZM248 210H249V209H248ZM26 211H27V210H26ZM28 211H29V210H28ZM43 211H44V210H43ZM43 211H42V212H43ZM46 211H48V209H47ZM58 211H61V210H58ZM77 211H78V210H77ZM77 211H76V213H77ZM88 211H87V213H89ZM98 211H99V210H98ZM101 211H102V210H101ZM104 211H106V210H104ZM108 211H110V210H108ZM147 211H148V209H147ZM170 211H171V210H170ZM202 211H203V210H202ZM205 211H206V210H205ZM205 211H204V212H205ZM207 211H206V212H207ZM211 211H210V213H211ZM216 211L220 214L219 210H216ZM216 211H215V212H216ZM235 211H236V210H235ZM237 211H236V212H237ZM246 211H247V210H246ZM246 211H243V212H246ZM249 211H250V210H249ZM7 212H8V210H7ZM14 212H15V211H14ZM36 212H38V211H36ZM55 212H57V211H55ZM62 212H63V211H62ZM70 212L72 213L73 210H72V211L70 210ZM74 212H75V211H74ZM90 212H91V211H90ZM93 212H95V211L93 210ZM93 212H92V213H93ZM112 212L115 213L114 210L111 211V213H112ZM124 212H125V211H124ZM141 212H142V211H141ZM168 212H169V210H168ZM168 212H167V213H168ZM176 212H177V211H176ZM183 212H184V211H183ZM190 212H192V211H190ZM197 212H198V211H195L196 215L199 213V212H198V213H197ZM206 212H205V213H206ZM225 212H227V211H225ZM241 212H242V211H241ZM251 212H253V211L251 210ZM251 212H249V213H251ZM254 212H256L255 214L257 215V212H258V211H254ZM3 213H4V212H3ZM3 213H2V214H3ZM27 213H28V212H27ZM44 213H45V212H43V214H44ZM46 213H47V212H46ZM46 213H45V214H46ZM57 213H58V215H59L60 212H57ZM76 213H75V214H76ZM80 213H81V211H80ZM87 213H86V214H87ZM100 213H101V212H100ZM100 213H99V214H100ZM102 213H103V212H102ZM107 213H108V212H107ZM107 213H106V215H107ZM111 213H109L108 216H110ZM113 213H112L111 215H113ZM117 213H119V212L117 211ZM121 213H122V212H120L119 214H121ZM132 213H133V211H132ZM161 213H162V210H161ZM169 213H170V212H169ZM169 213H168V214H169ZM172 213H174V211H173ZM193 213H194V212H193ZM218 213H215V214L219 215ZM229 213H231V212H229ZM237 213H238V212H237ZM246 213H247V212H246ZM258 213H259V212H258ZM0 214H1V213H0ZM13 214H14V213H13ZM19 214H20V213H19ZM21 214H22V213H21ZM43 214H42V215H43ZM52 214H53V213H52ZM61 214H62V216H63V213H61ZM61 214H60V215H61ZM78 214H79V213H77V215H78ZM93 214H94V213H93ZM95 214H98V213H95ZM99 214H98V215H99ZM128 214H129V215H128V219H129V216H132V215H130V212H128ZM146 214H148V213H146ZM146 214H144V215H146ZM156 214H157V213H156ZM159 214H160V213H159ZM165 214H166V213H164L163 215H165ZM168 214H167V215H168ZM184 214H185V213H184ZM201 214H202V213H201ZM203 214H204V213H203ZM215 214L213 215V216H215V217L212 216V218H213L212 220H213V221H214V218H218V217H220V215H219L218 217H216L217 215H215ZM223 214H224V213H223ZM247 214H248V213H247ZM247 214H246V216H247ZM252 214H254V213H251V215H252ZM259 214H260V213H259ZM259 214H258V215H259ZM15 215H16V214H15ZM31 215H32V214H31ZM36 215H37V214H36ZM48 215L50 216V214H48ZM48 215H46V216H48ZM58 215H57V216H58ZM68 215H69V214H68ZM68 215L66 214L65 216H68ZM70 215H71V214H70ZM70 215H69L68 217H69V218H72ZM72 215H74V214H72ZM82 215H84L83 212H82L81 215H79V216H81L80 218H84V219L86 220V217H85V216L82 217ZM88 215H90V213H89ZM88 215H86V216H88ZM102 215H103V216H102V217H103V220H105L104 218H105L106 216H105L104 214H102ZM116 215H117V214H116ZM116 215H115V216H116ZM121 215H122V214H121ZM121 215H120V219H121V217H123V215H122V216H121ZM124 215H125V217H126V213H124ZM144 215H143V218H142L143 220H144V218L146 217V216L144 217ZM152 215H153V214H152ZM167 215H166V216H167ZM172 215H173V217L175 216L174 214H172ZM180 215H182V219H183V218H184L183 213H182V214H179V215H176V216H180ZM187 215H188V214H186V216H187ZM198 215H199V214H198ZM198 215H197V216H198ZM204 215H205V214H204ZM225 215H227V214H225ZM228 215H229V214H228ZM256 215H253V216L255 217ZM0 216H1V215H0ZM34 216H35V215H34ZM49 216H48V217H49ZM52 216H53V215H52ZM65 216H64V217H65ZM74 216H76V215H74ZM74 216H73L72 219H74ZM94 216H95V215H94ZM104 216H105V217H104ZM118 216H119V215H118ZM158 216H159V215H158ZM190 216H192V215H190ZM193 216H194V215H193ZM193 216H192V217H193ZM201 216H202V215H201ZM223 216H224V215H223ZM236 216H239V215L237 214ZM242 216H243V215H242ZM7 217H8V216H7ZM37 217H38V216H37ZM42 217H44V215H43ZM60 217H61V216H60ZM89 217L91 218V216H89ZM89 217H88V218H89ZM98 217H101V216L99 215ZM113 217H114V216H113ZM113 217H112V218H113ZM116 217H117V216H116ZM125 217L122 218L124 221H125ZM135 217H136V216H135ZM141 217H142V216H141ZM141 217H140V220H141ZM147 217H148V216H147ZM147 217H146V218H147ZM169 217L171 218V214H170ZM187 217H188V216H187ZM207 217H208V216H206L205 218H207ZM221 217H222V216H221ZM221 217H220V220L222 219ZM227 217H228V216H227ZM232 217H233V215H232ZM247 217H248V216H247ZM249 217H250V215H249ZM262 217H263V215H262ZM16 218H17V217H16ZM18 218H19V217H18ZM25 218H26V217H25ZM28 218H29V217H28ZM31 218H32V217H31ZM45 218H47V217H45ZM49 218H50V220H53V219H51V216H50ZM75 218H77V217H75ZM80 218H77V220L80 219ZM92 218H94V217H92ZM112 218H111V219H112ZM126 218H127V217H126ZM131 218H134V217H131ZM137 218H139V216H137ZM155 218H158V217H155ZM155 218H153V219H155ZM160 218H161V217H160ZM167 218H168V216H167ZM174 218H175V217H174ZM177 218H178V217H177ZM185 218H186V217H185ZM185 218H184V220H185ZM194 218H195V217H194ZM196 218H197V217H196ZM199 218H200V217H199ZM201 218H202V217H201ZM205 218H204V216H203V219H205ZM0 219H1V218H0ZM2 219H3V218H2ZM7 219H9V218H7ZM21 219H22V217H21ZM29 219H30V218H29ZM35 219H36V218H35ZM35 219H34V221H35ZM37 219H38V218H37ZM40 219H41V218H40ZM40 219H39V220H40ZM84 219H80V222H81L82 224H83L82 220H84ZM96 219H97V218H96ZM96 219L94 218V220H96ZM115 219H116L115 217L112 219V220H114V222H116V224H117V226H116V224L114 223V224H115V225H114L115 227H119V226H118L119 224L124 223V222H117ZM118 219H119V218H117V220H118ZM151 219H152V218H151ZM165 219H166V218H164V220H165ZM179 219H180V218H179ZM186 219H188V218H186ZM189 219H191V217H190ZM189 219H188V220H189ZM209 219H211V218L209 217ZM209 219H208V220L205 219V220H206V221H210ZM224 219H226V217H224ZM224 219L222 220V222L224 221ZM228 219H229V218H228ZM228 219H227V220H228ZM239 219H240V218H239ZM244 219H246L245 216H244ZM248 219H250V218H248ZM255 219H259V218H256V217H255ZM263 219H264V218H263ZM19 220H20V219H19ZM48 220H49V219H48ZM50 220H49V221H50ZM57 220H58L57 222H58V224H59V220H60V218H57ZM63 220H64V218H63ZM67 220H68V222H69V219H67ZM89 220H91V219H89ZM98 220H101V219L99 218ZM123 220H122V221H123ZM156 220H157V219H156ZM156 220H155V221H156ZM160 220L162 221V219H160ZM167 220H168V219H167ZM173 220H174V219H172V221H173ZM175 220H176V219H175ZM175 220H174V223H175ZM216 220L219 221V218L216 219ZM216 220H215V221H216ZM227 220H225L224 222H226ZM229 220H230V219H229ZM232 220H233V219H232ZM232 220H231V223L234 224V221L232 222ZM236 220H238V219H236ZM250 220H251V219H250ZM252 220H253V218H252ZM252 220H251V221H252ZM6 221H7V220H6ZM16 221H17V219H16ZM20 221H22V220H20ZM24 221H25V220H24ZM49 221H48L47 223H51V221H50V222H49ZM70 221H71V219H70ZM86 221L88 222V219H87ZM86 221L84 222V224H85V223L87 224ZM101 221H102V220H101ZM106 221H107V220H106ZM109 221H110V224H112L111 220H109ZM118 221H119V220H118ZM129 221H130L131 223L134 222V221H132V220H129ZM129 221H128V223L125 222L126 224H128V226L130 225ZM138 221H139V220H138ZM138 221H137L136 223H138V225H139V222H140V221H139V222H138ZM141 221H142V220H141ZM149 221H153V220H149ZM168 221H170V219H169ZM172 221H171V222H172ZM180 221H182V220H180ZM190 221H191V220H190ZM199 221H203V220H200V219H199ZM199 221H198V222H199ZM218 221H217L216 223H218ZM241 221H242V220H241ZM243 221H245V220H243ZM251 221H250V223H252ZM8 222H9V221H8ZM13 222L15 223V219H14ZM22 222H23V221H22ZM22 222H21V223H22ZM30 222H31V221H30ZM44 222H45V221H44ZM60 222L63 223V222H66V221L64 220V221L62 222V221L60 220ZM71 222H72V221H71ZM73 222H75V221L73 220ZM73 222H72V223H73ZM91 222H93V220H91ZM91 222H90V223H91ZM96 222H97V221H96ZM96 222L94 221L93 223H96ZM107 222H108V221H107ZM107 222H106V223H107ZM144 222H147V220L144 221ZM157 222H158V220H157ZM157 222H156V223H157ZM182 222H183V221H182ZM185 222H186V221H185ZM193 222H194V220H193ZM203 222H205V221H203ZM224 222H223V223H224ZM236 222H237V221H236ZM238 222H239V221H238ZM17 223H18V222H17ZM19 223H20V222H19ZM21 223L19 224V228H20V225H22ZM23 223L26 225L25 222H23ZM28 223H29V222H28ZM76 223H77V222H76ZM88 223H89V222H88ZM98 223H101V222H97V226H98ZM102 223H103V221H102ZM118 223H119V224H118ZM147 223H148V225L150 226L151 223H150V222H147ZM158 223H160V221H159ZM162 223L164 224V222H162ZM167 223H168V222H166L165 224H167ZM174 223H173V226H174ZM178 223L180 224V222H178ZM188 223H189V222L186 223V226H187ZM190 223H191V222H190ZM219 223H220V222H219ZM231 223H230V225H231ZM239 223H241V222H239ZM242 223H243V222H242ZM246 223H247V221H246ZM248 223H249V222H248ZM10 224H11V223H10ZM36 224H38V223H36ZM39 224H40V223H39ZM45 224H46V222H45ZM55 224H57V223H55ZM58 224H57L56 226H58ZM69 224H71V223H69ZM69 224H67V225H69ZM78 224H79V226L81 225L80 223H78ZM78 224H76V225H78ZM103 224H105V223H103ZM103 224H102V226L104 227ZM126 224H124V225H126ZM134 224H135V222L133 223V225H134ZM165 224H164L163 226H165ZM183 224H184V223H183ZM191 224H192V223H191ZM191 224H190V225H191ZM194 224H196V222L193 223V225H194ZM199 224H202V223L200 222ZM205 224H206V223H205ZM205 224H204V225H205ZM209 224L211 225V223H209ZM209 224H208V225H209ZM213 224H214V227H215L216 225H218V224L215 225V222H212V226H213ZM221 224H222V223H221ZM225 224L227 225V222H226ZM235 224H236V223H235ZM252 224H253V223H252ZM252 224H249V227H250V225H252ZM261 224H262V223H261ZM14 225H15V224H14ZM14 225H11V227L13 228ZM17 225H18V224H17ZM17 225H16V227H17ZM25 225H24V226L22 225L21 227L23 228V227H25ZM49 225H50V224H49ZM49 225H48V226H49ZM60 225H61V224H59V226H58V227H61L59 230H61V229L63 228V227H62L63 225H61V226H60ZM64 225H65V224H64ZM72 225H74V224H72ZM76 225L73 226V230H72V231L78 229V228H76V227H77ZM88 225H89V224H88ZM99 225H100V224H99ZM108 225H109V223H108ZM112 225H113V224H112ZM112 225H110L109 228H111V229L113 228V231H114L115 228H114ZM131 225H132V224H131ZM131 225H130V227L133 229V227H132ZM142 225H143V224H142ZM154 225H155V224H154ZM156 225H157V224H156ZM156 225H155V226H156ZM158 225H159V224H158ZM158 225H157V227H158ZM181 225H182V224H181ZM190 225H189V227H190ZM197 225H198V223L196 224V227H197ZM202 225H203V224H202ZM238 225H239V224H238ZM244 225H245V224H244ZM253 225H255V224H253ZM257 225H258V226H257ZM259 225H260V224H256V226H257L258 228H259ZM263 225H264V223H263ZM35 226H36V225H35ZM69 226H71V225H69ZM69 226H68V227H69ZM79 226H78V227H79ZM84 226H86V225H84ZM92 226L94 227L93 224H92ZM100 226H101V225H100ZM100 226H99V227H100ZM111 226H112V227H111ZM128 226L126 225V227H128ZM143 226H144V225H143ZM149 226H147V227L149 228ZM161 226H162V225H161ZM163 226H162L161 228H163ZM166 226H169V225H166ZM170 226H171V223H170ZM176 226H177V225H176ZM176 226H175L174 228L178 229V227H176ZM179 226H180V225H179ZM184 226H185V225H184ZM186 226H185V227H186ZM199 226H201V225H199ZM206 226H207V224H206ZM212 226H209V227H212ZM227 226H229V225H227ZM233 226H234V225H233ZM32 227H33V226H32ZM46 227H47V226H46ZM54 227H55V226H54ZM58 227H57V228H58ZM64 227H67V226L65 225ZM71 227H72V226H71ZM71 227H70V228H71ZM74 227H75L76 229H74ZM81 227H82V226H81ZM89 227H90V225H89ZM95 227H96V226H95ZM99 227H98V228H99ZM103 227H102V228H103ZM105 227H106V226H105ZM135 227L137 228L136 225H135ZM145 227H146V226H144V227L141 226L142 229H140V230H141L142 232L139 231L140 234L137 233V234L140 235V237H141V241H140V242H137V241H136V242L138 243L137 245H139L140 247L143 246V248H144V246H145V245H144V244H145L144 241H146V240L144 239V237H146V234H147V231L144 232V229L146 230V228H147V227H146V228H145ZM152 227H154V226H152ZM152 227H151V229H152ZM157 227H156V228H157ZM182 227H183V226H182ZM185 227H184V229H186ZM189 227H188L187 231L190 230ZM192 227H193V226H192ZM192 227H191V228H192ZM194 227H195V226H194ZM203 227H205V226H203ZM203 227H202V228H203ZM209 227H208V228H209ZM219 227H220V226H219ZM223 227H224V226H223ZM223 227H221V228L223 229ZM229 227H230V229L233 228V231H234V227H235V226L232 227V228H231V226H229ZM229 227H227V231H228V233H226V231H225V233H226L227 235L229 234V230H228ZM243 227H244V226H243ZM245 227H246V225H245ZM249 227H248V229H249ZM262 227H263V226H262ZM262 227L260 226L261 229H262ZM9 228H10V227H9ZM25 228H26V227H25ZM29 228H30V226H29ZM42 228H43V227H42ZM55 228H56V227H55ZM55 228H53V229H55ZM85 228H86V227H85ZM85 228H83V229H85ZM100 228H101V227H100ZM102 228H101V229H102ZM106 228H107V227H106ZM128 228H129V227H128ZM128 228H126V233H127ZM148 228H147V229H148ZM159 228H160V227H159ZM167 228H170V227H167ZM167 228H166V229H167ZM200 228H201V227H200ZM200 228H199V230L202 229V228H201V229H200ZM255 228H256V227H255ZM255 228H254V226H253V230H254ZM258 228H257V229H258ZM2 229H3V228H2ZM48 229H49V228H48ZM90 229H92V228H89V230H90ZM94 229H96V228H94ZM120 229H121V227H120ZM122 229H123V227H122ZM132 229H131V230H132ZM138 229H139V228H138ZM138 229H136L137 232H138ZM157 229H158V228H157ZM157 229H155V230H154V228L152 229V230L154 231V233H153L154 235L158 232V231L155 232ZM166 229H165V230H166ZM180 229H181V228H180ZM205 229H206V228H205ZM214 229H215V228H214ZM214 229H213V230H214ZM216 229H218V228H216ZM216 229H215V230H216ZM237 229H238V230H241V229H242V225H241V229H239V227L236 225V231H237V232H235V233H238V230H237ZM251 229H252V226H251ZM261 229H259L258 231H261ZM263 229H264V228H263ZM5 230H6V229H5ZM8 230L10 231V229H8ZM11 230H16V228L14 227V229H11ZM22 230L24 231V228H23ZM22 230H21V231H22ZM25 230H26V229H25ZM63 230H65V228H63ZM70 230H71V229H70ZM87 230H88V226H87ZM87 230H86L85 232H87ZM98 230H99V229H97V231L95 230V232H98ZM102 230H103V229H102ZM109 230H110V229H109ZM109 230H106V231H109ZM117 230H118V231H114V232L118 233V232H119V229H117ZM124 230H125V229H124ZM136 230H135V231H136ZM163 230H164V229H163ZM165 230H164V231H165ZM172 230H173V229H171V231H172ZM178 230H179V229H178ZM178 230H176V231H178ZM181 230H182V229H181ZM193 230H194V229H193ZM196 230H198V228H196ZM206 230H207V229H206ZM206 230H205V231H206ZM211 230H212V229H211ZM255 230H256V229H255ZM17 231H18V228H17ZM21 231H20V232H21ZM35 231H36V229H35ZM38 231H39V230H38ZM41 231H42V230H41ZM48 231H49V230H48ZM57 231H58V230H57ZM66 231H67V230H65L64 232H62V231H60V232H61V234L63 233V235H64V233H65ZM72 231H69V232H72ZM76 231H77V230H76ZM82 231H83V230H82ZM90 231L94 232L93 229L90 230ZM90 231H89V232H90ZM106 231L104 230V231H102V233H103V232H106ZM111 231H112V230H111ZM149 231H150V228H149ZM153 231H152V232H153ZM160 231H162V230L160 229ZM164 231L162 232L163 235H164ZM168 231H169V230H168ZM173 231H175V230H173ZM187 231H185V232H187ZM203 231H204V230H203ZM205 231H204V232H205ZM223 231H224V230H223ZM223 231H222V232H223ZM246 231H247V229H246ZM250 231H252V230H250ZM250 231H247V232H250ZM256 231H257V230H256ZM256 231H255V232H256ZM258 231H257V233H258ZM12 232H13V231H12ZM12 232H11V233H12ZM25 232H26V231H25ZM29 232H30V231H29ZM44 232H45V230H44ZM49 232H51V231H49ZM60 232H59V235H60ZM95 232H94V233H95ZM124 232H125V231H124ZM152 232H151V233H152ZM201 232H202V230H201ZM207 232H208V231H206V233H207ZM209 232H210V231H209ZM212 232H213V231H212ZM218 232H219V231H217L216 234H218ZM220 232H221V229H220ZM244 232H245V228H244ZM253 232H254V231H253ZM0 233H1V232H0ZM16 233H17V232H16ZM21 233H22V232H21ZM31 233H32V232H31ZM33 233H34V231H33ZM73 233H75V232H73ZM73 233H72V234H73ZM78 233H83V232H78V231H77V234H78ZM87 233H88V232H87ZM98 233H99V232H98ZM107 233H108V232H106V234H107ZM119 233H120V232H119ZM121 233H123V230L121 231ZM129 233H130V232H129ZM131 233H132V232H131ZM133 233H134V231H133ZM133 233H132V234H133ZM149 233H150V232H149ZM168 233H169V232H168ZM171 233H172V234H168V235H169V236H170V235H173L174 232H171ZM183 233H184V231H183ZM188 233H189V232H188ZM188 233H187V234H188ZM191 233H192V232H191ZM194 233H195V232H194ZM199 233H200V231H199ZM232 233H233V232H232ZM232 233H230V234H231V237H233V236H232ZM251 233H252V232H250V234H251ZM259 233H260V232H259ZM24 234H25V233H24ZM67 234H68V232H67ZM72 234H71V235H72ZM77 234H76V235H77ZM88 234H89V233H88ZM88 234L83 233L82 236L85 237V235H88ZM106 234H105V235H106ZM108 234L110 235V231H109ZM113 234H114V233H113ZM124 234H125V233H124ZM132 234H131V235H130V234H127L126 237H127V238H131V237H128V236H129V235L132 236ZM160 234H161V233H160ZM174 234H175V233H174ZM196 234H197V233H196ZM211 234H212V233H211ZM214 234H215V233H214ZM230 234H229V235H230ZM241 234H243V233L238 234V236L240 235V237L242 238V235H241ZM252 234H254V236H255L256 233H252ZM252 234H251V235H252ZM260 234H261V233H260ZM3 235H4V234H3ZM5 235H6V234H5ZM19 235H21V234H19ZM22 235H23V234H22ZM42 235H43V234H42ZM53 235H54V234H53ZM59 235H58V233H57L56 236H59ZM63 235H62V236H63ZM68 235H69V234H68ZM68 235H66V237H69ZM94 235H95V234H94ZM105 235H104V237H106ZM109 235H107V236H109ZM114 235H115V234H114ZM135 235H136V233H135ZM135 235H134V236H135ZM150 235H151V234H150ZM184 235H185V234H184ZM193 235H194V236H192V237H196L195 234H193ZM201 235L203 236V234H201ZM207 235H208V234H207ZM222 235H223V233H222ZM222 235H221V237L223 238V237L225 236V234H224V236H222ZM233 235H235L236 238L238 237V236H237L236 234H234V233H233ZM246 235L249 236V233L246 234V232H245V236H246ZM40 236H41V235H40ZM56 236H54V237H56ZM62 236H60V238H61ZM64 236H65V235H64ZM64 236H63V237H64ZM73 236H74V234H73L71 237H73ZM78 236H80V235L78 234ZM78 236H77V237H78ZM90 236H91V233H90L89 237H90ZM92 236H93V235H92ZM100 236H101V233H100ZM102 236H103V235H102ZM102 236H101V238L104 240L103 242H106V244H107V241H106L105 238H103ZM112 236H113V235H112ZM115 236H116V237H115ZM115 236H114L115 239H116V238H117L118 240L120 239L119 235H118V236L115 235ZM121 236H122V235H121ZM136 236H137V235H136ZM147 236H148V235H147ZM151 236H153V235H151ZM156 236H157V235H156ZM158 236H159V235H158ZM164 236H166V235H164ZM176 236H180V235H178V233H177ZM181 236H182V234H181ZM185 236H186V235H185ZM185 236H184V238H185ZM187 236L189 237V235H187ZM202 236H201V240H202ZM210 236H211V235H210ZM210 236H209V239L211 238ZM256 236H257V235H256ZM260 236H264V235H260ZM260 236L258 235V237H260ZM33 237H34V236H33ZM75 237H76V236H75ZM80 237H81V236H80ZM84 237H82V238H84ZM86 237H87V236H86ZM109 237H110V236H109ZM118 237H119V238H118ZM122 237H123V236H122ZM124 237H125V236H124ZM167 237H168V236H166V240H168ZM170 237H171V236H170ZM190 237H191V236H190ZM215 237H218V236L215 235ZM229 237H230V236H229ZM9 238H10V237H9ZM45 238H46V237H45ZM47 238H48V236H47ZM47 238H46V239H47ZM51 238H52V237H51ZM64 238H65V237H64ZM64 238H63V239H64ZM69 238H70V237H69ZM93 238H94V236H93ZM97 238H100V237H99V234L97 235ZM97 238H96V239H97ZM110 238H112V240H115V239H113V237H110ZM142 238H143V239H142ZM147 238L149 239V236H148ZM147 238H146V239H147ZM161 238H163V237H161ZM161 238L159 237V239H161ZM174 238H175V237H174ZM176 238H178V237H176ZM203 238H206V235H205V237L203 236ZM219 238H220V237H219ZM225 238H226V237H225ZM225 238H224V240H226V241H225V243H224V242H223L224 240H223V241H222L223 244H227L226 242H228L227 239H225ZM243 238L246 239V237H243ZM252 238H254V237H252ZM252 238L250 237L251 240H253ZM262 238H264V237H261L260 239H262ZM6 239H7V238H6ZM21 239H22V238H21ZM30 239H31V238H30ZM43 239H44V238H43ZM49 239H50V238H49ZM49 239H48V240H49ZM67 239H68V238H67ZM71 239H72V238H71ZM75 239H76V238H75ZM102 239H101V240H102ZM135 239H136V237H135ZM138 239H139V238H138ZM155 239H156V237H155ZM171 239H172V238H171ZM171 239H169V240H171ZM180 239H181V238H180ZM195 239H196V238H195ZM195 239H194V241H195ZM197 239H198V238H197ZM199 239H200V237H199ZM207 239H208V238H207ZM209 239H208V241H209ZM239 239H240V238H239ZM250 239H248V237H247L248 242H249ZM256 239L260 240V239L257 238V237H256ZM4 240H5V239H4ZM4 240H3V241H4ZM13 240H14V239H13ZM27 240H28V239H27ZM48 240H47V242H48ZM60 240L62 241V239H60ZM60 240H59V241H60ZM76 240H77V239H76ZM81 240H82V239H81ZM87 240H88V239H87ZM90 240H92V239H89V240H88L89 243L91 244L92 241L90 242ZM107 240H108V239H107ZM129 240L131 241V239H127V240L125 241V242H126V246H125V242H124V239H123L122 241H123L124 243H123V244H120V245H122V246L119 245L121 248L119 249V246H118V249H119V250H118L117 252H116L117 249L114 248V250H115V249H116V250H115L114 255H113V254H112V253H113V251H112L113 246H112V247H109V246L111 245V243H112V241H111V239H110V245H108V248H112V249H111V252H112V253L109 252L108 254H107V253H106V254L109 256L108 258H110V255H109L110 253H111V255H113L112 257H114L115 254H116V261H115L116 263H115V264H123V263L125 264L126 261L128 262V263H126V264H140L142 261H146L147 259H149V256H148V258L145 257L146 260H144L145 258H141L140 256L138 257V255L136 256L135 254H136V249H137V248H136V249L133 248V247L131 248V246H133L132 243L135 242V241L132 240L133 242L131 241V243H129ZM136 240H137V239H136ZM161 240L164 241L165 239L163 238V239H161ZM161 240H160V241H161ZM173 240H174V239H173ZM178 240H179V238H178ZM181 240H182V239H181ZM181 240H180V241H181ZM183 240H185V239H183ZM187 240H189V239H187ZM187 240H185V244H186ZM203 240L205 241L206 239H203ZM212 240L214 241V243H215V241H218V240H219L218 242H220V241H221V238L218 239V240H217V238H216V240H214V237H213V239L211 238V241H212ZM228 240H229V239H228ZM231 240L233 241V239H231ZM235 240L237 241V242H236V245H237V243H239L240 241H242V240H239V242H238L237 239H235ZM247 240H246V241H247ZM258 240L256 241V244H257V242H260V243H261V240H260V241H258ZM30 241H31V240H30ZM32 241H33V240H32ZM49 241H50V240H49ZM51 241H53V240H51ZM54 241H56V239H54ZM57 241H58V240H57ZM57 241H56V242H57ZM78 241H79V238H78ZM88 241H87V242H88ZM93 241H94V239H93ZM99 241H100V239L98 240V245H101V242H100V244H99ZM147 241H148V240H147ZM151 241H152V240H151ZM174 241H177V240H174ZM174 241H173V242H174ZM190 241H193V238H190ZM213 241H212V242H213ZM232 241H231V242H232ZM263 241H264V239H263ZM10 242H11V241H10ZM13 242H14V241H13ZM34 242H37V241H34ZM41 242H42V241H41ZM47 242H45V245L49 244V242H48V243H47ZM56 242H55V243H56ZM79 242H80V241H79ZM79 242H78V243H79ZM81 242H82V241H81ZM94 242H95V241H94ZM108 242H109V240H108ZM113 242H114V241H113ZM120 242H121V239H120ZM153 242H154V241H152V243H153ZM156 242H157V241H156ZM200 242H201V241H200ZM229 242H230V240H229ZM229 242H228V243H229ZM248 242H245V243H248ZM251 242H252V241H251ZM1 243H2V242H1ZM8 243H9V242H8ZM22 243H23V242H22ZM22 243H21V244H22ZM28 243H29V242H28ZM42 243H43V242H42ZM46 243H47V244H46ZM62 243H65V242H62ZM69 243H70V242H69ZM82 243H84V241H83ZM96 243H97V240H96ZM127 243H128L129 245H128ZM139 243H140V244H139ZM143 243H144V244H143ZM148 243H149V241H148ZM148 243H147V245H149ZM150 243H151V242H150ZM154 243H155V242H154ZM154 243H153V244H154ZM160 243H162V242H157V243H156V246H157V244H160ZM167 243H168V241H167ZM170 243H171V241H169V247H170ZM182 243H184V241H183ZM187 243H188V242H187ZM202 243H204V242H202ZM206 243H207V242H206ZM206 243H204V244H206ZM208 243H210V245H211V242H208ZM214 243H213V244H214ZM216 243H217V242H216ZM232 243H234V242H232ZM232 243H231V245H232ZM249 243H250V242H249ZM249 243H248V244H249ZM252 243H253V242H252ZM263 243H264V242H263ZM14 244H15V243H14ZM30 244H31V243H30ZM53 244H54V243H52V245H53ZM56 244H57V243H56ZM60 244H61V243H60ZM60 244H59V245H60ZM67 244H68V243H67ZM86 244H87V243H86ZM103 244L106 245L105 243H103ZM112 244H113V243H112ZM114 244H116V243L114 242ZM130 244H132V245H130ZM179 244H180V243H179ZM185 244H183V245L180 244L179 246H180V247H181V246L183 247V246H185ZM190 244H191V242H190ZM192 244H193V243H192ZM198 244H199V241H198ZM198 244L196 243V245H198ZM220 244H221V242H220ZM220 244H219V245H220ZM223 244H221V245H223ZM239 244H240V243H239ZM239 244H238V246H239L240 248H241L242 246H244V245H241V246H240ZM241 244H242V242H241ZM16 245H17V244H16ZM25 245H26V244H25ZM25 245H24V246H25ZM33 245H34V244H33ZM33 245H32L31 247H33ZM41 245H42V244H41ZM41 245H40V246H41ZM43 245H44V243H43ZM50 245H51V244H50ZM57 245H58V244H57ZM68 245H69V244H68ZM74 245H75V244H74ZM77 245H78V244H77ZM117 245H118V243H117L115 246L117 247ZM134 245H135V244H134ZM161 245L164 247L163 243H162ZM161 245H160V246H161ZM167 245H168V244H167ZM172 245H173V244H172ZM176 245H177V243H175V247H179V246H176ZM193 245H194V244H193ZM200 245H202V244H200ZM200 245L197 246V248H199ZM214 245H215V244H214ZM219 245H217V246H219ZM221 245H220V246H221ZM231 245H230V246H231ZM233 245H234V244H233ZM249 245H250V244H249ZM249 245H248V246H249ZM258 245H259V244H258ZM22 246H23V245H22ZM54 246H55V244H54ZM61 246H62V245H61ZM61 246H60V247H61ZM63 246H64V245H63ZM63 246H62V247H63ZM71 246H72V245H71ZM80 246H81V245H80ZM80 246H77V247H80ZM82 246H83V245H82ZM85 246H86V245H85ZM92 246H94V245H93V242H92ZM123 246H125V247H123ZM152 246H155V245H152ZM160 246L158 245V247H156V249H159ZM186 246H188V245H186ZM194 246H195V245H194ZM207 246H209V245L206 244V247H207ZM220 246L218 247V249H220V248L222 249V246H221V247H220ZM226 246H227V245H226ZM228 246H229V245H228ZM246 246H247V245H245L244 247H246ZM252 246H253V244H252ZM259 246H260V248H261L263 245H262V246L259 245ZM0 247H1V246H0ZM2 247H3V246H2ZM35 247H36V246H35ZM44 247H47V246H44ZM58 247H59V246H58ZM67 247H69V246H67ZM74 247H76V245H75ZM74 247H72V249H74ZM77 247H76V248H77ZM83 247H84V246H83ZM99 247H100V246H99ZM106 247H107V246H106ZM136 247H137V246H136ZM148 247H149V246H148ZM163 247H161V249H163ZM180 247H179V248H180ZM182 247H181L180 249H172L173 247H170L169 250H168L167 252H164V253L162 252L164 255L166 254L165 256H168V255L170 256L169 260H167L168 262L165 260L166 262H164V263H165V264H190V263L193 261V258L196 257V256H194V254H193V252H195V251H194L195 248H194V249H193V248H192V249L190 248L191 250H189L188 247H185V248L188 249V250H187V249H182ZM191 247H193V246L191 245ZM209 247H210V246H209ZM209 247H207V248L209 249ZM215 247H216V246H215ZM239 247H238V248H239ZM253 247H256V248H257L258 246H257V245H254ZM13 248H14V247H13ZM26 248H27V247H26ZM28 248H29V247H28ZM39 248H40V247H39ZM41 248H42V246H41ZM55 248H56V247H55ZM89 248L91 249L90 246H89ZM97 248H98V246H97ZM143 248H142V251H143ZM145 248H147V246H146ZM149 248H150V247H149ZM153 248H154V247H153ZM166 248H167V246H166ZM201 248H203V246H202ZM224 248H225V247H224ZM230 248H232V246H231ZM235 248H237V247H235ZM238 248H237V249H238ZM251 248H252V247H251ZM256 248H254V249H256ZM2 249H3V248H2ZM14 249H15V248H14ZM14 249H13V252H14ZM21 249H22V248H21ZM42 249H43V248H42ZM45 249H46V248H45ZM53 249H54V248H53ZM60 249H61V248H60ZM78 249H79V248H78ZM78 249H77V252H78ZM81 249H82V248H81ZM85 249L89 250V256H90V254L92 253V252L90 253L91 250L88 249V247H87V248L85 247ZM103 249H104V248H102V249H100V250H103ZM138 249H139V248H138ZM154 249H155V248H154ZM161 249H160V251H161ZM164 249H165V248H164ZM205 249H206V248H205ZM214 249H215V248H214ZM228 249H229V248H228ZM233 249H234V248H233ZM242 249H243V248H242ZM246 249H248V247H247ZM254 249L252 248V250H254ZM262 249H264V246L262 247ZM15 250H16V249H15ZM18 250H19V249H18ZM27 250H28V249H27ZM27 250H26V251H27ZM32 250H33V248H32ZM36 250H38V249H36ZM36 250H35V251H36ZM43 250H44V249H43ZM43 250H41V251H43ZM66 250H71V249H66ZM74 250H76V249H74ZM82 250H83V249H82ZM82 250H81V251H82ZM94 250H95V249H94ZM106 250H107V249H106ZM147 250H148V249H147ZM147 250L145 249L144 252H147ZM149 250H150V249H149ZM149 250H148V251H149ZM166 250H167V249H166ZM166 250H165V251H166ZM186 250H187V251H186ZM199 250H200V248H199ZM234 250L236 251V249H234ZM238 250H239V249H238ZM244 250H245V249H244ZM249 250H250V249H249ZM249 250H247V252H248ZM54 251H55V249H54ZM57 251H58V250H57ZM57 251H56V253H57ZM62 251H63V250H62ZM92 251H93V249H92ZM98 251H99V250H98ZM109 251H110V250H109ZM137 251H139V250H137ZM150 251H152V248H151ZM150 251H149V253H150V255H151V252H150ZM156 251H157V250H156ZM163 251H164V250H163ZM197 251H198V250H197ZM197 251H196V252H197ZM201 251H203V250H201ZM201 251H199V252L201 253ZM205 251H206V250H204V252H205ZM215 251H217V250H215ZM220 251H222V250H220ZM230 251H232V250H230ZM240 251H241V250H240ZM258 251L260 252L259 247H258ZM261 251H263V250H261ZM5 252H6V251H5ZM11 252H12V251H11ZM13 252H12V253H13ZM16 252H17V250H16ZM16 252H15V253H16ZM18 252H19V251H18ZM24 252H25V251H24ZM29 252H30V251H29ZM32 252H33V251H31V253H32ZM44 252H45V251H44ZM44 252H43V253H44ZM63 252H64V251H63ZM84 252H85V251H84ZM101 252H102V251H101ZM140 252H141V251H140ZM209 252H210V251H209ZM212 252H213V250H212ZM212 252H211V253H212ZM217 252H218V251H217ZM227 252H229V251H227ZM236 252L238 253V251H236ZM244 252H245V256H246V251H244ZM251 252H252V251H251ZM251 252H249V253H251ZM255 252H256V251H255ZM259 252H258V254L256 253L257 256H256L255 254L253 255V258H254V259H256V258L259 256ZM8 253H9V252H8ZM21 253H22V252H21ZM39 253H40V252H39ZM54 253H55V252H54ZM54 253L52 252L51 254L46 255L42 260H39V262L42 263L44 260H47V261H45V264H67L68 261H72L71 258H74V257H75V256H74V257H71V258H70L71 260H68L70 256H69L68 258H67V257L65 258L64 256H62V254H61L60 256H57V255H59L60 253H62V252H60L59 254L57 253V255L55 254V255H56V257H55ZM99 253H100V251H99ZM138 253H139V252H138ZM138 253H137V254H138ZM160 253H161V252H159V253H157V254H160ZM202 253H203V252H202ZM224 253H225V252H224ZM224 253H223L222 255H224ZM229 253H231V252H229ZM232 253H233L232 256H233L234 258H233L232 256H231V257H232V259L235 260L236 256H239V255L237 254V255L235 256V255H234L235 253H234V252H232ZM232 253H231V254H232ZM240 253L242 254V253H243V250H242V252H240ZM240 253H239V254H240ZM252 253H254V252H252ZM252 253H251V254H252ZM261 253H262V252H261ZM261 253H260V254H261ZM19 254H20V253H19ZM77 254H80V252H79V253H76L75 255L77 256ZM87 254H88V252H87ZM93 254H94V253H93ZM104 254H105V252H103V256L100 257V258L104 259V257H106V254H105V256H104ZM141 254H143V253H141ZM146 254H147V253H146ZM146 254L144 253V255H142V256H145ZM152 254H153V252H152ZM157 254H156V255H157ZM163 254H160V256L163 255ZM198 254H199V253H198ZM198 254H197V255H198ZM208 254H209V253H208ZM215 254H216V253H215ZM217 254H218V253H217ZM251 254H248V253H247V255H251ZM1 255H2V254H1ZM23 255H24V253H23ZM35 255H36V254H35ZM80 255H82V254H80ZM84 255H86V254H84ZM98 255H99V254H97V257H98ZM147 255H149V254H147ZM147 255H146V256H147ZM154 255H155V254H154ZM156 255H155V256H156ZM203 255H204V253H203ZM205 255H206V254H205ZM222 255H221V257H222ZM10 256H11V255H10ZM25 256H26V254H25ZM27 256H28V255H27ZM31 256L33 257V255H31ZM40 256H41V255H40ZM89 256H88V257H89ZM91 256H92V255H91ZM95 256H96V255H95ZM95 256H93V257H95ZM100 256H101V255H100ZM169 256H168V257H169ZM198 256H201V255L199 254ZM215 256H216V255H215ZM224 256H226V255H224ZM228 256H229V255H227V257H226L227 260H228ZM242 256H244V253H243L242 255H240V257H242ZM254 256H255L256 258H255ZM260 256H262V254H261ZM260 256H259V257H260ZM8 257H9V255H8ZM13 257H14V256H13ZM15 257H17V255H16ZM15 257H14V258H15ZM18 257H19V256H18ZM21 257H23V256H21ZM32 257H30L29 259L31 260ZM151 257H153V256H151ZM151 257H150V260H151ZM158 257H159V256L157 255V258H158ZM163 257H164V256H163ZM203 257H204V256H203ZM206 257L208 258V256H205V258H206ZM213 257H214V256H213ZM217 257H218V256H217ZM219 257H220V255H219ZM221 257H220V259L222 260L223 257H222V258H221ZM229 257H230V256H229ZM240 257H239V259L241 260ZM247 257H250V256H247ZM5 258H6V257H4V259H5ZM25 258H26V260L28 259L27 257H24V259H25ZM34 258H39V257H36V256H35ZM34 258H32V260H33ZM41 258H42V257H41ZM77 258H78V257H77ZM80 258H81V257H80ZM80 258H79V259H80ZM82 258H83V255H82ZM82 258H81V259H82ZM86 258H87V257H86ZM95 258H96V257H95ZM95 258H94V260H95ZM98 258H99V257H98ZM154 258H155V257H154ZM161 258H162V256H161L159 259H161ZM164 258H167V257H164ZM201 258H202V257H201ZM210 258H211V257H210ZM224 258H225V257H224ZM224 258H223V259H224ZM226 258H225V259H226ZM242 258H243V257H242ZM244 258H246V257H244ZM250 258H251V257H250ZM260 258H261V257H260ZM20 259H21V258H20ZM20 259H19V260H20ZM79 259H78V260H79ZM90 259H91V258H90ZM106 259H107V258H106ZM152 259H153V258H152ZM155 259H156V258H155ZM195 259H196V258H194V260H195ZM197 259L199 260V257H198ZM213 259H214V258H213ZM215 259H216V258H215ZM225 259H224V260H225ZM229 259H230V258H229ZM232 259H231V261H232ZM247 259L249 260V258H247ZM254 259H253V260H254ZM262 259H264V258H262ZM262 259H261V260H262ZM5 260H6V259H5ZM73 260H74V259H73ZM76 260H77V259L75 258V261H76ZM109 260H110V259H109ZM111 260L114 261L115 259H111ZM111 260H110V261H111ZM161 260H162V259H161ZM161 260H159V263H160ZM203 260L205 261L204 258H203ZM217 260H218V259H217ZM221 260H219V261H221ZM236 260L238 261V259H236ZM243 260H244V259H243ZM248 260H247V261H248ZM257 260H259V259L257 258L256 261H257ZM24 261H25V260H24ZM24 261H23V262H24ZM75 261H74V262H75ZM79 261H80V260H79ZM79 261H78V262H79ZM89 261H90V260H89ZM95 261H96V260H95ZM95 261H94V262H95ZM104 261H105V259H104ZM107 261H108V260H107ZM163 261H164V260H163ZM163 261H162V262H163ZM210 261H212V260H210ZM213 261H214V260H213ZM219 261H218V262H219ZM225 261H226V260H225ZM241 261H242V260H241ZM249 261H250V260H249ZM249 261H248V262H249ZM254 261H255V260H254ZM2 262H3V261H2ZM15 262H16V260H15ZM33 262H35V261L33 260ZM36 262H37V261H36ZM36 262H35V263H36ZM76 262H77V261H76ZM78 262H77V263H78ZM82 262H83V261H82ZM84 262H85V261H84ZM86 262H87V261H86ZM100 262H101V261H100ZM102 262H103V261H102ZM147 262H150V261L148 260ZM147 262H145V264H146ZM151 262L154 263V261H151ZM151 262H150V263H151ZM199 262H200V261H199ZM208 262H209V261H208ZM215 262H216V264L218 263L217 261H215ZM215 262H214V263H215ZM228 262H229V261H227V263H228ZM232 262H233V261H232ZM244 262H246V259H245ZM248 262H247V263H248ZM259 262H260V261H259ZM259 262H257V263H259ZM3 263H6V262H3ZM19 263H20V262H19ZM26 263H27V262H26ZM69 263H70V262H69ZM71 263H72V262H71ZM71 263H70V264H71ZM77 263H76V264H77ZM88 263H89V262H88ZM92 263H93V262H92ZM95 263H96V262H95ZM95 263H94V264H95ZM107 263H108V262H107ZM142 263H143V262H142ZM152 263H151V264H152ZM193 263H194V262H193ZM193 263H192V264H193ZM195 263H196V262H195ZM195 263H194V264H195ZM197 263H198V261H197ZM197 263H196V264H197ZM219 263H221V262H219ZM222 263H224V262L222 261ZM227 263H224V264H227ZM235 263H236V262H235ZM238 263H240V261H238ZM241 263H242V262H241ZM241 263H240V264H241ZM250 263H251V262H250ZM12 264H13V263H12ZM16 264H18V263H16ZM31 264H32V263H31ZM33 264H34V263H33ZM38 264H39V263H38ZM72 264H73V263H72ZM82 264H83V263H82ZM104 264H105V263H104ZM108 264H109V263H108ZM111 264H112V261H111ZM156 264H158V263H156ZM160 264H163V263H160ZM201 264H202V263H201ZM204 264H205V262H204ZM206 264H207V263H206ZM208 264H209V263H208ZM211 264H213V262H212ZM233 264H234V263H233ZM243 264H245V263H243ZM248 264H249V263H248ZM259 264H260V263H259ZM263 264H264V263H263Z\"/></svg>",
  "mask_w": 264,
  "mask_h": 264
}]
</instances>
